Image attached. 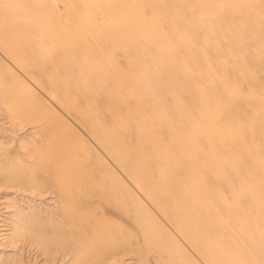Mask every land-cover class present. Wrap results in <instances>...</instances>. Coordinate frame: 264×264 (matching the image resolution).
Here are the masks:
<instances>
[{"label": "rangeland", "instance_id": "obj_1", "mask_svg": "<svg viewBox=\"0 0 264 264\" xmlns=\"http://www.w3.org/2000/svg\"><path fill=\"white\" fill-rule=\"evenodd\" d=\"M4 1V3L2 2L1 3V1H0V3L2 4V5H4V6H2L1 4H0V15L3 17V18H1V16H0V45H2V46H0V79H1V82H0V89H2V90H0V98L1 99H4V100H6V101H4V100H1L0 99V105L2 106L1 108H0V118H1V114L3 115L2 117H4L5 119H8L9 117H11V124H7V125H2L1 124V122H0V140L3 142L4 141V143H2L1 141H0V151H1V153H0V156H2L3 158L5 157V159H3V158H1L0 157V163L1 162H3L4 161V163H6V164H4V166L6 167H4V166H2V164H0V166L2 167H0V178H8L9 179V181L11 182V183H13V182H15V183H20V184H23V186H25L26 187V189H28V191L26 192V194H25V192H23V190H21L22 192H23V194H22V192L21 191H18L17 193H16V195L18 196V198H17V196H16V200L18 199L19 201L21 200L22 202H18V201H16V203H19V204H17L19 207H20V205H21V207H23V209L22 208H20L21 210H25V211H22V212H24L25 214H23L22 213V218H23V220L24 219H27L28 221L27 222H29V224H28V226H27V223L25 222L26 220H24L23 221V230H22V232L23 233H25L26 231H29V230H31V231H29V233L27 234V232H26V235L28 236H26L25 234V236H23V233L19 236L20 237V239H21V236H22V239H21V241L22 242H20V244H21V246H22V259H23V257H24V260L25 261H27L26 259L27 258H29L28 260H29V262L31 261V262H33V258L35 257V260H34V262L35 263H41L42 261H44L45 263H47V264H59V263H63V264H66V263H70V260L72 259V257L75 255V252H77L78 250H80V249H83L85 246V248H96V250L99 252V256H101V257H103L104 255H106L107 253H106V250H120L119 248H121L120 247V244L121 243H123V244H121V245H123L124 247H122L123 249H125V247L126 246H128V249H130V250H126L125 249V251L123 252V249L121 248V252L122 253H126L125 255H126V257H134V256H136V254L137 253H139V251L141 250L142 251V249L144 248V247H142L143 245L145 246V244L147 243V245L145 246V247H147V248H144L145 250H146V254H145V250L144 251H142V253L144 254V255H147V256H149V257H147L148 258V261L151 263V264H169L170 262H172L171 260L173 259V257H174V255H173V252L174 251H172V250H175V252H176V248L174 247L175 245H174V243H173V240L172 239H170V238H168V236L167 235H165V230H170V232L172 233V235H171V237L173 236V238H178L176 235L178 234V236H179V233H174L177 229L173 226V224H172V222L171 221H169V218H166L165 216H163V218L161 217L163 214H160V213H162L161 211H158V209H153V205H149V203L147 202V204H146V201L142 198V195H141V192L139 193V191H138V193H139V195H138V193H136L137 192V190L138 189H135V188H138L136 185V187L133 185V184H135V183H133V184H130V183H132L131 181H130V183H129V180L128 179H125V177H121V176H123L122 175V173H120V170L119 169H117L116 168V164H115V161H114V158H115V156H113L112 154H110V155H112L111 157L110 156H108V151L106 152V151H104L105 150V148H106V145L105 146H102V144L104 145L105 143H103L102 141H100V139L98 138V137H96L95 135L96 134H93V133H95V132H92V130L90 129V127L88 126H86V125H83L84 123H82L77 117H76V115H74L77 111H88V113H89V116L91 117V119H93V120H96L94 123L95 124H97V123H99L98 125H103L104 123V129H107V130H111L110 132L111 133H116V134H120V133H124L123 135H125V138H126V140L128 141V140H130L129 141V147H128V149H130L129 151L132 153V155L129 153V161H131V159H132V161L134 162L135 161V163H136V165H135V163H133L132 161L130 162V164L132 163L133 164V166H134V169L136 168V170H140V172L142 171L143 173L145 172L146 173V171H145V169H146V167H148L146 170L147 171H149V172H147V173H150V175L151 176H153L154 178H155V182L156 181H158V180H156L157 178H159V184H166V182H164L163 180L164 179H168L169 177H170V175H171V172L173 171L174 172V170H173V168L172 167H174L173 165H172V163L171 162H173V158L174 157H176V156H178L179 158L181 157V158H183V159H187L188 161V163L186 162V168H187V170L188 171H190L189 173H195V175L197 176V177H199V178H197L196 177V180H197V182H201L200 184L207 190V192H208V194L211 196H213V194H214V196H216V194H218L216 197L217 198H215L214 196L213 197H210V200H209V202L211 201V203L213 204H211L212 205V207L211 208H213V213H214V215H215V213H217V215H215L217 218H218V220H219V218H220V220H222L221 218L223 217V215H224V212L222 211V209L223 208H220L221 206H220V204H219V200L220 199H222L223 197V201L225 202V201H227V202H225L227 205H229V201H231L230 202V204H232V205H230L229 206V209L230 208H232L231 209V211H230V216H227V217H233V218H226L228 221L229 220H231V219H233V220H236V221H233V222H239V224L241 223V225H240V227L241 228H239V231H238V233H237V235H236V238L235 239H232V241H233V243H231L232 241H230L231 239H229V238H219V237H217L216 239H215V242L219 245V246H221L224 250H226V251H231V252H235L236 254H238L239 255V257H241L242 259H243V261H247L248 260V262H253L254 264H264V261H263V263H262V260H264V254L262 255L261 253H264V247H263V245H264V220L262 219V217H264V216H261V212H262V215H264V208H263V204H264V202H263V204H260L261 202H262V200L264 201V199H262V196H261V194L262 195H264V188H263V186H264V184L262 183L263 182V180H264V150H262V148H264V139H262V138H264V126H262V129H259V128H261V124L262 125H264V107H262V106H264L263 104H264V81H262L263 80V75H264V69H263V67H264V0H185L186 1V4H185V2L183 1V3H182V0H181V2H180V0L178 1V0H175V2H173V0H138L139 1V3H137L138 1L137 0H58L57 1V4H56V6H54V4L56 3V2H52V1H50V0H33V1H30V0H3ZM7 1V2H6ZM26 1V2H25ZM43 1V2H42ZM59 1H60V3H59ZM103 2V3H101V2ZM12 2V3H11ZM24 2V3H23ZM31 2H32V4H31ZM98 2H100V3H98ZM106 2V3H105ZM119 2V3H118ZM121 2V3H120ZM123 2V3H122ZM153 2V3H152ZM172 2H173V4H174V6L172 5ZM180 4H179V3ZM189 4H188V3ZM195 2V3H194ZM200 2V3H199ZM11 3V4H10ZM31 4V5H28V4ZM71 3V4H70ZM90 3H91V5L93 4V6H91L90 7ZM111 3V4H110ZM115 3V4H114ZM166 3H167V5H166ZM177 5H176V4ZM193 3V4H192ZM5 4H7V5H5ZM37 5V6H33V5ZM80 4H82V5H80ZM120 4H122V5H120ZM134 4H135V7H134ZM156 4H157V6H156ZM170 4V5H169ZM190 4H191V6H190ZM13 5V6H12ZM67 5H68V7H67ZM71 5V6H70ZM78 5H79V7H78ZM85 5V7H83ZM86 5H88V7L86 6ZM108 5V6H107ZM126 5V6H125ZM142 5H143V7H142ZM151 5V6H150ZM154 5H155V7H154ZM164 5V6H163ZM166 5V6H165ZM176 5V6H175ZM179 5H182V6H179ZM185 5V6H184ZM202 5V6H201ZM15 6V7H14ZM18 6H20V7H18ZM41 6V7H40ZM45 6H46V9H44L45 8ZM73 6V7H72ZM106 6H107V8H106ZM201 8V10H202V12L201 11H199V12H201V13H199V12H197L198 10H200V8ZM246 6V7H245ZM263 6V7H262ZM4 7V8H3ZM33 7V8H32ZM37 7L39 8V9H37ZM43 7V8H42ZM48 7V8H47ZM52 7H54V9L56 10V15H54V13H53V9H52ZM63 7V8H62ZM81 7V8H80ZM82 7H83V9H82ZM95 7H96V11H95ZM148 7V8H147ZM151 7V8H150ZM171 7V8H170ZM181 7V8H180ZM185 7V8H184ZM230 8V13H229V8ZM10 8V9H9ZM17 8L19 9V8H21L22 10H24L25 11V13H26V15H25V17H19V18H16L15 16H13V14H14V12H15V10H17ZM79 8V9H78ZM91 8V9H90ZM155 8V9H154ZM184 8V9H183ZM193 8V9H192ZM228 8V10L226 11V9ZM8 11H7V10ZM15 9V10H14ZM43 9V10H42ZM77 10V11H75V10ZM82 9V10H81ZM123 9H125V10H127V11H125V10H123ZM138 9V10H137ZM146 9H149V11H150V13H153V15L151 14L150 15V13H149V11L148 12H145V10ZM160 9V10H159ZM247 11H246V10ZM39 12H38V11ZM93 10V11H92ZM129 10H130V12H129ZM144 10V11H143ZM158 10V11H157ZM233 10V11H232ZM81 11H83V12H81ZM123 11V12H122ZM152 11V12H151ZM156 11V12H155ZM162 11V12H161ZM192 11V12H191ZM235 11V12H234ZM8 12V13H7ZM71 12V13H70ZM84 12H85V14H84ZM96 13L97 12V14H99V13H101L102 15H106V16H108L109 17V21H108V23H107V21H106V23H104V24H102V25H104V26H102L98 21L96 22V23H94L93 22V24H91L90 25V27H89V31H88V33L87 34H85V35H83V34H81L80 32H82V30L80 29V26H79V23H80V21H81V19L82 18H84V16L86 15V14H88V13ZM120 12V13H119ZM127 12V13H126ZM196 12H197V14H196ZM70 13V14H69ZM74 13V14H73ZM135 13V14H134ZM157 13V14H156ZM163 13V14H162ZM198 13L200 14L199 15V17H198ZM210 13V14H209ZM215 13H217V14H215ZM233 13H234V15H233ZM77 14V15H76ZM134 14V15H133ZM137 14V15H136ZM228 14H230V16H231V20H230V22H228L229 20H228V17H230V16H227V18H226V15H228ZM253 14V15H252ZM63 15L64 16V18H63V16L61 17V16ZM79 15V16H78ZM134 17H133V16ZM146 15H148V17L146 16ZM193 15V16H192ZM217 15V16H216ZM237 15H238V17H237ZM36 16H37V18H36ZM73 16V17H72ZM153 16V17H152ZM172 16V17H171ZM201 16V17H200ZM203 16V17H202ZM223 16V17H222ZM233 16V17H232ZM6 17V18H5ZM26 17H28V18H26ZM70 18L69 20H67L68 18ZM75 17V18H74ZM129 17H130V19H129ZM144 17H145V19H144ZM156 19H155V18ZM191 17V18H190ZM246 17H247V19H246ZM256 17H257V20H255L256 19ZM24 18V19H23ZM26 18V19H25ZM64 20H63V19ZM111 18V19H110ZM132 18H133V20H132ZM153 18V19H152ZM169 18H171V20L169 21L168 19ZM173 18V19H172ZM203 18H205L204 20H203ZM219 18V19H218ZM226 19L225 20V23H224V21L222 20V19ZM234 18V19H233ZM237 18V19H236ZM253 18H254V20H255V22L256 23H254V20H253ZM260 18V19H259ZM28 19V20H27ZM150 19V20H149ZM155 19V20H154ZM167 19V20H166ZM197 19V20H196ZM246 19V20H245ZM251 19V20H250ZM75 20V21H74ZM79 22H78V21ZM154 20V21H153ZM195 20L197 21V22H195ZM213 20V21H212ZM222 20V21H221ZM228 20V21H227ZM239 20V21H238ZM260 20V21H259ZM261 20H262V22L263 23H261ZM133 21V22H132ZM147 21H150L149 23L147 22ZM167 21V23H165ZM201 21V22H200ZM233 21V22H232ZM237 21H238V23H237ZM11 22V23H10ZM23 22V23H22ZM32 22H34V23H32ZM67 22V23H66ZM119 22H120V24H119ZM152 22V23H151ZM181 22H182V25H181ZM184 22H185V25H184ZM191 22V23H190ZM200 22V23H199ZM204 22V24H206L205 26H204V24H202ZM227 22H228V24H227ZM234 22H235V24H234ZM251 22V23H250ZM26 23V24H25ZM31 23V24H30ZM44 23H46V24H44ZM50 23V24H49ZM70 23H72V25L70 24ZM75 23V24H74ZM110 23V24H109ZM154 23V24H153ZM161 23H164L165 25H162ZM196 23H198L199 24V28H197V25L198 24H196ZM258 23V24H257ZM18 24H20V25H18ZM31 25V26H28V25ZM34 24H36V25H34ZM69 24V25H68ZM128 24V25H127ZM168 24H170L169 26H168ZM194 24H195V26H194ZM222 24H225L224 26L222 25ZM15 25V26H14ZM37 25H38V28H36L37 27ZM58 25H60V26H58ZM174 26V28L175 29H177V31H175V29L173 28V26ZM177 25V26H176ZM180 25V26H179ZM187 25V26H186ZM239 25V26H238ZM21 26V27H20ZM23 26V27H22ZM45 26V27H44ZM55 26V27H54ZM56 26H57V28H56ZM103 28H102V27ZM111 26V27H110ZM153 26V27H152ZM160 26V27H159ZM185 26H186V29H185ZM204 26V27H203ZM13 27V28H12ZM28 27V28H27ZM39 27H41V28H39ZM42 27H43V29H42ZM115 27V28H114ZM135 27V28H134ZM162 27H163V29H162ZM170 27H171V29H173L172 31H171V29H170ZM220 27V28H219ZM222 27H223V29H222ZM227 27V28H226ZM18 28H20V29H18ZM23 28V29H22ZM35 28V29H34ZM53 30H51V29ZM53 28H55V29H53ZM102 28V29H101ZM157 28V29H156ZM225 28H226V31H225ZM2 29H3V31H2ZM13 29V30H12ZM15 29V30H14ZM93 29V30H92ZM165 29H167V30H165ZM170 30V32H169V30ZM195 29V30H194ZM218 29V30H217ZM232 29V30H231ZM242 29H243V31H242ZM27 31V33H26V31ZM41 30V31H40ZM106 30V31H105ZM163 30V31H162ZM189 30V31H188ZM197 30V31H196ZM223 32H222V31ZM254 30V31H253ZM11 31V32H10ZM33 33H32V32ZM61 31V32H60ZM78 31V32H77ZM95 31V32H94ZM104 31V32H103ZM114 31V32H113ZM137 31V32H136ZM183 33H181V32ZM189 33H188V32ZM194 31V33H193V35H195V37H194V39L192 40V38H193V35H192V32ZM222 32V33H219V32ZM21 32V33H20ZM35 32H37V34L39 35V37L36 35V34H34ZM43 34H42V33ZM94 32V33H93ZM106 32H109L108 34L106 33ZM125 32V34H123ZM126 32H128V33H126ZM174 32V33H173ZM177 32V33H176ZM196 32V33H195ZM203 32V33H202ZM208 32V33H207ZM235 32V33H234ZM238 32V33H237ZM30 33V34H29ZM34 34V35H32V34ZM53 33V34H52ZM94 35H93V34ZM112 33V34H111ZM133 33H135L134 34V36H133ZM176 33V34H175ZM217 33H219V34H217ZM223 33H224V35H223ZM17 34V35H16ZM26 34V35H25ZM47 34V35H46ZM50 34V35H49ZM89 34V35H88ZM122 36H121V35ZM145 34V35H144ZM155 35V36H159L158 38L157 37H153L152 35ZM159 34V35H158ZM175 34V35H174ZM204 34H207L209 37L211 36V37H214V39L216 40L217 38L219 39V40H217L216 42H214L215 40L212 38H209L210 39V43H209V39L207 38V35H206V38H207V42H205V41H203V40H205L206 38H205V36H204ZM29 35V36H28ZM41 35V36H40ZM60 37H59V36ZM73 35V36H72ZM95 37H93V36ZM103 35H105V36H103ZM126 35V36H125ZM171 35V36H170ZM173 35V36H172ZM182 35V36H181ZM186 35H188V37L186 36ZM198 35H200L199 37H201V38H198ZM202 35V36H201ZM213 35V36H212ZM220 35V36H219ZM19 36V37H18ZM33 38H32V37ZM34 36H36V37H34ZM48 36V37H47ZM72 36V37H71ZM86 36H91L92 38H94V42H93V39L91 38H89V39H87L88 37H86ZM97 36V37H96ZM100 36H101V38H100ZM106 36L108 37L107 39H106ZM135 36L138 38V36H139V41H138V39L137 38H135ZM154 38H152V37ZM171 38H170V37ZM192 36V37H191ZM229 36V37H228ZM238 36V37H237ZM19 39H18V38ZM29 37V38H28ZM39 39H38V38ZM86 37V38H85ZM109 37H113L112 39H115V40H112L111 38V40L109 39ZM143 37H145V38H143ZM168 39H167V38ZM173 37H175L176 39V41H178L179 43H177L175 40H173L172 41V38ZM202 37L204 38L203 40H201L202 39ZM226 37V38H225ZM231 37V38H230ZM4 38H6V40L4 39ZM11 38V39H10ZM25 38V39H24ZM31 38V39H30ZM52 38V39H51ZM76 38H77V40H76ZM152 38V39H151ZM159 38H161L160 40H159ZM164 38V39H163ZM222 38V39H221ZM224 38V39H223ZM21 39V40H20ZM30 39V40H29ZM34 39V42L32 43V40ZM41 39H42V41H43V44L45 45L46 44V46H44L43 44H41L42 43V41H41ZM106 39V40H105ZM137 39V40H136ZM141 39V40H140ZM147 41H146V40ZM151 39V40H150ZM184 39V40H183ZM200 41V42H202V43H200L198 40ZM8 40H10V41H8ZM19 40V41H18ZM36 40V41H35ZM50 40V41H49ZM98 42V44H99V46L96 44V41ZM104 40V41H103ZM116 40H117V42H116ZM127 40V41H126ZM143 40H145L146 41V43L143 41ZM153 40V41H152ZM155 40V41H154ZM159 40V41H158ZM182 41V43H181V41ZM187 40V41H186ZM223 42H222V41ZM7 41V42H6ZM23 41V42H22ZM30 41V42H29ZM75 41V42H74ZM107 41H110V42H107ZM114 41V42H113ZM120 41V42H119ZM135 42V44L134 43H131V42ZM156 41H158V43L156 42ZM169 41V42H168ZM185 41V42H184ZM193 41H194V43H193ZM197 41V42H196ZM230 41V42H229ZM4 42H5V44H4ZM36 42H38V43H36ZM106 42V43H105ZM128 42V43H127ZM139 42H140V44H141V46H139L140 44H139ZM151 42V43H150ZM164 44H163V43ZM172 42V43H171ZM200 44H199V43ZM221 42V43H220ZM18 43H19V45H18ZM28 43V44H27ZM35 43V44H34ZM60 43V44H59ZM73 43V44H72ZM109 43H112V48H111V46H110V44ZM118 45H117V44ZM120 43V44H119ZM126 43V44H125ZM148 43V44H147ZM150 43V44H149ZM152 43H155L156 45L154 46V44H152ZM167 43V44H166ZM175 43V44H174ZM181 43V44H180ZM211 43H213L212 45H211ZM218 43V45H216ZM223 43H225V45L223 44ZM14 44H16V45H14ZM20 44H21V46H20ZM48 44L50 45V48H49V46H48ZM77 44V45H76ZM101 44V45H100ZM127 45L126 47L125 46H123V45ZM143 44H144V46H143ZM147 44V45H146ZM207 46H206V45ZM215 44V45H214ZM222 44V45H221ZM24 45H26V47H23ZM29 45V46H28ZM104 45V46H103ZM108 45V46H107ZM133 45H136V47L135 46H133ZM157 45H160L159 47L157 46ZM165 45V46H164ZM167 45H169L170 47H172V49H169L168 47L169 46H167ZM212 47H211V46ZM255 45V46H254ZM30 48V49H32V51L28 48V47ZM32 46V47H31ZM34 46H36L35 48H34ZM71 46V47H70ZM114 46H116V47H114ZM123 46V48H121ZM145 46H147V47H145ZM154 46V47H153ZM181 46V47H180ZM184 46V47H183ZM191 46H193V47H191ZM214 46L216 47V48H214ZM227 46V47H226ZM235 46H237V47H235ZM250 46H251V49H250ZM59 47V48H58ZM108 47H109V49L111 50L110 52H109V49H108ZM128 47V49H126ZM131 47H133V48H131ZM149 47H151V49L149 48ZM158 49H157V48ZM161 47V49H159ZM178 49H177V48ZM206 47V48H205ZM207 47H210V48H207ZM242 47V48H241ZM11 48V49H10ZM23 48H25L24 50H22ZM27 48V49H26ZM64 48H66V49H64ZM67 48L68 49H70L68 52L67 51H65V50H67ZM99 48H101L102 49V51H101V49H99ZM131 49V51H130V49ZM147 50V52H146V50ZM154 48V49H153ZM182 48H183V50L186 52H184V51H182ZM192 48V49H191ZM194 48V49H193ZM214 49L213 51H216L215 52V54H214V52L212 51V50H210L209 51V49ZM217 48H218V50H219V52H218V50H217ZM233 49V50H229V49ZM5 49H7V51L5 50ZM17 49V50H16ZM49 49V50H48ZM73 49V50H72ZM99 49V50H98ZM113 49V50H112ZM122 49H123V51H122ZM126 49V50H125ZM143 49V50H142ZM163 49L164 50H166V52L165 51H163ZM179 49H181V50H179ZM206 49H208V50H206ZM12 50V51H11ZM28 50V51H27ZM54 51V55H53V51ZM60 52H59V51ZM64 50V51H63ZM81 50H82V52H81ZM87 50V51H86ZM107 50H108V53H110V57H105V56H107V54L108 53H106L107 52ZM116 50V51H115ZM139 50V51H138ZM154 50V51H153ZM160 50H162V51H160ZM168 50V51H167ZM179 50V51H178ZM221 50V51H220ZM223 50V51H222ZM29 51L31 52L30 54H32L33 53V55H30L29 54ZM64 53H63V52ZM79 51V52H78ZM89 51H91V52H93V53H91V52H89ZM98 51V52H97ZM99 51H100V55L98 54L99 53ZM121 51V52H120ZM125 51H128L127 53L125 52ZM159 53H158V52ZM170 51V52H169ZM173 51V52H172ZM177 51V52H176ZM208 51V52H207ZM225 51V52H224ZM41 52H43V53H41ZM66 52L68 53V55H71V54H73V56L74 57H76L75 59H72L73 57L71 56H68L67 54H66ZM83 53V54H81V53ZM89 54H88V53ZM104 54H103V53ZM114 54H113V53ZM119 52L121 53V54H119ZM157 52V53H156ZM175 52V53H174ZM178 52H180V53H178ZM189 52V54H188V56H187V53ZM200 52V53H199ZM208 54H207V53ZM211 52V53H210ZM222 52V53H221ZM242 52V53H241ZM255 54V55H253V53ZM10 55H9V54ZM26 53V54H25ZM40 53V54H39ZM61 53V55H59ZM69 53H71V54H69ZM75 53H78V54H76V56H75ZM96 53V54H95ZM125 53V54H124ZM131 53V54H130ZM133 53V54H132ZM137 53V54H136ZM144 53V54H143ZM161 53H162V55L164 54L165 55V57H164V55L162 56L161 55ZM169 55H168V54ZM174 53V54H176L177 55V57L175 56V55H172V54ZM202 53H203V55H202ZM209 53L211 54V55H209ZM225 55H224V54ZM237 53V54H236ZM18 54V55H17ZM37 54V55H36ZM42 54V55H41ZM55 54H57L56 56H55ZM62 54H63V56H62ZM85 54H86V56H85ZM113 54V55H112ZM122 54H124L123 56L124 57H122ZM144 56H143V55ZM151 54H152V57H151ZM157 55L156 57H155V55ZM178 54H181L182 56H184L183 58L185 59L184 60V62L185 61H187V62H183V58H182V56H181V58H180V56L178 55ZM186 56H185V55ZM197 54V55H196ZM216 54L218 55V56H216ZM233 54V55H232ZM40 55V56H39ZM53 55V56H52ZM68 56L67 58H65V56ZM83 55L85 56L84 57V59H83ZM117 55V56H116ZM127 55V56H126ZM132 56V57H130V56ZM136 55V56H135ZM160 55V56H159ZM214 55V56H213ZM222 55V56H221ZM226 57V59L224 58V56ZM30 56V57H29ZM35 56V57H34ZM61 56H62V58H64V60H62V58H61ZM79 56H81V58L79 57ZM94 56H97V60H101V61H99V62H101V64H102V61H103V64L105 65H101L100 63H96L94 60H96V59H94V58H96V57H94ZM100 56H103V58L102 57H100ZM113 56H114V58H113ZM119 56V57H118ZM138 56V57H137ZM168 56V57H167ZM179 56V57H178ZM193 56V57H192ZM196 56V57H195ZM202 56V57H201ZM204 56V57H203ZM211 56V57H210ZM215 56H216V58H215ZM220 56H221V58H220ZM231 56V57H230ZM232 56H234V57H232ZM7 57V58H6ZM37 57H39L40 59H42V60H38V58ZM54 57V58H53ZM58 57H59V59H58ZM92 57V58H91ZM112 57V58H111ZM135 57V58H134ZM137 57V58H136ZM143 57V58H142ZM151 57V58H150ZM164 57V58H163ZM175 57V58H174ZM214 57V61H213V58ZM12 58V59H11ZM23 58V59H22ZM27 58V59H26ZM37 58V59H36ZM60 58H61V60H60ZM86 58V59H85ZM90 58V59H89ZM116 58V59H115ZM119 58V59H118ZM123 58V60H122V62H121V59ZM125 58H126V60H125ZM130 59V60H128V59ZM180 58V59H179ZM193 58H195V59H193ZM196 58H197V60H196ZM202 58V59H201ZM217 58H219V59H217ZM231 58V59H230ZM245 58V59H244ZM68 59V60H67ZM72 59V60H71ZM76 59H77V61H76ZM87 59H89L88 60V64H87ZM110 59V60H109ZM113 59V60H112ZM115 59V60H114ZM140 59V60H139ZM145 61H144V60ZM152 59V62L150 61ZM159 59V61H158V63L160 64H158L157 63V60ZM163 59V60H162ZM164 59H165V62H164ZM168 59H172V61H170L169 60V62H170V65H168L169 64V62L167 61ZM193 59V60H192ZM198 59L200 60L199 62H201L202 61V63H199L198 62ZM204 59V60H203ZM221 59H222V61H221ZM225 59V60H224ZM4 60H6V61H4ZM37 60V61H36ZM75 60V61H74ZM84 60V61H83ZM93 60V61H92ZM96 60V61H97ZM118 60V61H117ZM147 60H149L150 62H147ZM178 60V61H177ZM181 60V61H180ZM191 60V61H190ZM206 60V61H205ZM213 61V63H216V64H218L217 66H216V64H211V62ZM216 60V61H215ZM227 60V62H225ZM233 61V63H232V61ZM238 60H240L241 62H239ZM245 60V62H243ZM249 60V61H248ZM41 63H39V62ZM60 61H62V62H60ZM66 61V62H65ZM89 61L92 63H89ZM106 61V62H105ZM113 61V62H112ZM115 61H117V62H115ZM125 61V62H124ZM127 61V62H126ZM129 61H130V63H129ZM161 61H163V63L161 62ZM166 61H167V63H166ZM179 61H180V64L178 65V63H179ZM192 61H194L193 62V64L191 63ZM203 61H205L206 62V64H208V65H206L205 64V62L203 63ZM219 61H220V63H219ZM228 61H229V63H228ZM4 62V63H3ZM13 64H12V63ZM53 62H54V64H53ZM56 62H57V64H56ZM71 62H73L72 64H71ZM79 64H78V63ZM85 62H86V66H84V67H89L90 66V68H91V70H90V72L88 71L90 68H83V65H85ZM94 62H95V64H94ZM112 64H111V63ZM121 62V63H120ZM173 62V63H172ZM261 62V63H260ZM32 63V64H31ZM44 63V64H43ZM46 63H47V65H48V69L46 68L47 67V65H46ZM65 63H66V65L68 66V64H69V66H71V67H67V66H65ZM83 63V64H82ZM109 63V64H108ZM124 63V64H123ZM126 63V64H125ZM152 63V64H151ZM166 65H165V64ZM186 65V66H188V68L184 65V64ZM188 63H189V65H188ZM195 63V64H194ZM196 63H197V65H196ZM223 63V64H222ZM12 64V65H11ZM29 64V69H31V70H29L28 68H27V65ZM40 64V65H39ZM62 65V67H60L61 65ZM81 64H82V66H81ZM90 64V65H89ZM94 64V65H93ZM98 64V65H97ZM115 64V66H112V65H114ZM127 64L129 65L128 66V68L126 67L127 66ZM147 64V65H146ZM175 65V66H172V65ZM183 64V65H182ZM201 64V65H200ZM233 64H234V66H233ZM243 64V65H242ZM247 64V65H246ZM15 65V66H14ZM33 65V66H32ZM38 65V66H37ZM43 65V66H42ZM51 65V67L52 68H50V69H52L51 71H49L50 69H49V66ZM57 65V66H56ZM65 67H64V66ZM74 65H76V66H78V68H76V66H74ZM89 65V66H88ZM110 67H112V68H110V70H109V66ZM121 65H122V67H121ZM162 65H163V67H162ZM168 65V66H167ZM183 67H182V66ZM203 65V66H202ZM213 65H215L216 67H214ZM222 65V66H221ZM225 65V66H224ZM3 66V67H2ZM14 66V67H13ZM35 66H37V68L39 69V70H37V68L35 67ZM42 66V67H41ZM99 66H101V67H99ZM105 67V69H104V67ZM106 66H108V68L106 67ZM149 66H152L153 67V69H152V67H149ZM160 66H161V68H160ZM165 66V67H164ZM178 66V67H177ZM202 68H201V67ZM206 67V68H203V67ZM207 66H209V68L207 67ZM232 66V67H231ZM250 66H252V67H250ZM257 66V67H256ZM15 67H17L16 69H15ZM26 67V68H25ZM42 68V69H40V68ZM73 67V68H72ZM94 67H97V70H95V72H94ZM98 67H99V69H98ZM115 68V70H114V68ZM131 67H132V69H131ZM169 67H174L173 69L175 70H173L172 68L169 70ZM175 67L177 68V70L175 69ZM193 67H195V69H193ZM198 67V68H197ZM200 67V68H199ZM213 67L214 68H216V69H213ZM223 67V68H222ZM224 67H226V68H224ZM9 68V69H8ZM19 68V69H18ZM33 68H36L35 70H33ZM58 69V70H55V69ZM61 68V69H60ZM69 68V69H68ZM78 69V71L76 72H74V70H76V69ZM80 68H82V69H80ZM102 68H103V72H102ZM151 68V69H150ZM159 68V69H158ZM219 68H221V69H219ZM22 69H24V70H22ZM46 70L47 71V73H46V71H44V70ZM64 69V70H63ZM68 71H67V70ZM71 69H73V73H74V75H73V73L71 72L72 70ZM88 69V70H87ZM113 69V70H112ZM118 69V70H117ZM150 71H149V70ZM183 69V70H182ZM191 69V70H190ZM193 69V70H192ZM198 71H197V70ZM204 69V70H203ZM228 69H230L231 70V72H230V74H229V71H228ZM247 69V70H246ZM248 69H250V70H248ZM18 70V71H17ZM21 70V71H20ZM41 70V71H40ZM43 70V71H42ZM54 70H55V73H54ZM61 70H63L62 72H61ZM68 72H66V71ZM71 70V71H70ZM80 70V71H79ZM83 70H85V72H86V70H87V72L85 73ZM93 70V71H92ZM110 72H109V71ZM115 71V72H112V71ZM129 70H131V71H129ZM148 70V71H147ZM153 70V71H152ZM162 70L163 72H160V71ZM169 72H167V71ZM211 70V71H210ZM215 70H217V71H215ZM219 70H222V72L221 71H219ZM225 70H227V71H225ZM262 70V71H261ZM29 71V72H28ZM36 72V74H39V75H36L35 74V72ZM39 71H40V73H39ZM57 71H58V74H56L57 73ZM141 71H143L142 73H141ZM147 71V72H146ZM156 71H157V73H156ZM165 71L167 72V73H165ZM171 71H172V74H171ZM177 71V72H176ZM182 71H183V73H182ZM186 71V72H185ZM200 71V72H199ZM205 71H206V73H205ZM219 71V72H218ZM225 71V72H224ZM244 71H245V73H244ZM246 71H247V74H246ZM251 71H253V72H251ZM261 71V72H260ZM18 72V73H17ZM22 72H24L23 74H22ZM26 72V73H25ZM33 72H34V74H33ZM50 72V73H49ZM53 72V73H52ZM65 72H66V75H65ZM84 72V73H83ZM99 72H102V73H100L99 74ZM105 72V73H104ZM120 72H122V76L119 74ZM147 74H146V73ZM179 72V73H178ZM185 72V73H184ZM187 72H188V75L186 76V74H187ZM199 72V73H198ZM216 72H218V73H216ZM228 72V73H227ZM256 72H257V74H256ZM260 72V74H258ZM13 73V74H12ZM44 73V74H43ZM81 73V74H80ZM115 73V74H114ZM118 73V75H116ZM148 73H149V75H148ZM151 73H153V75H151ZM159 73V74H158ZM174 73H176V74H174ZM204 73V74H203ZM221 73V74H220ZM224 73V74H223ZM244 73V74H243ZM41 74H43L42 76H41ZM51 74V75H50ZM57 76H56V75ZM61 74V75H60ZM72 74V75H71ZM77 74H79V75H77ZM84 74H89V76H87V75H84ZM94 74H95V76H94ZM104 75V76H102V75ZM110 74H111V76H110ZM142 74V75H141ZM145 74V75H144ZM180 74H182V75H180V77H179V75ZM185 74V75H184ZM191 74V75H190ZM205 74H206V76H207V78H205V80H204V78H203V76L202 75H204V77H206L205 76ZM261 74H262V76H261ZM31 75V76H30ZM34 75H35V77H34ZM44 75H45V77H44ZM47 75H48V77H47ZM55 75V76H54ZM58 75H60V76H58ZM62 75H64L63 76V78H61V76ZM80 75H82V76H80ZM92 75V76H91ZM114 75H116V76H114ZM120 75V76H119ZM126 75V76H125ZM144 75V77H142ZM174 75H176V76H174ZM178 75V76H177ZM194 75V76H193ZM212 75H215L214 77L212 76ZM218 75L219 76H221V77H218ZM254 75H256V76H254ZM25 76H26V78H25ZM54 76V77H53ZM66 76V77H65ZM79 76V77H78ZM101 77V78H99V77ZM117 76H119L118 78H117ZM135 77V78H133V77ZM138 76V77H137ZM149 76V77H148ZM153 76V77H152ZM162 76V77H161ZM188 76H190V78L188 77ZM192 76V77H191ZM202 76V77H201ZM225 77V81H221V80H224V77ZM229 76V77H228ZM231 76L233 77V78H231ZM259 76H260V78H259ZM13 77H14V79H13ZM39 77H41L42 79H40ZM47 77V78H46ZM53 78V79H51V78ZM55 77H56V80H55ZM59 77V78H58ZM75 79H74V78ZM87 77H89L90 79H88ZM95 77V78H94ZM96 77H98L97 79H96ZM114 77H116V78H114ZM122 77H124L123 79H121ZM174 77H176V78H174ZM188 77V78H187ZM195 77V78H194ZM197 77V78H196ZM201 77V78H200ZM217 77V78H216ZM228 77V78H227ZM32 78V79H31ZM45 78V79H44ZM65 78L67 79L68 78V80L66 81L65 80ZM72 78V79H71ZM76 78H78V79H76ZM85 78V79H84ZM95 79V80H93V79ZM103 78H107L108 80H105V79H103ZM141 78V79H140ZM142 78H143V81H142ZM152 78H154L153 80H151ZM158 78V79H157ZM161 78V79H160ZM165 80H164V79ZM186 78V79H185ZM191 78H193V79H191ZM200 78V79H199ZM219 78V79H218ZM231 78V79H230ZM48 81H47V80ZM62 79V80H61ZM66 81V84H65V81ZM71 79V80H70ZM74 79V80H73ZM81 79V80H80ZM110 79V80H109ZM111 79H113V80H111ZM116 79V80H115ZM120 79V80H119ZM148 79V80H147ZM162 79H163V81H162ZM198 79H199V81H198ZM204 80V81H200V80ZM207 79H208V81H207ZM215 79H218V80H215ZM239 79V80H238ZM32 80H34V82H36L35 83V87L33 86L32 87V85L34 84V82L32 81ZM37 80V81H36ZM41 80V81H40ZM50 80V81H49ZM73 80V81H72ZM76 80H78V81H76ZM90 80V81H89ZM98 80V81H97ZM104 80V81H103ZM121 80H126V81H121ZM139 80V81H138ZM142 82H141V81ZM145 80V81H144ZM211 80V81H210ZM241 80V81H240ZM39 81V82H38ZM53 83H52V82ZM56 81V82H55ZM57 81H59V83L61 84V85H59L58 87H60V88H58L57 87V85L59 84ZM63 81V82H62ZM70 81V82H69ZM88 81V82H87ZM102 81V82H101ZM108 81H110V82H108ZM117 81V82H116ZM150 81H151V83H150ZM160 81V82H159ZM166 81V82H165ZM189 81V82H188ZM216 81L218 82L219 81V83H217L216 84ZM242 81H243V83H242ZM47 82V83H46ZM67 82L70 84V85H67ZM73 82H76L75 83V85H74V83ZM79 84H78V83ZM84 84H83V83ZM92 82V83H91ZM98 82H99V84H100V86H101V84H102V86H101V88H98V87H100V86H96V85H99L98 84ZM105 82V83H104ZM112 82V83H111ZM139 82L140 83H142L143 85H141V84H139ZM144 82V83H143ZM146 82V83H145ZM153 82V83H152ZM177 82V83H176ZM184 82V83H183ZM199 82V83H198ZM204 82V83H203ZM215 82V83H214ZM226 82V83H225ZM239 82V83H238ZM260 82V83H259ZM32 83V84H31ZM54 83H56V84H54ZM73 83V84H72ZM111 83V84H110ZM115 83V84H114ZM122 83V84H121ZM158 83L160 84V85H158ZM222 83H224V84H222ZM2 84V85H1ZM38 84V85H37ZM46 84V85H45ZM47 84H49V85H47ZM52 84V85H51ZM82 84H83V86L85 87H83L82 86ZM93 84H94V86H93ZM106 84V85H105ZM113 84V85H112ZM117 84V85H116ZM126 84V85H125ZM149 85V86H147V85ZM154 84V85H153ZM156 84V85H155ZM190 86H189V85ZM220 84H222V85H220ZM245 84V85H244ZM53 86V87H55V88H52L51 86ZM65 85H67V86H65ZM106 87H105V86ZM109 85H111L113 88H115V90L117 89V91L120 89L119 87H121V89L117 92V91H114V89L112 90V87L111 86H109ZM139 85H140V87L142 86V90H140L139 91V89H140V87H139ZM165 85V86H164ZM179 87H178V86ZM181 85H182V87H183V89H182V87H181ZM189 88H187L186 86ZM196 86V88H194L195 86ZM215 85H217V87L215 86ZM219 85H220V87L222 88V86L223 85H226V86H223L224 88H222L223 89V91L225 92V93H223V91L221 92L220 90L221 89H219L220 87H219ZM245 86V88H244V86ZM3 86V87H2ZM42 86H45V88L43 87L42 88ZM46 86H47V88H46ZM62 86H65V87H62ZM79 86V87H78ZM81 86L84 88V89H82L81 88ZM86 86H87V88H86ZM116 86V87H115ZM153 86H154V88H153ZM162 86V88H160V87ZM240 86V87H239ZM259 86V87H258ZM26 87V88H25ZM38 87V88H37ZM49 87V88H48ZM66 87H68L69 88V91H67L68 89H66ZM73 87V88H72ZM96 88V90H95V88ZM104 87V88H103ZM108 87H109V90H108ZM118 87V88H117ZM129 89H128V88ZM156 87L157 88H159V89H156ZM207 87V88H206ZM258 87V88H257ZM4 88V89H3ZM7 88V89H6ZM41 90H40V89ZM62 88H65V90L64 89H62ZM76 89L75 91H73V89ZM91 88H92V90H91ZM103 88V89H102ZM105 88L107 89V90H105ZM134 88V89H133ZM151 88H153V89H151ZM177 88V89H176ZM190 88H194V89H192V90H190ZM198 88V89H197ZM217 88V89H216ZM226 88H227V90H226ZM240 88V89H239ZM38 89H39V91H38ZM44 89V90H43ZM48 89L50 90L49 92H47L48 91ZM52 89V90H51ZM87 90V92H86V90ZM99 89H101V90H99ZM110 89L112 90V92L110 91ZM123 89V90H122ZM147 89V90H146ZM149 89H151L150 91H149ZM185 89V90H184ZM196 89H197V91H196ZM213 89H214V91H213ZM219 89V90H218ZM243 89H244V91H243ZM47 90V91H46ZM58 90L60 91V92H58ZM78 90H79V92H78ZM82 90H83V92H82ZM95 92H94V91ZM104 90V91H103ZM128 90H133L132 91V93H130L131 91H128ZM138 90V91H137ZM158 90H160V91H158ZM166 90V91H165ZM194 90V91H193ZM200 90V91H199ZM210 92H209V91ZM242 90V91H241ZM44 92L45 93V95L42 93V92ZM52 91V92H51ZM62 91H63V93H67L66 94V96H65V94H63L62 93ZM71 91H73L72 93H71ZM82 93H81V92ZM89 91H93L92 93L95 95V93H96V97L93 95V97H94V99H93V97L92 96H90L91 94V92H89ZM99 91H101V93H102V95L101 94H99ZM108 91V92H107ZM110 91V92H109ZM195 91H196V93H195ZM216 91V92H215ZM246 91V92H245ZM247 91L248 92H251V94L253 95H250V93L248 94L247 93ZM85 92V93H84ZM114 92H117L116 94L114 93ZM121 92V93H120ZM139 92H142V94L143 93H146V96H145V100L147 101H145L144 100V95L145 94H140ZM156 92H157V96L158 97H155L156 95ZM168 92V93H167ZM188 92H190V93H188ZM202 92V93H201ZM216 94L217 93V97H215V96H213V94L214 93ZM227 92H228V94H227ZM239 92V93H238ZM2 93L4 94V95H2ZM9 93V94H8ZM48 93H50L51 95L53 94V95H56V97L57 98H55V96H51L50 94H48ZM60 93V94H59ZM81 93V94H80ZM84 93V94H83ZM103 93H104V95H103ZM107 93H109L110 95L108 96V94ZM130 93V94H129ZM139 93V94H138ZM150 93V94H149ZM186 93V94H185ZM193 93V94H192ZM199 93L203 96V95H205L204 97L206 98H202V96L201 95H199ZM208 93H209V95L211 96H209L208 95ZM212 93V94H211ZM222 93V94H221ZM232 95H231V94ZM12 94V95H11ZM31 94V95H30ZM47 94V95H46ZM60 95V97H59V95ZM71 94V95H70ZM75 94V95H74ZM79 94H80V96L82 97H79ZM88 94H89V96H88ZM114 94V95H113ZM189 94H191V95H189ZM214 94V95H215ZM223 95V94H225V96H221V95ZM227 94V95H226ZM262 94V95H261ZM38 95V96H37ZM40 95V96H39ZM70 95V96H69ZM99 95V96H98ZM117 95V96H116ZM120 95H123V98H120V97H122V96H120ZM133 95V96H132ZM152 95V96H151ZM169 95V96H168ZM197 97H196V96ZM257 95H259V96H257ZM47 96H49V97H47ZM88 96V97H87ZM108 96V97H107ZM110 96H112V97H110ZM115 96H116V98H118V99H116L115 100V102L114 101H112V100H114L115 99ZM131 96V97H130ZM149 96V97H148ZM163 96V97H162ZM165 96V97H164ZM168 96V97H167ZM177 96V97H176ZM191 96V97H190ZM198 96H199V98H198ZM220 96H221V98H220ZM229 97V98H227V97ZM261 96H262V98H261ZM38 97V98H37ZM41 97V98H40ZM61 97H62V99H61ZM67 97H69L68 99H67ZM72 97V98H71ZM83 97H86L85 99L83 98ZM101 97V98H100ZM104 97H105V100L106 99H108V100H106V101H104ZM113 97H114V99H113ZM128 97H130L129 99H128ZM133 97H135V98H133ZM138 97H139V100L141 99L140 97H142V99L140 100V101H137L138 100ZM169 97H170V99H169ZM201 97V98H200ZM222 97L224 98V99H229L228 101L226 100H224V99H222ZM233 97V98H232ZM6 98V99H5ZM9 98V99H8ZM40 98V99H39ZM55 98V99H54ZM78 98H79V100H78ZM89 98V102L87 101V99ZM98 98V99H97ZM152 100H151V99ZM157 98H161L160 100L159 99H157ZM164 100H163V99ZM167 99V101H165L166 99ZM175 98H177V99H179V101L177 100H175ZM191 99V102H190V99ZM196 98V99H195ZM198 98V99H197ZM210 99L211 98V100H210V102H209V100L208 99ZM235 98H237V100L239 99L240 100V102H238V107H236L237 106V101H236V103H235ZM254 98H255V101H256V103H258V105L256 104V103H254L255 101H254ZM16 99V100H15ZM25 99V100H24ZM59 101H58V100ZM71 99V100H70ZM73 99V100H72ZM82 99H84V100H82ZM100 99V100H99ZM103 101H102V100ZM125 99V100H124ZM134 99H136V101L134 100ZM154 99H155V101H154ZM188 99V100H187ZM195 99V100H194ZM203 99H205V100H203ZM219 99H222L223 100V102H221L222 100H219ZM244 99V100H243ZM11 100V101H10ZM19 100V101H18ZM26 101V102H24V101ZM30 100L32 101V102H30ZM52 100H55V101H52ZM61 100H63V101H61ZM70 100V101H69ZM92 100V101H91ZM131 100H133V101H131ZM176 101V102H174V101ZM187 100V101H186ZM201 103V101L200 100H203V101H206L205 102V105H202V106H209V107H212V109H210V110H213V112L212 111H208V112H205V111H203L202 109H199L200 108V103L198 102V101ZM208 100V101H207ZM233 100V101H232ZM248 100V101H247ZM250 100V101H249ZM258 100V101H257ZM52 101V102H51ZM71 101H73L74 103L75 102H78V103H71ZM85 101V102H84ZM87 101V102H86ZM97 101V102H96ZM121 101V102H120ZM130 101L132 102V103H130ZM155 102V104L152 106V104ZM160 101H162V102H160ZM165 103H164V102ZM171 101H173V102H171ZM193 101H195L196 103H197V105L199 106V108L198 107H196L197 105H196V103L194 104L193 103ZM215 101V102H214ZM222 105L221 107L219 106L220 104L218 103V102ZM244 102L243 104L244 105H242V104H239V103H242V102ZM254 101V102H253ZM30 102V103H29ZM34 102L36 103V104H34ZM58 102V103H57ZM61 102L63 103L62 105H61ZM68 102V103H67ZM84 102V104H82V103ZM108 103V104H106L105 105V103ZM109 102H110V104H111V107H110V105H109ZM137 102L139 103V104H137ZM145 103V105H147L146 107H145V105H144V103ZM157 102H158V104H157ZM160 102V103H159ZM167 102H169V105L167 104ZM209 102V103H208ZM212 102H214V105H216L215 107H213L214 105H213V103ZM217 102V103H216ZM234 102V103H233ZM250 102V103H249ZM262 104H261V103ZM5 103V104H4ZM54 103V104H53ZM97 103H100V104H97ZM103 103V104H102ZM113 103V104H112ZM122 103V104H121ZM133 103H136V104H133ZM148 103H150L149 105H151V106H149L148 105ZM192 103V104H191ZM208 103V104H207ZM210 103H212V105L210 104ZM226 104L225 105V108H224V104ZM232 103V104H231ZM245 103H248V105H245ZM252 103H254V104H252ZM16 104V105H15ZM24 106H23V105ZM39 104V105H38ZM46 104V105H45ZM56 104V105H55ZM72 104H74L73 106H72ZM78 104V105H77ZM87 104V105H86ZM160 104H161V106H160ZM163 104V105H162ZM172 104V105H171ZM175 104H177L179 107H177V105H175ZM179 104H181V105H179ZM229 104V105H228ZM235 104V105H234ZM249 104H252V106H250ZM6 106V107H4V106ZM10 105V106H9ZM80 105H82L83 106V108L82 107H80ZM92 106V107H90V106ZM115 105V106H114ZM165 105V106H164ZM233 105V106H232ZM240 105V106H239ZM255 106V108H257V109H255L254 110V106ZM260 105V106H259ZM46 108H45V107ZM61 107V109L62 110H60L59 108ZM95 106H98L96 109L94 108ZM113 106V107H112ZM134 106V107H133ZM167 106V107H166ZM170 106V107H169ZM226 106H228V107H226ZM229 106H231V107H229ZM243 108H245V109H243ZM246 106V107H245ZM249 106V107H248ZM26 107V108H25ZM31 107V108H30ZM70 107V108H69ZM88 107H90V108H88ZM102 107H103V109H102ZM116 107V108H115ZM130 107H133V110H132V108L130 109ZM156 107V108H155ZM160 109H159V108ZM183 107V108H182ZM190 107L192 108V109H190ZM218 108V110H217V108ZM233 107V108H232ZM237 108V109H234V108ZM241 107V108H240ZM259 107H260V109H259ZM261 107L263 108V110L261 109ZM5 108V109H4ZM22 108V109H21ZM33 108V109H32ZM64 108H68V109H64ZM71 108L74 110H71ZM77 108V109H76ZM100 108V109H99ZM112 108H114V109H112ZM149 108H152V109H154V110H152V109H149ZM167 108H169L168 110H167ZM180 108V109H179ZM222 108H224V109H222ZM232 109V110H225V109ZM248 108V110H247V112H246V109ZM252 110H251V109ZM64 109V110H63ZM101 109L103 110V111H101ZM121 109V110H120ZM157 109V110H156ZM171 109V110H170ZM175 109V110H174ZM179 109V110H178ZM259 109V110H258ZM3 110V111H2ZM9 112H8V111ZM117 110V111H116ZM156 110V111H155ZM181 110H183V111H181ZM236 110V111H235ZM239 110V111H238ZM244 110H245V112H244ZM11 111H12V113H11ZM62 111H64V112H62ZM73 111V112H72ZM86 111V112H87ZM91 111V112H90ZM95 111V112H94ZM169 111V112H168ZM173 111V112H172ZM202 111V112H201ZM216 111V112H215ZM222 111V112H221ZM232 111V112H231ZM251 111H254L253 112V118H252V116H251V114H252V112ZM255 111H257V112H255ZM66 112V115L64 114ZM75 112V113H74ZM94 112V113H93ZM117 112V113H116ZM131 112V113H130ZM132 112H133V114H132ZM137 112V113H136ZM143 112H145V113H143ZM156 114H155V113ZM158 112V113H157ZM167 112V113H166ZM170 112H171V114H170ZM181 112H183V114L185 115V116H183V114H181ZM197 112V113H196ZM201 112V113H200ZM216 113V115H215V113ZM226 112H228V113H226ZM237 112V113H236ZM249 112V113H248ZM10 113V114H9ZM74 113V114H73ZM96 113V114H95ZM119 113V115H117ZM121 113V114H120ZM125 114V115H129L128 117H127V119L130 121H128L127 119H126V121H125V123L128 125H125V123H123L124 125H125V128L123 127V128H121V130H120V132H119V130H118V128H119V125H117V124H119V123H121L122 122V115L123 114ZM147 113V114H146ZM149 113V114H148ZM205 113V114H204ZM213 113H214V115H213ZM220 113V114H219ZM230 113H231V115H233V116H231L230 115ZM241 113V114H240ZM254 113H256V114H254ZM7 114V115H6ZM21 114V115H20ZM25 114H29V115H25ZM31 114V115H30ZM49 116H48V115ZM105 114H106V116H105ZM140 114H141V118H144V119H140ZM158 114V115H157ZM162 114V115H161ZM168 116H167V115ZM173 114V115H172ZM174 114H176L175 116H174ZM180 114V115H179ZM195 114V115H194ZM224 114L226 115V114H228V115H226L227 116V118H223L224 117ZM237 114H239V115H237ZM243 114H244V116H243ZM245 114H246V116H245ZM248 114H249V116H248ZM259 114H262V115H259ZM8 115H10L9 117H8ZM71 117H70V116ZM93 115V116H92ZM96 115H100V116H102L103 115V119L100 117V118H98V117H96ZM131 115V116H130ZM136 115V116H135ZM150 115H153V117L155 116H157V119H154V123H152V121H153V117L152 116H150ZM160 115V116H159ZM171 117H170V116ZM182 115V117H180ZM187 115V116H186ZM204 115H208V117L210 116L211 117V115H212V117L210 118H207V116L206 117H204ZM235 115V116H234ZM242 115V116H241ZM257 115V116H256ZM260 117H259V116ZM7 116V117H6ZM13 116V117H12ZM19 117L18 119H17V117ZM26 118H25V117ZM47 116V117H46ZM117 116L120 118V120L119 119H117ZM143 116V117H142ZM150 116V117H149ZM159 116V117H158ZM255 116V117H254ZM263 116V117H262ZM16 117V118H15ZM47 118V120L45 119V118ZM62 117V118H61ZM69 117V118H68ZM93 117H95V119L93 118ZM112 117V118H111ZM115 117V118H114ZM134 117V118H133ZM154 117V118H155ZM162 117V118H161ZM174 117V118H173ZM189 117H190V121H189ZM193 117V118H192ZM238 117H240L241 119V122H240V120H239V118ZM243 117V118H242ZM246 117H247V119H246ZM250 117V118H249ZM256 117H257V119H256ZM14 118V119H13ZM75 119V121L73 120V119ZM96 118H98V119H96ZM106 118V119H105ZM139 118V119H138ZM148 118V121L146 120ZM151 118V119H150ZM184 118V119H183ZM186 118V119H185ZM192 118V119H191ZM230 118V119H229ZM258 118H260V119H258ZM23 119H25V120H23ZM49 119V120H48ZM63 119L64 120H66V121H68V122H66L65 121V124H64V122H63ZM110 119V120H109ZM137 119V120H136ZM164 119V120H163ZM175 119V120H174ZM194 119V120H193ZM212 119V120H211ZM222 119L225 121V122H229V121H231L232 119H236L237 121L239 120V122H237V121H231V122H229L231 125L229 126V123H225L224 124V121L222 122ZM262 119V120H261ZM9 120V119H8ZM45 120V121H44ZM100 120H102V122L100 121ZM140 122H139V121ZM143 120V121H142ZM150 120V121H149ZM152 120V121H151ZM157 120H159V122L157 121ZM166 120V121H165ZM173 120V121H172ZM178 120V121H177ZM181 120H185V121H181ZM193 120V121H192ZM200 120V121H199ZM259 120V122H257ZM10 121V120H9ZM15 121V122H14ZM42 121H44V122H42ZM74 121V122H73ZM80 121V122H79ZM110 123H109V122ZM111 121H113V122H111ZM115 121H116V124H115ZM118 121H120V122H118ZM132 121V122H131ZM145 121H147V122H145ZM156 121H157V123H156ZM160 121H162L163 123H164V121H165V123L163 124L162 122V124H163V126H161V123H160ZM176 121V122H175ZM179 121L181 122V124L179 123ZM207 121H208V123H207ZM220 121V122H219ZM262 121H263V123H262ZM21 122H23L22 124H20ZM26 122V123H25ZM33 122V123H32ZM41 122V123H40ZM75 122H76V124H75ZM169 122H170V124H169ZM171 122H173V123H171ZM193 122V124H191ZM195 122V123H194ZM250 122V123H249ZM69 123V124H68ZM78 123H79V125H78ZM100 123H102V124H100ZM108 124V126H107V124ZM136 123V124H135ZM140 123H143L142 124V126H139L140 125ZM145 123H150V125L149 124H147V129H146V127L144 126V124ZM156 123V124H155ZM159 123V124H158ZM177 124V127H179L180 128V130L179 129H176L177 127L176 126H170V125H176ZM182 123H183V125H185L184 127H182L183 125H182ZM201 123V124H200ZM217 123H218V125H217ZM235 123H237V124H235ZM259 124V128H258V124ZM12 124H13V126H12ZM19 124V125H18ZM35 124H37V125H35ZM39 124V125H38ZM69 126H72V127H69ZM72 124V125H71ZM81 124V125H80ZM114 124V125H113ZM152 124V125H151ZM155 124V125H154ZM166 124H168V125H166ZM191 124V125H190ZM194 124H197L196 126H198V130L195 128V125ZM206 124V126H204V125ZM220 124H222V125H220ZM236 126H235V125ZM20 125H22V126H20ZM33 125V126H32ZM111 125L113 126V127H111ZM117 125V129H115L114 128V126H116ZM123 125V126H124ZM157 125V126H156ZM160 125V126H159ZM179 125V126H178ZM187 125H189V126H187ZM201 125V126H200ZM227 127H225V126ZM232 125H234L233 127H232ZM241 125V126H240ZM249 125V126H248ZM3 126V127H2ZM6 126V127H5ZM24 126V127H23ZM26 126H28V127H30V128H26ZM35 126V127H34ZM80 126V127H79ZM82 126H83V130H81L80 128H82ZM107 126V127H106ZM112 128H110V127ZM137 126V127H136ZM139 126V127H138ZM153 126V127H152ZM158 126H159V129H158ZM167 126V127H166ZM191 126V128L189 129V127ZM193 126V127H192ZM216 126V127H215ZM245 126V127H244ZM255 126H256V128H255ZM13 127V128H12ZM32 127H34V128H32ZM68 127L70 128V129H68ZM75 127V128H74ZM106 127V128H105ZM141 127V128H140ZM144 127H145V129H144ZM151 127H152V129H151ZM172 127H176V128H171ZM183 129H182V128ZM205 127V128H204ZM215 127V128H214ZM221 128V130H217V128ZM231 127H232V129H231ZM239 127V128H238ZM7 128V129H6ZM10 128V129H9ZM15 128V129H14ZM22 128V129H21ZM85 128V129H84ZM131 128H132V130L134 131L135 129H137V130H135L134 132L131 130ZM135 128V129H134ZM186 128H188L187 130H186ZM192 128L194 129L193 131H192ZM200 128H202V130L200 129ZM211 130H210V129ZM218 128V129H219ZM224 128H226V129H224ZM243 128H244V130H243ZM252 128V129H251ZM18 129V130H17ZM20 129V130H19ZM25 129V130H24ZM29 129V130H28ZM122 129H123V131H122ZM125 129V130H124ZM141 129H143V130H141ZM153 129H158L157 131H155V130H153ZM160 129H165V130H160ZM171 129V130H170ZM205 129H207V130H209V131H207V132H205L206 130ZM212 129H213V131H212ZM215 129V130H214ZM224 129V130H223ZM247 129V130H246ZM256 129V130H255ZM260 131V132H262V133H260V132H258V130ZM6 130H7V132H6ZM77 130V131H76ZM129 132H128V131ZM170 132H169V131ZM189 130H190V132H189ZM197 130V131H196ZM223 130V131H222ZM230 130V131H229ZM9 131V132H8ZM20 131V132H19ZM91 131V133L92 134H88L87 135V132L89 133ZM116 131V132H115ZM130 131H131V133H130ZM137 131H139V132H137ZM141 131H142V135H139L140 133H141ZM147 131L148 132H151L150 134L149 133H147ZM155 131V132H154ZM159 131V132H158ZM166 131V132H165ZM176 131V132H175ZM178 131H180L179 133H177ZM184 131H186V132H189V134L188 133H186V132H184ZM196 131V132H195ZM213 132V133H211V132ZM215 131V132H214ZM224 131H225V133H228V134H225L224 133ZM249 131V132H248ZM11 132V133H10ZM14 132V133H13ZM25 132V133H24ZM79 132V133H78ZM118 132V133H117ZM137 132V133H136ZM164 132V133H163ZM169 132V133H168ZM182 132V133H181ZM184 132V133H183ZM210 132V133H209ZM218 132H221V133H218ZM231 132V133H230ZM254 132V133H253ZM258 132V133H257ZM5 133V134H4ZM14 134V137L12 136L13 134ZM28 133V134H27ZM31 133V135L29 136V134ZM77 133H78V137H77ZM82 133V134H81ZM134 133H135V135H134ZM144 133V134H143ZM152 133H154V134H152ZM157 133H158V136L156 137L155 136V134L157 135ZM168 133V134H167ZM181 133V134H180ZM186 133V134H185ZM191 133H193V135L194 136H191L192 134ZM196 133H197V135H196ZM203 133H204V136H203ZM206 133V134H205ZM207 133H209V135L211 136V134L213 135V137H216V138H218L219 139V142H218V144L217 143H215L216 141H218V139H214L212 136V138L211 137H209V135L207 134ZM224 133V134H223ZM242 133V134H241ZM247 133V134H246ZM251 133H253V134H256V135H253L252 136V134ZM4 136H3V135ZM9 134H11V135H9ZM25 134V135H24ZM27 134V135H26ZM71 134V135H70ZM80 134H81V137H80ZM131 134V135H130ZM145 134H147L146 135V137L144 136V138L142 137L143 135H145ZM150 136H149V135ZM162 134V135H161ZM169 134L171 135V134H174V137L175 138H173L172 136H169ZM175 134H177V135H175ZM179 134V135H178ZM183 134V137L184 138H181L182 135ZM201 135V136H203V137H201V136H199V135ZM221 134V135H220ZM236 134H237V136L239 137H236ZM246 134V135H245ZM18 135V136H17ZM70 135V136H69ZM74 135V136H73ZM91 135H93L92 137H93V139H94V142H93V139L91 138ZM123 135H120V136H123ZM129 137H128V136ZM132 135H134V137L132 136ZM160 135V136H159ZM166 135V136H165ZM187 135H190V136H187ZM208 135V136H207ZM218 135H220L221 136V138H220V136H218ZM228 135H229V137H228ZM232 135V136H231ZM248 135V136H247ZM261 135H263V137L261 136ZM8 136V137H7ZM11 136V137H10ZM23 136V137H22ZM28 136V137H27ZM91 138V140H90V138ZM136 136V137H135ZM140 136H141V140L143 141L145 138L146 139H148L147 141H146V139L143 141V142H141V140H140ZM148 136L150 137V138H148ZM152 136V137H151ZM185 136H187V137H185ZM223 136V137H222ZM247 136V137H246ZM256 136H261L262 138H260V137H256ZM12 138V139H10V138ZM16 137V138H15ZM25 137V138H24ZM27 137V138H26ZM80 137V138H79ZM128 137V138H127ZM137 137H139V138H137ZM157 138V140L155 139V138ZM158 137H160V138H158ZM162 137V138H161ZM168 137H170V138H168ZM173 139H172V138ZM189 137V138H188ZM198 139H197V138ZM206 137H208V138H206ZM244 137V138H243ZM249 137V138H248ZM4 138H5V140L7 141V139L8 140H10V142L9 141H7V142H5V140H4ZM24 140H23V139ZM64 138V139H63ZM69 138H72V140L71 139H69ZM134 138H137L138 139V143H140V145H138L137 143L135 144L134 142H136L137 141V139H135L134 140ZM143 138V139H142ZM178 138H180L179 140H177ZM192 138V140L193 141H195V143H194V145H193V143H191V142H193L192 140H190ZM202 140H201V139ZM205 138H206V140H205ZM225 138V139H224ZM229 138V139H228ZM236 138V139H235ZM248 138V139H247ZM251 138V139H250ZM20 139V140H19ZM47 139V140H46ZM60 139V140H59ZM63 139V140H62ZM84 139V140H83ZM133 139V140H132ZM161 139V140H160ZM166 139V140H165ZM183 139H185L186 140V142H185V140H183ZM196 139L198 140V142H199V144H198V142L196 141ZM213 139V140H212ZM226 139H228V140H226ZM232 141H231V140ZM242 139V140H241ZM246 139L247 140H249V141H246ZM255 139H257V141H258V139H262L261 141H259V142H256L255 141ZM13 140V141H12ZM21 140H23V142L21 141ZM28 141L27 143H25L26 141ZM42 140V141H41ZM67 140V143L65 142ZM151 140V141H150ZM156 140V141H155ZM164 140V141H163ZM171 140V141H170ZM172 140H174V142L172 141ZM177 140V141H176ZM188 140V141H187ZM200 140H201V142H200ZM209 140V141H208ZM213 141V143H212V141ZM214 140H216V141H214ZM225 140V141H224ZM236 140H238V141H235ZM241 140V141H240ZM243 140H245V141H243ZM250 140H252L254 143H252V141H250ZM44 141V142H43ZM62 141V142H61ZM68 141H69V144H68ZM77 141L79 142V143H77ZM98 141V142H97ZM100 141V142H99ZM132 141V142H131ZM150 141V142H149ZM162 141V142H161ZM183 141V142H182ZM204 141V142H203ZM208 141V142H207ZM228 141V142H227ZM17 142V143H16ZM22 142V143H21ZM43 142V143H42ZM97 142V143H96ZM102 142V143H101ZM156 142V144H154ZM158 142V143H157ZM164 142V143H163ZM169 145H166V143ZM178 142H182L181 143V145L178 143ZM190 143V145L189 144H187V143ZM211 142V143H210ZM223 144H221V143ZM225 142V143H224ZM227 142V143H226ZM240 142V144H237V143H239ZM9 143V144H8ZM38 143H40V144H38ZM72 143V144H71ZM76 143H77V145H76ZM94 143H96V144H94ZM134 145L135 144V146H132V144ZM146 143H148V145H149V147H153V149H149V147H148V145L146 144ZM153 145H152V144ZM163 143V144H162ZM174 143H176V144H174ZM197 143V144H196ZM203 143V144H202ZM211 145H210V144ZM215 143V144H214ZM229 143H233L232 145L231 144H229ZM235 143L237 144L236 146H235ZM255 144V145H250V144ZM263 143V144H262ZM4 144V146L2 147V145ZM17 144H19V145H17ZM44 144V145H43ZM47 144H49V145H47ZM58 144V145H57ZM60 144H62V145H60ZM100 144V145H99ZM159 144V145H158ZM178 144V145H177ZM200 144H202V148H197L198 146L197 145H199L200 147H201V145ZM207 144V145H206ZM224 144L226 145V146H224ZM248 144V145H247ZM18 147H17V146ZM34 145V146H33ZM48 146V148H47V146ZM54 147H53V146ZM68 145H69V147H68ZM73 145H74V147H73ZM76 145V146H75ZM95 145V146H94ZM142 145H143V147H142ZM145 145V146H144ZM177 145V146H176ZM180 145V146H179ZM185 145V146H184ZM186 145H187V147H186ZM193 145V146H192ZM204 145H206V146H208V147H206L205 146V149H204ZM210 145V146H209ZM220 145H221V147H220ZM239 145V146H238ZM242 145V146H241ZM249 145H250V147L252 148L253 147V149H251L250 147H249ZM261 145H263V146H261ZM15 146H16V148H15ZM33 146V147H32ZM62 146V147H61ZM65 146V147H64ZM81 146V147H80ZM83 146V147H82ZM99 146V147H98ZM102 146V147H101ZM141 146V147H140ZM159 146H160V148H159ZM164 146V147H163ZM168 146L171 150H170V152H169V148L167 149L166 147ZM183 146V147H182ZM221 148H219V147ZM224 146V147H223ZM233 146H234V148L235 147H237V148H235L236 150H239V152H242V154L241 153H239L238 151H236L234 148H233ZM8 147V149H6ZM21 147V148H20ZM67 147V148H66ZM73 147V148H72ZM104 147V148H103ZM135 147H136V149H135ZM145 147V148H144ZM146 147H147V149H146ZM177 147H179L180 148V151H181V153H180V151H179V149L177 148ZM193 147V148H192ZM239 147H240V149H239ZM259 149H261V150H259ZM4 149V150H2V149ZM19 148H20V150L21 151H23L24 152V150H26L27 148L28 149H30L29 151H28V149L24 152V153H19ZM43 150H42V149ZM58 148V149H57ZM60 148V149H59ZM66 149V150H64V149ZM75 148V150L73 151V149ZM78 150H77V149ZM90 148H92V149H90ZM131 148H133V150L131 149ZM140 148V149H139ZM142 148V149H141ZM159 148V149H158ZM162 148V151H161V153H160V149ZM163 148L165 149H167V151L165 150V152H169V154L168 153H165L164 152V150H163ZM182 148H184V150L185 149H187V150H183ZM197 148V149H196ZM207 148H209V150L207 149ZM214 149V151L212 150V149ZM230 148V149H229ZM250 148V149H249ZM10 149H11V151L13 152V153H10ZM14 149H15V151H14ZM18 149V150H17ZM31 149H32V151H34L35 149V151H34V153H32L31 152ZM34 149V150H33ZM38 149V150H37ZM63 149V150H62ZM137 149H139L140 151H138ZM144 149V150H143ZM190 149V150H189ZM193 149H195L193 152H192V150ZM227 149H229L228 151H230V153L227 151ZM242 149V150H241ZM255 149H256V151H255ZM258 149V150H257ZM73 151L74 152V154L71 152V151ZM83 152H82V151ZM92 150H94L93 152H91ZM143 150V151H142ZM188 150L190 151V153H188ZM197 150H198V152H197ZM207 150V151H206ZM212 150V151H211ZM227 152H226V151ZM234 150V151H233ZM241 150V151H240ZM251 150V151H250ZM5 151V152H4ZM78 151V152H77ZM103 151V152H102ZM133 151V152H132ZM145 151H147L146 153H145ZM153 151H156L155 153L153 152ZM177 151H178V153H177ZM200 151V152H199ZM202 151H203V154L206 156H208V158H207V156H206V160H205V156L204 155H202ZM206 151V152H205ZM208 151H210V153L208 152ZM248 151V152H247ZM253 151V153H251ZM254 151H255V154L257 153V154H259V155H254ZM9 152V153H8ZM15 152V153H14ZM28 154H27V153ZM42 152V153H41ZM67 152H70V153H67ZM80 152H81V155H80ZM88 152V153H87ZM97 152V153H96ZM136 152H137V154H136ZM144 152V153H143ZM152 153V155H150L151 153ZM183 152H184V154H183ZM197 152V153H196ZM214 152V153H213ZM223 152H225L226 153V155H225V153H223ZM245 152H247L246 153V155H245ZM250 152V153H249ZM258 152H260V153H258ZM2 153H5V154H2ZM7 153V154H6ZM19 153V154H18ZM77 153H79V154H77ZM96 153V154H95ZM105 153V154H104ZM137 155V156H135V154ZM165 153V154H164ZM172 153V154H171ZM195 153V154H194ZM203 156H201L200 154ZM215 153H217V154H219V156L221 155V156H224V157H220L221 159L219 160V161H217V163H216V161H215V159H218L219 158V156L217 155V154H215ZM232 153V154H231ZM236 153V154H235ZM237 153H239V154H237ZM2 154V155H1ZM12 154V155H11ZM20 155V156H18V155ZM24 154V155H23ZM31 154V155H30ZM33 154H34V156H33ZM37 154V155H36ZM76 154H77V156L79 157V155L80 156H82V158H80V159H78L77 158V156H76ZM89 154V155H88ZM103 154L105 155V157L103 156ZM147 157V159H146V157L144 156V155ZM157 154V155H156ZM161 154V155H160ZM174 154H175V156H174ZM177 154V155H176ZM190 154V155H189ZM191 154L193 155V156H191ZM197 154H199L198 156H197ZM211 154H212V156H214L213 158H215L214 160H213V158H212V156H211ZM213 154H215V155H213ZM224 154V155H223ZM263 154V155H262ZM14 155V156H13ZM22 155H23V158H22ZM30 155V156H29ZM41 155V156H40ZM73 155V156H72ZM83 155H85L86 157H84ZM94 155H95V157H97L98 159L97 160H101V161H96V158H94ZM97 155V156H96ZM106 155H107V157H106ZM133 155L135 156V158L133 157ZM148 155L149 156H151L150 157V159L152 160H150L149 159V161H148ZM159 155V156H158ZM171 155H173V157H171ZM233 155V156H232ZM238 155V156H237ZM239 155H240V157H239ZM8 156V157H7ZM14 159H12L11 160V162H9L10 160L9 159H11V157ZM28 156V157H27ZM54 156H55V158H54ZM101 156H103V157H101ZM143 156V157H142ZM163 156V157H162ZM167 157V158H165V157ZM196 156V157H195ZM218 158H217V157ZM229 157V156H232V157H229V159L227 158V157ZM245 158L246 156V158L244 159V160H242L243 158ZM252 156H256V159L254 158V157H252ZM260 156V157H259ZM261 156H263V157H261ZM60 157H61V159H60ZM73 157V158H72ZM74 157H75V159H74ZM110 159H109V158ZM144 157H145V159H144ZM169 157H171V158H169ZM185 157V158H184ZM187 157V158H186ZM191 157L192 158H194V159H191ZM197 157H198V159H199V162H198V160H196L197 159ZM202 157V158H201ZM239 157V158H238ZM254 158L253 159V161H252V159L250 160L251 162H252V164H251V162L249 161V162H246V161H248L247 159H249V158ZM257 157L259 158V160H257ZM9 158V159H8ZM19 160H18V159ZM21 158V159H20ZM25 158V159H24ZM29 158H30V160L31 161H35L34 163L33 162H31L30 160H29ZM31 158H33V159H31ZM49 158H51L52 160H54L52 163H51V161L49 160ZM67 158V160L65 161V159ZM77 158V159H76ZM85 158V159H84ZM113 158V159H112ZM138 158V159H137ZM140 158V159H139ZM143 158V159H142ZM225 158H227V159H225ZM262 158V159H261ZM24 159V160H23ZM27 159V160H26ZM35 159V160H34ZM38 159H39V161H38ZM45 159H46V163L44 162L45 161ZM60 159V160H59ZM72 159H74V160H76V161H74L73 162V160ZM84 159V160H83ZM87 159V160H86ZM135 159H137L138 160V162H137V160H135ZM153 159H155V161L153 160ZM156 159L158 160V161H156ZM160 159H161V161H160ZM168 159H170V161L168 160ZM210 161H209V160ZM230 159H232V161L230 160ZM240 159V160H239ZM3 160V161H2ZM8 162H7V161ZM27 162H26V161ZM28 160L30 161V162H28ZM36 160L38 161V162H36ZM43 160V161H42ZM48 160L50 161V163L51 164H48L49 162H48ZM79 160V161H78ZM85 160H86V162H85ZM109 160H112V161H114L113 163H114V165L109 161ZM163 160V161H162ZM168 160V161H167ZM195 161L194 162V164L193 163H191L192 161ZM205 160V161H204ZM210 162V164L208 163V161ZM222 160V161H221ZM229 160V161H228ZM12 161H13V163H12ZM20 161V162H19ZM57 161V162H56ZM58 161H59V163H58ZM96 161V162H95ZM139 161H140V163H139ZM143 161V162H142ZM215 161V162H214ZM243 161V162H242ZM259 161V162H258ZM21 162H23L25 165L23 166V163H21ZM40 162H41V164H40ZM42 162H43V164H42ZM56 162V163H55ZM63 162V163H62ZM66 162V163H65ZM81 162H83L82 164H81ZM98 162V163H97ZM106 162V163H105ZM145 162V163H144ZM147 162V163H146ZM151 162V163H150ZM154 162V163H153ZM159 162H160V164H159ZM164 162V163H163ZM168 162V163H167ZM197 162V163H196ZM202 162V163H201ZM213 162V163H212ZM220 162H222V163H220ZM223 162H224V164L225 165H223ZM234 162V163H233ZM238 162H239V164H238ZM246 162V163H245ZM255 162V163H254ZM261 162H262V164H263V167L261 166L262 164H261ZM7 163H10V166H9V164H7ZM29 163H31V164H29ZM37 163V164H36ZM62 163V164H61ZM64 163H65V167H67V169L65 168L64 169ZM105 163V164H104ZM137 163H139V164H137ZM142 163V164H141ZM153 163V164H152ZM156 163H158V167H157V165H155ZM191 163V164H190ZM204 163V164H203ZM206 163V164H205ZM219 163V165H217ZM226 163H227V165H226ZM242 163V164H241ZM260 163V164H259ZM15 164V165H14ZM27 164V165H26ZM33 164H34V166H33ZM54 164H56L58 167L60 166V168H58L57 166H55ZM59 164V165H58ZM74 164V165H73ZM95 164H97V165H95ZM98 164H99V166H101V167H99L98 166ZM107 164V165H106ZM109 164V165H108ZM131 164V165H132ZM145 164V166H142V165H144ZM151 164V165H150ZM166 164H167V166L169 167H167L166 166ZM189 164L191 165V167L189 166ZM199 164L201 165V166H199ZM215 164V165H214ZM236 164V165H235ZM238 164V165H237ZM8 167H7V166ZM29 165V166H28ZM32 165V166H31ZM36 165V166H35ZM38 165H40V168H38L39 166ZM44 165H46L47 167H48V169H47V167L46 166H44ZM55 166V168L54 167H52V166ZM81 165H84V166H82L83 168H81L80 166ZM116 165V166H115ZM150 165V166H149ZM154 167H153V166ZM195 165H198V166H195ZM205 165V166H204ZM218 166V168L217 167H215V166ZM232 165V166H231ZM234 165H235V167H234ZM240 165V166H239ZM246 165L248 166V168L246 167ZM250 165H252V166H250ZM258 165H259V167H258ZM38 166V167H37ZM70 166V167H69ZM72 166V167H71ZM74 166H75V168H74ZM78 166H79V168H78ZM97 166V167H96ZM108 166H110V167H108ZM111 166H113V167H111ZM133 166H131V167H133ZM142 166V167H141ZM153 167V169H152V167ZM207 166V167H206ZM211 166V167H210ZM212 166H213V168H212ZM221 166V167H220ZM224 166H228V171H227V169H226V167H224ZM245 166V167H244ZM249 166H250V169H249ZM255 166V167H254ZM257 166V167H256ZM4 167V168H3ZM34 167V168H33ZM43 167V171H41L42 168ZM45 167V168H44ZM51 167V168H50ZM56 167H57V169H56ZM110 168L109 170L110 171H112V172H110L107 168ZM151 167V168H150ZM164 167H166V171H165V168ZM171 167V168H170ZM190 167V168H189ZM196 168V171H194V169L193 168ZM203 167H204V170H203ZM233 167V168H232ZM241 167V168H240ZM244 167V168H243ZM261 167V168H260ZM30 168H31V170H30ZM36 168V169H35ZM38 168V169H37ZM68 168H69V170H68ZM71 168H73V169H71ZM99 169V171H101V173L100 172H98V170L97 169ZM101 168H103V169H101ZM105 168V169H104ZM112 168H113V170H112ZM157 170H156V169ZM161 168H164V169H161ZM207 168V169H206ZM208 168H209V170L211 171V173L213 172H216L215 174H214V177L216 178H214L213 177V173L211 174V173H209V170H208ZM217 168L218 169V171L219 172H221L222 171V173L220 174L218 171H216L215 169ZM229 168H230V170H229ZM240 168V169H239ZM244 169V170H242L241 171V169ZM246 168V169H245ZM6 169V170H5ZM47 169V170H46ZM51 169L53 170V172H54V174H53V172L52 173H50L51 172ZM55 169V170H54ZM62 169H63V171H64V173H65V175L63 174V171H62ZM75 169V170H74ZM80 169H82L81 170V172H80ZM106 169H107V171H106ZM133 169V168H132ZM159 169V170H158ZM169 169V170H168ZM197 169H199V171H197ZM212 169H213V171H212ZM221 169V170H220ZM225 169V170H224ZM253 169V171H251ZM261 169V170H260ZM5 170V172H6V174L8 173L9 175H10V178L8 177V174L6 175L4 172H2L1 173V171H4ZM46 171V174H44V172ZM56 170H58V171H56ZM114 170H115V172H114ZM118 170V171H117ZM144 170V171H143ZM151 170V171H150ZM162 170V171H161ZM163 170L166 172H164V173H161V172H163ZM208 170V171H207ZM232 170H235L234 172H232V173H230ZM247 170H250L249 172H246ZM24 171V172H23ZM49 171V172H48ZM67 171V172H66ZM72 174H69V172ZM74 171V172H73ZM82 171H84V172H82ZM153 171H154V173H153ZM156 171V172H155ZM193 171V172H192ZM237 171V172H236ZM259 171H262L261 173L263 174H261V173H259ZM11 172V173H10ZM42 172V173H41ZM57 172H59V174L57 173ZM97 172H98V174H97ZM106 172V173H105ZM108 172V173H107ZM168 172V173H167ZM202 172H204V173H202ZM218 172V173H217ZM14 175H13V174ZM17 173H19L20 174V176L24 179V181H22L23 179H21V177L19 176V175H17ZM21 173H22V175H21ZM48 173H50V174H52V175H54L53 177H52V179H50L51 177L49 176L50 174H48ZM78 173H79V175H81L82 176V174H83V176L81 177V176H79L78 175ZM89 173V174H88ZM100 173V174H99ZM109 173H111L112 175H110ZM116 173V175L117 176H115V175H113V174H115ZM156 173V174H155ZM159 173V174H158ZM200 173V174H199ZM227 173V176L225 175ZM242 173V174H241ZM244 173H246V174H244ZM250 173H251V176H250ZM255 173V174H254ZM4 174H5V176H4ZM15 174L17 175V176H15ZM35 174V175H34ZM38 174H40V175H38ZM47 174H48V176H49V178L47 177ZM63 174V175H62ZM86 174V175H85ZM96 174V175H95ZM106 176V175H109L110 177H111V179H110V177H107L106 176V178L103 176ZM153 174H155V175H153ZM162 174H163V176H162ZM166 174V175H165ZM169 174V176H167ZM211 174V177L209 176L208 177V175H210ZM229 174V175H228ZM232 174V175H231ZM242 176H241V175ZM259 176H258V175ZM13 175V176H12ZM25 175V176H24ZM43 175V176H42ZM57 175H60V176H63V178H64V180L67 182H70L69 184H66V183H64L65 181H63V185H60V186H58L57 187V184L59 185V183L57 182V181H59V180H56L57 178L56 177H58ZM74 175V176H73ZM99 175H101V177H99ZM159 175H161V176H159ZM202 175H204L205 176V178L204 177H202ZM217 175V176H216ZM231 175V178L229 177ZM238 175V176H237ZM246 175V176H245ZM249 175V176H248ZM252 175H253V181H252ZM12 176V177H11ZM65 176V177H64ZM72 176H73V179L74 180H72ZM76 176V177H75ZM78 176V177H77ZM88 176H90V177H88ZM92 176H94V178L92 177ZM157 176V177H156ZM235 176L236 177H239V176H241V178H239V179H241V180H239L238 178H236L235 179ZM244 176V177H243ZM248 176V177H247ZM258 178H260L259 180L257 179V177ZM263 176V177H262ZM29 177V178H28ZM31 177H33V178H31ZM37 179H35V178ZM38 177V178H37ZM45 178V180L48 178V180H46L45 181V183H42V182H44V178ZM87 178L86 179V182H84V180H85V178ZM113 177H115V178H113ZM117 177H121V178H117ZM167 177V178H166ZM172 177H173V174H172ZM202 177V178H201ZM206 177H207V179H206ZM223 177V178H222ZM232 177H234V180L235 181H233V178ZM250 177V178H249ZM39 178H41L40 180H39ZM54 178V179H53ZM88 178H89V180H88ZM97 178H99V179H97ZM102 178V179H101ZM103 178H105V179H103ZM113 178V179H112ZM123 178V179H122ZM162 178H163V180H162ZM219 178V179H218ZM246 178V179H245ZM249 178V179H248ZM263 178V179H262ZM17 181H16V180ZM28 179V180H27ZM32 181H31V180ZM35 180V182H33L34 180ZM68 179V180H67ZM81 179H82V181H81ZM107 179V180H106ZM114 179H117L116 180V182L114 181H112V180H114ZM122 179V180H121ZM200 179H202V181H200ZM204 179V180H203ZM211 179V181H209ZM218 179V180H217ZM250 180V181H248V180ZM20 180H21V182H20ZM30 180V181H29ZM43 180V181H42ZM52 181L51 182V184H50V182L48 183L47 181ZM56 180V181H55ZM76 180V181H75ZM78 180V181H77ZM88 180V181H87ZM206 180H207V182H206ZM215 182H220V186H218L217 184H215L214 183V181ZM221 180H222V182H221ZM257 180V181H256ZM260 180H262L261 181V183L263 184H261L260 183ZM38 181V182H37ZM75 183H78V184H75ZM80 181V182H79ZM91 181H92V183H91ZM95 181V182H94ZM97 181V182H96ZM102 182V184L101 183H98V182ZM105 181V182H104ZM110 181H111V183L112 184H110ZM117 181H119L118 183L119 184H121L122 185V193L124 192V191H126V189H124V188H126L127 187V183L129 184L128 185V187H127V191L126 192H124L123 193V197H125L126 198V196H127V199H123V197H122V194H120L121 193V188H119V184H117ZM121 181H124L123 183L121 182ZM126 181V182H125ZM233 181V182H232ZM241 181V183H239ZM242 181H244L243 183H242ZM23 182H25V183H23ZM46 182L49 184L48 186H50V187H52L51 188V190H49V188L50 187H48L47 186V184H46ZM67 182V183H68ZM109 182V183H108ZM121 182V183H120ZM162 182V183H161ZM224 182V183H223ZM235 182V183H234ZM254 182H256V184H257V182L259 183L258 185H255L254 184V186H252L253 185V183ZM37 183V184H36ZM97 184V185H95V184ZM105 183V184H104ZM113 183L114 184H116V186H114L113 185ZM124 183H126V184H124ZM206 183V184H205ZM207 183H208V185H207ZM213 183V184H212ZM244 183H246L245 185H244ZM251 183V184H250ZM44 184H46L45 186H44ZM53 184V185H52ZM54 184H55V187H57V188H53L54 187ZM66 184V185H65ZM72 184V185H71ZM88 184V185H87ZM89 184H90V187H89ZM100 185V187H99V185ZM107 184H109V185H107ZM205 184V185H204ZM37 185V186H36ZM64 185L66 186V188H64ZM69 185V186H68ZM84 187H83V186ZM132 185V186H131ZM210 185V186H209ZM211 185H214V188H210V187H213V186H211ZM222 185H226V187H222ZM233 185L235 186V187H233ZM238 185H240V186H238ZM241 185L243 186L242 188H240L241 187ZM249 187H248V186ZM44 186V187H43ZM63 186V189L61 188ZM75 188V190L76 189H79V191L78 190H76V192H74L75 190H74V188ZM94 186V187H93ZM109 186H110V188L112 187V189L110 190L109 189ZM160 185H158V187H159ZM163 186H165V185H163ZM258 186V187H257ZM262 188H261V187ZM24 187V188H25ZM31 187V188H30ZM35 187H37V188H35ZM48 187V189H43V188H47ZM78 187V188H77ZM86 187L89 189V191H88V189H86ZM102 187H103V189H102ZM107 187V188H106ZM228 187H229V189H228ZM238 187L240 188V189H242V190H239L238 189ZM247 187V190L246 191H244L245 190V188ZM251 187H254V189L252 190L251 189ZM23 188V189H24ZM35 188V189H34ZM68 188H69V192H68ZM82 188V189H81ZM83 188H85V189H83ZM98 190H97V189ZM102 190H101V189ZM160 188V187H159ZM215 188H216V190H215ZM225 188H226V190H225ZM234 190H236L237 189V191L239 190L240 192H241V194L239 193V191L238 192H235V191H233V189ZM250 190H249V189ZM261 188V189H260ZM40 189V190H39ZM53 189H55L54 191H53ZM59 189H61V190H59ZM66 189V190H65ZM93 189V190H92ZM108 189L110 190L109 192H108V194H106L107 193V191H108ZM120 191H118V190ZM131 189H134V190H130ZM214 189V193H212L211 194V192H213L212 190ZM231 189V190H230ZM263 189V190H262ZM33 190V191H32ZM36 190V191H35ZM59 190V191H58ZM62 190H63V192H62ZM71 190H73V191H71ZM82 190H84L85 192H83ZM103 191V190H106V191H104L103 193H100L101 191ZM117 190L118 192H119V195H117L118 194V192L115 191ZM208 190H210V191H208ZM222 190H224V191H222ZM230 190V191H229ZM255 190H257V191H255ZM260 191V193H259V191ZM30 191V192H29ZM40 191V192H39ZM51 191V192H50ZM58 191V192H57ZM61 191V192H60ZM79 192V195H78V192ZM112 191H114L116 194L115 195H117V196H119V199L120 200H118V198L116 197V196H114L113 194V192ZM248 191V192H247ZM249 191H251V192H249ZM252 191H253V196L254 195H256L255 197H253L252 196ZM263 191V192H262ZM32 192V193H31ZM34 192V193H33ZM39 192V193H38ZM47 192V193H46ZM50 193V195H49V193ZM54 192H56V193H58V195L55 193L54 194ZM82 192V193H81ZM92 192V193H91ZM136 193V195H135V193ZM235 192V193H234ZM243 192V193H242ZM244 192H245V194H244ZM259 193V194H257V193ZM45 193V194H44ZM54 194V196H56V197H54V196H51V195H53ZM67 193V194H66ZM68 193H71V194H69L68 195ZM72 193H73V195L77 198V196H78V199H76V198H74V196L73 197H71L72 196ZM86 193V194H85ZM110 193V194H109ZM129 193H130V195H129ZM224 194V195H222L221 196V194ZM232 193V195H230ZM24 194L26 195V196H24ZM32 194H33V196H32ZM47 194V195H46ZM76 194V195H75ZM80 194H82V196L80 195ZM84 194V195H83ZM98 196H97V195ZM226 194H228L227 195V197H226ZM247 194H249V195H247ZM35 195V196H34ZM41 195H44V196H41ZM50 196V197H47V196ZM90 195V196H89ZM102 195V196H101ZM133 195V196H132ZM176 195V194H175ZM235 195H237V197L239 198V199H237V197L235 198L234 196ZM251 195V196H250ZM24 196V197H23ZM30 196V197H29ZM38 196H39V198H38ZM59 196V198H57ZM63 196V197H62ZM96 196H97V198H96ZM110 197V198H108V197ZM112 196H113V199H112ZM232 196V197H231ZM241 196V197H240ZM244 196V197H243ZM246 196H247V200L245 201V199H246ZM20 197V198H19ZM30 199H29V198ZM51 197H54V198H56L57 199V202L55 201L56 199H53V198H51ZM87 197H89V198H87ZM102 197L105 199V201H104V199H102ZM106 197L108 198V199H106ZM120 197H122V199L120 198ZM130 197H132V198H130ZM135 197H136V199H135ZM139 197L141 198V199H139ZM226 197V198H225ZM251 197H253V201L251 200ZM258 197H261V198H258ZM23 198V199H22ZM35 198V201L33 200ZM36 198H37V200H36ZM46 198V199H45ZM82 198H85V199H82ZM102 200H101V199ZM117 200H116V199ZM215 198V199H214ZM232 198H235V201H233L234 199H232ZM241 198V199H240ZM245 198V199H244ZM258 198V199H257ZM26 199V200H25ZM50 199V200H49ZM61 200V201H59V200ZM96 199V200H95ZM134 199V200H133ZM228 199V200H227ZM231 199V200H230ZM244 199V201H242ZM249 199V200H248ZM255 199V200H254ZM24 200V201H23ZM27 200H29L28 202H30V203H28L27 202ZM41 200V201H40ZM43 200V201H42ZM46 200V201H45ZM54 200V201H53ZM75 200V201H74ZM93 200H95L97 203H95V204H97V205H93V206H90V205H88V202H93ZM100 200V201H99ZM110 200V201H109ZM114 201V202H112V201ZM132 200V203L130 202ZM140 200H141V202H142V200H144V203H143V205H142V203L140 202ZM212 200L214 201V203L212 202ZM217 200V201H216ZM237 200H240V201H238L237 202ZM40 201V202H39ZM51 201H53V202H51ZM84 201V202H83ZM94 201V202H95ZM103 201L107 204H103ZM120 203L119 204V206H118V202ZM121 201V202H120ZM124 201L127 203L128 201H129V204L131 203V205L133 206L134 205V207H131L128 203H127V205H126V203L124 204ZM257 201V202H256ZM259 201H260V203H259ZM25 202L27 203V204H25ZM35 202V203H34ZM51 202V203H50ZM60 202H61V204H60ZM76 203V205H75V203ZM80 202V203H79ZM84 203V205H83V203ZM110 203L111 205H110V207H106V206H109V204L108 203ZM117 202V203H116ZM137 202V203H136ZM139 202V203H138ZM215 202H216V204H215ZM253 202V203H252ZM22 203V204H21ZM38 203V204H37ZM41 203V204H40ZM44 205H43V204ZM49 203V204H48ZM56 203V204H55ZM68 203V204H67ZM72 203V204H71ZM81 203H82V206L81 207H79L80 205H81ZM87 205H86V204ZM100 203V204H99ZM113 203H115V204H113ZM218 203V204H217ZM233 203H235V205L233 204ZM249 203V204H248ZM256 204V206H254L255 204ZM258 203H259V205H258ZM32 204V205H31ZM47 204V205H46ZM52 204H53V206H52ZM63 204V205H62ZM64 204H65V206H64ZM122 204V205H121ZM139 204V205H138ZM181 204V208H182V211L183 210H186V211H184V212H182V211H180V213H178L177 214V216H178V218L180 217L179 216V214H181L182 215V217H180L179 218V220H183V221H185V222H187V223H189L190 224V226L192 227V228H195V227H193V226H198V227H196L195 228V230L197 231V232H199V233H202V232H204L205 231V229L203 228V226H202V224H200V223H202V221H201V208L199 207V208H197L196 206H191V200L190 201H186V202H184L183 204L182 203H180ZM215 204V205H214ZM243 204V205H242ZM28 205V206H27ZM38 205V206H37ZM42 207H41V206ZM54 205H57V207L55 206L54 207ZM59 205V206H58ZM78 205V206H77ZM117 205V206H116ZM138 207H137V206ZM141 205V206H140ZM149 205V206H148ZM219 206V208H218V206ZM254 207H253V206ZM261 205V206H260ZM263 205V206H262ZM34 206V207H33ZM62 207V209H60V208H58V207ZM64 206V207H63ZM73 206V207H72ZM100 206V207H99ZM112 206V207H111ZM117 208V209H115V213H111V211L112 212H114V210H111V209H114L115 207ZM126 206V210H122L121 211V208L122 209H125L124 207ZM127 206L128 207H130L129 209L127 208ZM139 206L141 207V208H145V206H148L147 207V210H145L144 208V210L143 209H141V210H143L144 212V216H143V214L141 213L142 211L141 210H139L140 208H139ZM143 206V207H142ZM152 206V207H151ZM185 206V207H184ZM232 206V207H231ZM236 206V207H235ZM238 206V207H237ZM240 206H241V208H240ZM28 207V208H27ZM32 207H33V209H32ZM50 207V208H49ZM54 207V208H53ZM69 207V208H68ZM85 207H87V208H85ZM99 207V208H98ZM121 207V208H120ZM215 207V208H214ZM243 207V208H242ZM249 207V208H248ZM259 207V208H258ZM34 208H36V209H34ZM49 210H48V209ZM53 208V209H52ZM63 208H65V210L63 209ZM91 208V209H90ZM108 210H107V209ZM120 208V209H119ZM132 208H134L133 210H131ZM139 208V209H138ZM218 208V209H217ZM234 208V209H233ZM236 208H237V210L240 208V210L241 211H239L238 210V212L236 211ZM248 209L247 210V212H249V213H246V210H243V209ZM255 208V209H254ZM257 208V209H256ZM261 208V209H260ZM34 211L35 210V212H36V214L38 213V215L40 216H36V214L34 215V213H32V210ZM51 209V210H50ZM69 211H68V210ZM74 209V210H73ZM76 209H77V211H76ZM136 209H138L137 211L140 213L139 214V216H138V212L136 211ZM151 209V210H150ZM194 209H195V211H194ZM215 209H217L216 211H215ZM220 209V210H219ZM249 209H250V211H249ZM30 211V212H28V211ZM58 210V211H57ZM80 210V211H79ZM87 210V211H86ZM105 210H107L110 214H108V212L107 213H105ZM111 210V211H110ZM134 210H135V212H134ZM153 210V211H152ZM156 210V211H155ZM252 210H254V212L252 211ZM258 211L259 212V210H260V214H258V212H256V211ZM65 211V212H64ZM66 211H68V214L66 213ZM70 211H76L77 213L79 212L80 214H81V212H82V216L78 213V217L76 218V216H77V213L75 214L74 212H70ZM90 211V212H89ZM92 211V212H91ZM125 211V212H124ZM133 211V212H132ZM149 213H148V212ZM150 211H151V213H150ZM173 211H175V210H173ZM236 211V213H238V214H236L235 213V215H236V217L235 216H232V215H234V212ZM26 212H28V213H26ZM62 212H63V214H62ZM85 212H87V213H85ZM99 212V213H98ZM128 214H127V213ZM129 212L131 213V214H129ZM145 212H147L148 214H147V216H146V214H145ZM158 212H159V214H158ZM176 212H177V210H176ZM183 214H182V213ZM187 212V215L186 214H184V213H186ZM241 212V213H240ZM257 213V216H254V215H256V213ZM30 213V214H29ZM65 213V214H64ZM85 213V214H84ZM89 213V214H88ZM93 215H92V214ZM135 214V216H134V218H133V215ZM153 213H155V214H153ZM191 213H193V214H191ZM221 215H220V214ZM223 213V214H222ZM255 213V214H254ZM61 217V219H60V217H58V215ZM121 214H124L123 216L121 215ZM127 214V215H126ZM142 214V215H141ZM152 215V217H153V219L151 220V218H149L151 215ZM199 214H200V216H199ZM254 214V215H253ZM32 215H34V217L32 216ZM70 215V216H69ZM74 215V217L72 218V216ZM80 215V216H79ZM103 215H104V217H103ZM130 215V216H129ZM131 215H132V217H131ZM150 215V216H149ZM155 215V216H154ZM158 215H160V216H158ZM186 215V216H185ZM244 215H246V217L244 216ZM251 215V216H250ZM28 216V217H27ZM31 216V217H30ZM63 216H65L66 218H69V219H67L68 221H73V222H75V223H72V225H70L71 223H68L67 222V220L65 219V217H63ZM69 216V217H68ZM91 216V217H90ZM112 216V217H111ZM127 218H126V217ZM143 216V217H142ZM146 216V218H144ZM149 216V217H148ZM156 216H158L157 218H158V221L160 222V223H158V221H156L155 219L156 218H154V217H156ZM194 216L196 217H199L198 218V220L197 219H195L194 218ZM250 217V220H248L249 219V217ZM26 217V218H25ZM39 217V218H38ZM63 217V218H62ZM71 217V218H70ZM97 217H98V219H97ZM119 217V218H118ZM130 217V218H129ZM141 218V219H139V218ZM187 217V218H186ZM241 217L242 218H244L246 221H244V219H242L241 220ZM253 217H254V220H253ZM260 217V218H259ZM31 218H33V220L36 222L35 224H34V221H32V219ZM42 219V221H41V219ZM52 218V219H51ZM56 218V219H55ZM82 218L84 219V220H82ZM91 218H92V220H91ZM94 218V219H93ZM113 218V219H112ZM123 218H125V219H123ZM142 218H143V220H142ZM160 218V219H159ZM182 218V219H181ZM188 218H189V220H188ZM223 218H225V217H223ZM259 218V219H258ZM38 219H40L39 221L40 222H38ZM60 221H59V220ZM74 219V220H73ZM88 219H90V220H88ZM104 219V220H103ZM123 219V220H122ZM133 219V220H132ZM145 219H147V221H150V222H147ZM163 219H164V221H166L167 219V221L169 222V223H171L170 225H169V223L167 224V221H166V226L164 225L165 224V222L163 221ZM184 219H186V220H184ZM190 219H192V220H190ZM259 220V222L258 221H256V220ZM64 220V221H63ZM78 220V221H77ZM94 220V221H93ZM97 220L100 222L99 224H98V222H97ZM138 220V221H137ZM188 220V221H187ZM224 220V219H223ZM262 222H261V221ZM31 221L33 222V223H31ZM52 221H54V222H52ZM83 221V222H82ZM93 221V222H92ZM105 221H106V225L109 227H106L105 226ZM135 221H137V222H135ZM143 221H145V222H143ZM154 221V222H153ZM156 221V222H155ZM196 221V222H195ZM254 221V222H253ZM258 222V223H256V222ZM37 222H38V230H40V232L41 233H39V231L38 232H35V231H37L36 229V227H34V226H37ZM62 222V223H61ZM77 222V223H76ZM87 222H88V224H87ZM90 222H92L91 224H90ZM96 222H97V224H96ZM102 222V223H101ZM109 222V223H108ZM135 222V223H134ZM141 224V226L142 227H140V224ZM143 222V223H142ZM194 222V223H193ZM244 224H243V223ZM249 222V223H248ZM31 223V224H30ZM41 223H43V225H41V227L43 228V229H39V228H41V227H39L40 226V224ZM64 223V224H63ZM78 223H80V224H78ZM147 223V224H146ZM151 223V224H150ZM157 223V224H156ZM192 223V224H191ZM260 223H262V225L260 224ZM45 224V225H44ZM62 224V225H61ZM85 224V225H84ZM87 224V225H86ZM135 224H137L136 226H134ZM143 224V225H142ZM149 224H150V227H149ZM156 224V225H155ZM160 224H162V225H160ZM194 224V225H193ZM251 224V225H250ZM260 224V225H259ZM24 225H26L27 227H29V230H28V228L27 227H24ZM34 225V226H33ZM48 226V227H46V230H44L45 228V226ZM63 225H64V228H63ZM67 225H69V227H67ZM75 225H76V227H75ZM89 225V226H88ZM95 225V226H94ZM97 225V226H96ZM114 227H113V226ZM152 225V226H151ZM169 225V226H168ZM172 225V226H171ZM245 225V226H244ZM246 225H248V227H247V230H246ZM252 225H254V226H252ZM257 225H258V228H257ZM32 226V227H31ZM44 226V227H43ZM62 226V227H61ZM80 226V227H79ZM84 226H86L85 228H84ZM87 226H88V228H87ZM91 226V227H90ZM94 226V227H93ZM100 226V227H99ZM103 227V229H102V227ZM106 227V229H107V231H106V229H105V227ZM111 226V227H110ZM139 226V227H138ZM145 226V227H144ZM156 226V227H155ZM159 226V227H158ZM261 226V227H260ZM62 229H61V228ZM72 227H73V229H72ZM99 227V228H98ZM115 228V230H111V229H113V228ZM135 227H136V230H135ZM137 227L140 229L141 228V231L140 230H138L137 229ZM167 227V228H166ZM173 227H174V229H173ZM245 227V228H244ZM249 227H252L253 228V230H252V228H249ZM26 230H25V229ZM66 228V229H65ZM68 228V229H67ZM76 228V229H75ZM92 228H93V231H92ZM94 228H96V229H94ZM150 228V229H149ZM165 228V229H164ZM243 228V229H242ZM255 228H257V229H255ZM35 229V230H34ZM64 229V230H63ZM72 229V230H71ZM88 229V230H87ZM90 229V230H89ZM117 229V230H116ZM142 229H144L143 231H142ZM145 229H146V231H145ZM148 229V230H147ZM156 229V230H155ZM162 229V230H161ZM241 229V230H240ZM245 229V230H244ZM25 230V231H24ZM43 230V231H42ZM68 230V231H67ZM69 230L71 231V232H69ZM73 230H75V232H73ZM86 230L88 231V232H86ZM95 230H97V231H95ZM102 230H103V232H102ZM110 230H111V232H110ZM152 232V233H150V231ZM159 230H161V232L163 233L162 235H160L161 234V232L159 231ZM174 230V231H173ZM244 230V231H243ZM249 230H250V232H249ZM258 230V231H257ZM35 232L36 234H39V235H36L35 233H30V232ZM77 231H78V233H77ZM90 231V232H89ZM106 231V232H105ZM117 231H119V232H117ZM140 231V232H139ZM148 233L149 235H147L146 233ZM148 231V232H147ZM158 231V233H159V235H158V233L157 234H155L156 232ZM178 231V230H177ZM176 231V232H177ZM255 233H254V232ZM262 231H263V233H262ZM44 232V233H43ZM49 232V233H48ZM91 232H94V236L93 235H88V233H91ZM96 232H98L99 234H100V236L97 238H95V235H97L98 233H96ZM105 232V233H104ZM108 232H110V233H108ZM114 232L115 233H118L117 235H116V237H115V234H114ZM122 233L123 234V236H122V234H120L121 235V237H117L118 235H119V233ZM142 233V234H139V233ZM246 232H248V233H246ZM256 232H259V233H256ZM59 233V234H58ZM61 233V234H60ZM73 233V234H72ZM87 233V234H86ZM125 233V234H124ZM143 233L145 234V235H143ZM174 233V234H173ZM252 235H254V236H251V234ZM29 234H31L30 236H29ZM33 234V235H32ZM43 234H47V237H49V238H51V239H49V238H47L46 236H44ZM71 234V235H70ZM92 234V233H91ZM98 234V235H99ZM105 234V235H104ZM108 234V235H107ZM111 234V235H110ZM247 234V235H246ZM257 234V235H256ZM41 235H43L45 238H46V240H45V238L43 237V236H41ZM49 235V236H48ZM58 235V236H57ZM60 235V236H59ZM63 235V237H61ZM85 235V236H84ZM88 235V236H87ZM107 235V236H106ZM114 237H113V236ZM125 235H127V236H125ZM140 235H142L141 236V238H140ZM152 237H151V236ZM240 235V236H239ZM241 235H243V236H241ZM259 235H261V236H259ZM262 235H263V238L262 239H259L260 237H262ZM32 236V237H31ZM37 238V240H36V238ZM39 238H38V237ZM66 236V237H65ZM71 236H73V237H75L74 238V240L71 238ZM77 236V237H76ZM92 236V237H91ZM110 236H112L113 238H116V240L115 239H113L112 238V241H111V239L109 240V238H111ZM125 236V237H124ZM128 236H129V238H128ZM147 236L149 237V238H147ZM161 237V236H163V239H164V241L161 239H159V237ZM34 237V238H33ZM41 237V238H40ZM52 237H54V238H52ZM61 237V238H60ZM90 237V238H89ZM100 237H102V238H100ZM106 237H108L107 239H106ZM124 237V238H123ZM241 237H243V239L241 238ZM254 237V238H253ZM24 238V239H23ZM60 238V239H59ZM70 238H71V241H69L70 240ZM81 238V239H80ZM94 238V239H93ZM120 238H122V239H120ZM153 240H152V239ZM158 238V239H157ZM162 238V237H161ZM258 238V239H257ZM19 239V240H20ZM38 239H40V240H38ZM41 239H43L44 241L41 243ZM49 241H48V240ZM56 240V241H54V240ZM62 239V240H61ZM63 239H65V240H63ZM98 241H97V240ZM102 239V240H101ZM120 239V240H119ZM132 239H133V241H132ZM136 239V240H135ZM141 239V240H140ZM169 241H168V240ZM179 239V238H178ZM221 239H223V240H221ZM241 239V240H240ZM26 240V241H25ZM53 240V241H52ZM63 241V242H61V241ZM67 240V241H66ZM75 240H76V242L78 243V245L76 244V242H75ZM88 240H91L90 242H88ZM93 240V241H92ZM105 240V241H104ZM108 240V241H107ZM115 240V241H114ZM122 240V242H120ZM123 240H124V242H123ZM145 240V241H144ZM150 240V241H149ZM171 240V241H170ZM227 240H228V242H230V244L227 242ZM236 242H235V241ZM238 240H240V241H238ZM249 242H248V241ZM255 240V241H254ZM260 240H262V243H259L260 242ZM38 241V242H37ZM46 241V242H45ZM50 241H52V242H50ZM68 241H69V245H68ZM94 241H96V242H94ZM111 241V242H110ZM117 241V242H116ZM127 241V242H126ZM130 243H129V242ZM134 241H136L135 243H134ZM142 241H144L145 242V244H144V242H142ZM148 241V242H147ZM159 241V242H158ZM163 241V242H162ZM165 241L167 242L168 241V243L169 244H171V245H174V246H171V245H169V244H167V245H169V247H170V249H168L169 247L168 246H166V244H165ZM220 241V242H219ZM247 242V244H246V242ZM252 241H254V244H253V242ZM49 244H48V243ZM57 242V243H56ZM58 242H59V244H58ZM64 242H66L65 244H64ZM73 242H75V244L73 243ZM99 242H102L101 244L99 243ZM109 242V243H108ZM116 244H115V243ZM120 244H119V243ZM125 242H126V245H125ZM150 242H153V243H150ZM226 242H227V244H226ZM237 242L239 243V244H237ZM242 242V243H241ZM245 244H244V243ZM252 242V243H251ZM255 242H258V243H255ZM32 243H33V245H32ZM37 243V244H36ZM39 243V244H38ZM44 243H47V244H44ZM71 243V244H70ZM79 243H82V244H79ZM90 243H91V245H90ZM98 243V244H97ZM106 243L108 244V245H106ZM111 243H114V247H113V245L111 244ZM119 245H118V244ZM132 243V244H131ZM157 243V244H156ZM249 243L251 244V245H249ZM30 244H31V246H30ZM53 244H55L54 246L55 247H57V248H55L54 247V249H53ZM64 244V245H63ZM86 244H88V245H86ZM95 244H97V245H95ZM111 244V245H110ZM129 244H130V247H129ZM143 244V245H142ZM221 244V245H220ZM233 244H235L236 246L238 245V247H236L235 245H233ZM242 244H243V246H242ZM256 244H257V246H256ZM24 245V246H23ZM29 245V246H28ZM37 245V246H36ZM44 245H47V247H45ZM58 245H60V248H59V246ZM65 245H66V248H65ZM106 245V246H105ZM115 245H117V246H119V248L117 247H115ZM141 245V246H140ZM148 245H150V246H148ZM152 245V246H151ZM160 245V246H159ZM231 246V249H230V246ZM246 245V246H245ZM248 245V246H247ZM260 245H262V246H260ZM27 246H28V248H27ZM45 248H44V247ZM48 246L50 247L49 249H48ZM52 246V247H51ZM69 246V247H68ZM76 246V249L74 248ZM78 246V247H77ZM101 246V247H100ZM102 246H104V247H107V248H104V247H102ZM131 246H134V247H136L137 248V250H135L134 249V247H131ZM236 248H235V247ZM258 246L259 247H263L262 249L260 248V250H259V248H258ZM37 247H42L43 248V250L41 249V248H37ZM61 247H63V249L61 248ZM80 247V248H79ZM98 247V248H97ZM140 247V248H139ZM150 247V248H149ZM152 247H154V248H152ZM158 248V249H156V248ZM166 247H168L167 249L168 250H166ZM245 247H247L248 249H249V251H247L248 249L247 248H245ZM256 247L258 248V250L256 249ZM27 248V249H26ZM37 248V249H36ZM47 248V249H46ZM65 248V249H64ZM68 248H71L70 250L68 249ZM78 248V249H77ZM127 248V247H126ZM238 248V249H237ZM26 249V250H25ZM39 249V250H38ZM68 249V250H67ZM101 249V250H100ZM105 249V250H104ZM133 249H134V251H133ZM148 249V250H147ZM151 249V250H150ZM152 249H154V250H152ZM156 249V250H155ZM244 249V250H243ZM254 250L253 252H252V250ZM23 250H25V251H23ZM47 250V251H46ZM49 250V251H48ZM54 250V252H52ZM59 250V251H58ZM64 250V251H63ZM68 252H67V251ZM93 250H95V249H93ZM102 250H103V252H102ZM150 250V251H149ZM158 250L162 253L163 251H164V253H165V256H166V254L168 255V258H167V256L165 257L163 254H160V252H158ZM250 250H251V252H250ZM256 250V251H255ZM261 250H263V252L261 251ZM39 251V252H38ZM45 252V253H42V252ZM52 253H51V252ZM56 251V252H55ZM61 251V252H60ZM70 251V252H69ZM101 251V252H100ZM131 251V252H130ZM137 251V252H136ZM155 251H157V253L155 252ZM167 251V252H166ZM240 251V252H239ZM246 251V252H245ZM49 252V253H48ZM67 252V253H66ZM170 252H172L170 255H169V253ZM175 252H174V254H175ZM248 252V253H247ZM250 252V253H249ZM255 252L258 254V255H260V256H258L257 254H255ZM37 253V254H36ZM40 253H41V255H40ZM57 253V254H56ZM66 253V254H65ZM241 253V254H240ZM53 254V255H52ZM55 254V255H54ZM61 254H63V255H61ZM65 254V255H64ZM68 254V255H67ZM129 254V255H128ZM134 254V255H133ZM148 254H150V255H148ZM244 254V255H243ZM254 256H253V255ZM46 255H48L47 257H48V259H46L47 257H46ZM49 255H51V256H49ZM133 255V256H132ZM155 255V256H154ZM171 255H173V257L172 258H170V256ZM246 255V256H245ZM31 256V257H30ZM41 256V257H40ZM44 256V257H43ZM61 256V257H60ZM63 256V257H62ZM70 257V259H68L69 257ZM137 256H138V254H137ZM161 256V257H160ZM250 256V258H248L247 259V257H249ZM255 257V258H253V257ZM125 257V256H124ZM125 257V258H126ZM156 257H157V259H156ZM52 258V259H51ZM57 258V259H56ZM60 258H62V259H60ZM151 258V259H150ZM155 258V259H154ZM246 258V259H245ZM43 259H45V260H43ZM162 259V260H161ZM165 259V260H164ZM254 259H255V261H254ZM23 260V261H24ZM38 260V261H37ZM42 260V261H41ZM51 260H52V262H51ZM68 260V261H67ZM152 260V261H151ZM155 260V261H154ZM41 261V262H40ZM51 263H50V262ZM58 261V262H57ZM154 261V262H153ZM163 261H165V262H163ZM257 261V262H256ZM30 262V263H31ZM66 262V263H65ZM157 262V263H156Z\"/></svg>", "mask_w": 264, "mask_h": 264}, {"label": "bare ground", "instance_id": "obj_2", "mask_svg": "<svg viewBox=\"0 0 264 264\" xmlns=\"http://www.w3.org/2000/svg\"><path fill=\"white\" fill-rule=\"evenodd\" d=\"M0 1H1V3H2V2L4 3L3 0H0ZM21 1H22V0H21ZM23 1H24V0H23ZM30 1H33V0H30ZM50 1H52V2H56V3L54 4V6H56L58 0H50ZM64 1H65V0H64ZM86 1H87V0H86ZM88 1H89V0H88ZM88 1H87V2H88ZM102 1H103V0H102ZM118 1H119V0H118ZM127 1H128V0H127ZM137 1H138V0H137ZM139 1H140V0H139ZM139 1H138L137 3H139ZM146 1H147V0H146ZM150 1H151V0H150ZM155 1H156V0H155ZM164 1H165V0H164ZM178 1H179V0H178ZM183 1H184L185 4H186V1H185V0H182V3H183ZM187 1H188V0H187ZM190 1H191V0H190ZM199 1H200V0H199ZM204 1H205V0H204ZM218 1H219V0H218ZM6 2H7V1H6ZM25 2H26V1H25ZM33 2H34V1H33ZM42 2H43V1H42ZM100 2H101V1H100ZM100 2H98V3H100ZM173 2H175V0H173ZM173 2H172V5L174 6ZM180 2H181V0H180ZM200 2H201V1H200ZM200 2H199V3H200ZM1 3H0V4H1ZM11 3H12V2H11ZM11 3H10V4H11ZM23 3H24V2H23ZM34 3H35V2H34ZM59 3H60V1H59ZM88 3H89V2H88ZM101 3H103V2H101ZM105 3H106V2H105ZM118 3H119V2H118ZM120 3H121V2H120ZM122 3H123V2H122ZM152 3H153V2H152ZM178 3H179V2H178ZM178 3H177V4H178ZM187 3H188V2H187ZM194 3H195V2H194ZM31 4H32V2H31ZM31 4L29 3L28 5H31ZM70 4H71V3H70ZM110 4H111V3H110ZM114 4H115V3H114ZM175 4H176V3H175ZM177 4H176V5H177ZM179 4H180V3H179ZM188 4H189V3H188ZM192 4H193V3H192ZM1 5H2V4H1ZM5 5H7V4H5ZM80 5H82V4H80ZM120 5H122V4H120ZM166 5H167V3H166ZM166 5H165V6H166ZM169 5H170V4H169ZM176 5H175V6H176ZM2 6H4V5H2ZM12 6H13V5H12ZM31 6H32V5H31ZM33 6L35 7V6H37V5L35 4V5H33ZM70 6H71V5H70ZM86 6L88 7V5H86ZM91 6H93V4L91 5V3H90V7H91ZM107 6H108V5H107ZM107 6H106V8H107ZM125 6H126V5H125ZM150 6H151V5H150ZM156 6H157V4H156ZM163 6H164V5H163ZM179 6H182V5H179ZM184 6H185V5H184ZM190 6H191V4H190ZM201 6H202V5H201ZM14 7H15V6H14ZM18 7H20V6H18ZM40 7H41V6H40ZM67 7H68V5H67ZM72 7H73V6H72ZM78 7H79V5H78ZM83 7H85V5H84ZM83 7H82V9H83ZM134 7H135V4H134ZM142 7H143V5H142ZM154 7H155V5H154ZM198 7H199V6H198ZM245 7H246V6H245ZM262 7H263V6H262ZM3 8H4V7H3ZM32 8H33V7H32ZM42 8H43V7H42ZM47 8H48V7H47ZM62 8H63V7H62ZM80 8H81V7H80ZM147 8H148V7H147ZM150 8H151V7H150ZM155 8H156V7H155ZM155 8H154V9H155ZM170 8H171V7H170ZM180 8H181V7H180ZM184 8H185V7H184ZM184 8H183V9H184ZM199 8H200V7H199ZM228 8H229V7H228ZM228 8H227V9L225 8L226 11L228 10ZM9 9H10V8H9ZM37 9H39V8L37 7ZM44 9H46V6H45ZM52 9H53V13H54V15H56V10L54 9V7H52ZM78 9H79V8H78ZM82 9H81V10H82ZM90 9H91V8H90ZM192 9H193V8H192ZM6 10H7V9H6ZM14 10H15V9H14ZM42 10H43V9H42ZM74 10H75V9H74ZM123 10H125V9H123ZM137 10H138V9H137ZM147 10L149 11V9H146L145 12H148ZM159 10H160V9H159ZM245 10H246V9H245ZM7 11H8V10H7ZM37 11H38V10H37ZM39 11H40V10H39ZM39 11H38V12H39ZM75 11H77V10H75ZM92 11H93V10H92ZM95 11H96V7H95ZM125 11H127V10H125ZM143 11H144V10H143ZM157 11H158V10H157ZM199 11L202 12L201 8H200V10H198L197 12H199ZM228 11H229V13H230V8H229ZM232 11H233V10H232ZM246 11H247V10H246ZM81 12H83V11H81ZM122 12H123V11H122ZM129 12H130V10H129ZM151 12H152V11H151ZM155 12H156V11H155ZM161 12H162V11H161ZM191 12H192V11H191ZM197 12H196V14H197ZM201 12H199V13H201ZM234 12H235V11H234ZM7 13H8V12H7ZM70 13H71V12H70ZM70 13H69V14H70ZM119 13H120V12H119ZM126 13H127V12H126ZM149 13H150V11H149ZM199 13H198V17H199V15H200ZM202 13H203V12H202ZM0 14H1V13H0ZM73 14H74V13H73ZM84 14H85V12H84ZM134 14H135V13H134ZM134 14H133V15H134ZM151 14L153 15V13H150V15H151ZM156 14H157V13H156ZM162 14H163V13H162ZM209 14H210V13H209ZM215 14H217V13H215ZM25 15H26L25 11L22 10L21 8H19V9L17 8V10H15V12H14V14H13V16H15L16 18H19V17L22 18V17H25ZM76 15H77V14H76ZM133 15H132V16H133ZM136 15H137V14H136ZM233 15H234V13H233ZM252 15H253V14H252ZM0 16H1V15H0ZM60 16H61V15H60ZM62 16H63V15H62ZM62 16H61V17H62ZM78 16H79V15H78ZM146 16L148 17V15H146ZM192 16H193V15H192ZM216 16H217V15H216ZM227 16H230V14L226 15V18H227ZM72 17H73V16H72ZM133 17H134V16H133ZM152 17H153V16H152ZM171 17H172V16H171ZM200 17H201V16H200ZM202 17H203V16H202ZM222 17H223V16H222ZM232 17H233V16H232ZM237 17H238V15H237ZM1 18H3V17L1 16ZM5 18H6V17H5ZM26 18H28V17H26ZM26 18H25V19H26ZM36 18H37V16H36ZM63 18H64V16H63ZM63 18H62V19H63ZM67 18H68V17H67ZM74 18H75V17H74ZM154 18H155V17H154ZM190 18H191V17H190ZM230 18H231V16L228 17V20H229ZM238 18H239V17H238ZM23 19H24V18H23ZM69 19H70V18H68L67 20H69ZM110 19H111V18H110ZM129 19H130V17H129ZM144 19H145V17H144ZM152 19H153V18H152ZM155 19H156V18H155ZM155 19H154V20H155ZM172 19H173V18H172ZM204 19H205V18H203V20H204ZM218 19H219V18H218ZM221 19H222V18H221ZM233 19H234V18H233ZM236 19H237V18H236ZM246 19H247V17H246ZM246 19H245V20H246ZM259 19H260V18H259ZM27 20H28V19H27ZM63 20H64V19H63ZM70 20H71V19H70ZM130 20H131V19H130ZM132 20H133V18H132ZM149 20H150V19H149ZM154 20H153V21H154ZM166 20H167V19H166ZM168 20L170 21L171 18H169ZM196 20H197V19H196ZM196 20H195V22H197ZM205 20H206V19H205ZM222 20H223L224 23H225V20H226V19H225V20L222 19ZM222 20H221V21H222ZM228 20H227V21H228ZM230 20H231V19H230ZM230 20H229L228 22H230ZM250 20H251V19H250ZM253 20H254V18H253ZM255 20H257V17H256ZM255 20H254V23H256ZM74 21H75V20H74ZM77 21H78V20H77ZM94 21H95V22H94ZM97 21L102 25V24L106 23V21H107V23H108V21H109V17L106 16V15H102L101 13L97 14V12H96V13L93 12V13H91V14H90V13L86 14V15L84 16V18H82L81 21H80V23H79L80 29L82 30V32H80V33L83 34V35L87 34L88 31H89V27H90V25L93 24V22L96 23ZM212 21H213V20H212ZM238 21H239V20H238ZM238 21H237V23H238ZM259 21H260V20H259ZM78 22H79V21H78ZM132 22H133V21H132ZM147 22L149 23L150 21H147ZM200 22H201V21H200ZM200 22H199V23H200ZM228 22H227V24H228ZM232 22H233V21H232ZM10 23H11V22H10ZM22 23H23V22H22ZM32 23H34V22H32ZM66 23H67V22H66ZM151 23H152V22H151ZM165 23H167V21H166ZM190 23H191V22H190ZM250 23H251V22H250ZM261 23H263L262 20H261ZM25 24H26V23H25ZM30 24H31V23H30ZM30 24H29L28 26H31ZM44 24H46V23H44ZM49 24H50V23H49ZM70 24L72 25V23H70ZM74 24H75V23H74ZM109 24H110V23H109ZM119 24H120V22H119ZM153 24H154V23H153ZM161 24H162V25H165L164 23H161ZM196 24H198V23H196ZM202 24H204V22H203ZM234 24H235V22H234ZM257 24H258V23H257ZM18 25H20V24H18ZM34 25H36V24H34ZM68 25H69V24H68ZM127 25H128V24H127ZM166 25H167V24H166ZM166 25H165V26H166ZM169 25H170V24H168V26H169ZM181 25H182V22H181ZM184 25H185V22H184ZM205 25H206V24H204V26H205ZM222 25L224 26L225 24H222ZM14 26H15V25H14ZM58 26H60V25H58ZM102 26H104V25H102ZM102 26H101V27H102ZM172 26H173V25H172ZM176 26H177V25H176ZM179 26H180V25H179ZM186 26H187V25H186ZM186 26H185V29H186ZM194 26H195V24H194ZM204 26H203V27H204ZM238 26H239V25H238ZM20 27H21V26H20ZM22 27H23V26H22ZM31 27H32V26H31ZM44 27H45V26H44ZM54 27H55V26H54ZM110 27H111V26H110ZM152 27H153V26H152ZM159 27H160V26H159ZM12 28H13V27H12ZM27 28H28V27H27ZM36 28H38V25H37ZM39 28H41V27H39ZM56 28H57V26H56ZM102 28H103V27H102ZM102 28H101V29H102ZM114 28H115V27H114ZM134 28H135V27H134ZM173 28H174V26H173ZM175 28H176V27H175ZM175 28H174V29H175ZM197 28H199V24L197 25ZM219 28H220V27H219ZM226 28H227V27H226ZM226 28H225V31H226ZM18 29H20V28H18ZM22 29H23V28H22ZM34 29H35V28H34ZM42 29H43V27H42ZM50 29H51V28H50ZM53 29H55V28H53ZM156 29H157V28H156ZM162 29H163V27H162ZM170 29H171V27H170ZM222 29H223V27H222ZM12 30H13V29H12ZM14 30H15V29H14ZM51 30H52V29H51ZM92 30H93V29H92ZM163 30H164V29H163ZM163 30H162V31H163ZM165 30H167V29H165ZM168 30H169V29H168ZM172 30H173V29H171V31H172ZM194 30H195V29H194ZM217 30H218V29H217ZM231 30H232V29H231ZM2 31H3V29H2ZM25 31H26V30H25ZM27 31H28V30H27ZM27 31H26V33H27ZM40 31H41V30H40ZM52 31H53V30H52ZM105 31H106V30H105ZM175 31H177V29H175ZM188 31H189V30H188ZM188 31H187V32H188ZM196 31H197V30H196ZM221 31H222V30H221ZM221 31H220L219 33H222V32H223V31H222V32H221ZM242 31H243V29H242ZM253 31H254V30H253ZM10 32H11V31H10ZM31 32H32V31H31ZM33 32H34V31H33ZM33 32H32V33H33ZM60 32H61V31H60ZM77 32H78V31H77ZM94 32H95V31H94ZM94 32H93V33H94ZM103 32H104V31H103ZM113 32H114V31H113ZM136 32H137V31H136ZM169 32H170V30H169ZM180 32H181V31H180ZM20 33H21V32H20ZM32 33H31V34H32ZM41 33H42V32H41ZM93 33H92V34H93ZM106 33L108 34L109 32H106ZM126 33H128V32H126ZM170 33H171V32H170ZM173 33H174V32H173ZM176 33H177V32H176ZM176 33H175V34H176ZM181 33H182V32H181ZM188 33H189V32H188ZM193 33H194V31L192 32V35H193ZM195 33H196V32H195ZM202 33H203V32H202ZM207 33H208V32H207ZM219 33H217V34H219ZM234 33H235V32H234ZM237 33H238V32H237ZM27 34H28V33H27ZM29 34H30V33H29ZM34 34H36V35L39 37V35H38L39 33L37 34V32H35ZM34 34H32V35H34ZM42 34H43V33H42ZM52 34H53V33H52ZM111 34H112V33H111ZM123 34H125V32H124ZM134 34H135V33H133V36H134ZM175 34H174V35H175ZM182 34H183V33H182ZM16 35H17V34H16ZM25 35H26V34H25ZM46 35H47V34H46ZM49 35H50V34H49ZM88 35H89V34H88ZM93 35H94V34H93ZM93 35H92V36H93ZM108 35H109V34H108ZM120 35H121V34H120ZM144 35H145V34H144ZM158 35H159V34H158ZM206 35H207V34H204L205 38H206ZM223 35H224V33H223ZM28 36H29V35H28ZM40 36H41V35H40ZM58 36H59V35H58ZM72 36H73V35H72ZM72 36H71V37H72ZM103 36H105V35H103ZM121 36H122V35H121ZM125 36H126V35H125ZM152 36L154 37L155 35L153 34ZM152 36H151V37H152ZM170 36H171V35H170ZM170 36H169V37H170ZM172 36H173V35H172ZM181 36H182V35H181ZM186 36L188 37V35H186ZM199 36H200V35H198V38H201V37H199ZM201 36H202V35H201ZM212 36H213V35H212ZM219 36H220V35H219ZM18 37H19V36H18ZM18 37H17V38H18ZM31 37H32V36H31ZM34 37H36V36H34ZM38 37H37V38H38ZM47 37H48V36H47ZM59 37H60V36H59ZM86 37H88V36H86ZM86 37H85V38H86ZM90 37H91V36H89L87 39H89ZM93 37H94V36H93ZM96 37H97V36H96ZM153 37H152V38H153ZM155 37H157V36H155ZM155 37H154V38H155ZM158 37H159V36H158ZM158 37H157V38H158ZM191 37H192V36H191ZM194 37H195V35H193L192 40L194 39ZM208 37H209V36L207 35V38H208ZM228 37H229V36H228ZM237 37H238V36H237ZM28 38H29V37H28ZM32 38H33V37H32ZM91 38H92V37H91ZM91 38H90V39H91ZM94 38H95V37H94ZM94 38H92V39H93V42H94ZM100 38H101V36H100ZM107 38H108V37L106 36V39H107ZM110 38H111V37H109V39H110ZM112 38H113V37H112ZM112 38H111V39H112ZM135 38H137V37L135 36ZM143 38H145V37H143ZM152 38H151V39H152ZM154 38H153V39H154ZM166 38H167V37H166ZM170 38H171V37H170ZM207 38H206L205 40H203L204 38L202 37L201 40L207 42V41H206ZM209 38H211V39L213 38V39H214V37H211V36H210ZM209 38H208V39H209ZM225 38H226V37H225ZM230 38H231V37H230ZM4 39L6 40V38H4ZM10 39H11V38H10ZM18 39H19V38H18ZM24 39H25V38H24ZM30 39H31V38H30ZM30 39H29V40H30ZM38 39H39V38H38ZM51 39H52V38H51ZM106 39H105V40H106ZM111 39H110V40H111ZM137 39H138V41H139V36H138ZM137 39H136V40H137ZM151 39H150V40H151ZM155 39H156V38H155ZM160 39H161V38H159V40H160ZM163 39H164V38H163ZM167 39H168V38H167ZM175 39H176V38L173 37V38H172V41L175 40ZM221 39H222V38H221ZM223 39H224V38H223ZM20 40H21V39H20ZM76 40H77V38H76ZM112 40H115V39H112ZM140 40H141V39H140ZM145 40H146V39H145ZM145 40H143V41L146 43L147 40H146V41H145ZM156 40H157V39H156ZM159 40H158V41H159ZM183 40H184V39H183ZM197 40H198V39H197ZM201 40H200V41H201ZM214 40H215V39H214ZM217 40H219V39L217 38L214 42H216ZM8 41H10V40H8ZM18 41H19V40H18ZM35 41H36V40H35ZM41 41H42V39H41ZM49 41H50V40H49ZM95 41H96V40H95ZM103 41H104V40H103ZM126 41H127V40H126ZM152 41H153V40H152ZM154 41H155V40H154ZM158 41H156V42L158 43ZM175 41H176V40H175ZM180 41H181V40H180ZM186 41H187V40H186ZM198 41H199V40H198ZM200 41H199V42H200ZM208 41H209V43H210V39H209ZM221 41H222V40H221ZM6 42H7V41H6ZM22 42H23V41H22ZM29 42H30V41H29ZM33 42H34V39L32 40V43H33ZM74 42H75V41H74ZM98 42H99V41H98ZM98 42L96 41V44L99 46ZM107 42H110V41H107ZM113 42H114V41H113ZM116 42H117V40H116ZM119 42H120V41H119ZM168 42H169V41H168ZM173 42H174V41H173ZM176 42L179 43L178 41H176ZM184 42H185V41H184ZM196 42H197V41H196ZM199 42H198V43H199ZM217 42H218V41H217ZM222 42H223V41H222ZM229 42H230V41H229ZM0 43H1V42H0ZM36 43H38V42H36ZM105 43H106V42H105ZM127 43H128V42H127ZM131 43H134V44H135V42H133V41H132ZM150 43H151V42H150ZM150 43H149V44H150ZM162 43H163V42H162ZM171 43H172V42H171ZM181 43H182V41H181ZM181 43H180V44H181ZM193 43H194V41H193ZM200 43H202V42H200ZM200 43H199V44H200ZM220 43H221V42H220ZM4 44H5V42H4ZM27 44H28V43H27ZM34 44H35V43H34ZM41 44H43V41H42ZM59 44H60V43H59ZM72 44H73V43H72ZM109 44H110V46L112 45V43H109ZM116 44H117V43H116ZM119 44H120V43H119ZM125 44H126V43H125ZM125 44H124L123 46L126 47L127 45H125ZM139 44H140V42H139ZM147 44H148V43H147ZM147 44H146V45H147ZM152 44H154V46L156 45L155 43H152ZM163 44H164V43H163ZM166 44H167V43H166ZM174 44H175V43H174ZM202 44H203V43H202ZM212 44H213V43H211V45H212ZM223 44L225 45V43H223ZM14 45H16V44H14ZM18 45H19V43H18ZM43 45H44V44H43ZM76 45H77V44H76ZM100 45H101V44H100ZM117 45H118V44H117ZM205 45H206V44H205ZM211 45H210V46H211ZM214 45H215V44H214ZM216 45H218V43H217ZM221 45H222V44H221ZM0 46H2V45H0ZM20 46H21V44H20ZM28 46H29V45H28ZM28 46H27V47H28ZM44 46H46V44H45ZM48 46H49V48H50V45H49V44H48ZM103 46H104V45H103ZM107 46H108V45H107ZM123 46H122L121 48H123ZM133 46L136 47V45H133ZM139 46H141V44H140ZM143 46H144V44H143ZM154 46H153V47H154ZM157 46L159 47L160 45H157ZM164 46H165V45H164ZM167 46H169V45H167ZM206 46H207V45H206ZM254 46H255V45H254ZM23 47H26V45H24ZM31 47H32V46H31ZM35 47H36V46H34V48H35ZM46 47H47V46H46ZM70 47H71V46H70ZM99 47H100V46H99ZM114 47H116V46H114ZM145 47H147V46H145ZM172 47H173V46H172ZM172 47L169 46L168 48H169V49H172ZM180 47H181V46H180ZM183 47H184V46H183ZM191 47H193V46H191ZM211 47H212V46H211ZM216 47H217V46H216ZM216 47L214 46V48H216ZM226 47H227V46H226ZM235 47H237V46H235ZM28 48H29V47H28ZM58 48H59V47H58ZM111 48H112V46H111ZM131 48H133V47H131ZM147 48H148V47H147ZM149 48L151 49V47H149ZM156 48H157V47H156ZM176 48H177V47H176ZM205 48H206V47H205ZM207 48H210V47H207ZM241 48H242V47H241ZM10 49H11V48H10ZM24 49H25V48H23L22 50H24ZM26 49H27V48H26ZM29 49H30V48H29ZM64 49H66V48H64ZM99 49H101V48H99ZM99 49H98V50H99ZM108 49H109V47H108ZM126 49H128V47H127ZM126 49H125V50H126ZM129 49H130V48H129ZM144 49H145V48H144ZM153 49H154V48H153ZM157 49H158V48H157ZM159 49H161V47H160ZM177 49H178V48H177ZM191 49H192V48H191ZM193 49H194V48H193ZM228 49H229V48H228ZM250 49H251V46H250ZM5 50L7 51V49H5ZM16 50H17V49H16ZM30 50L32 51V49H30ZM48 50H49V49H48ZM69 50H70V49L67 48V50H65V51L68 52ZM72 50H73V49H72ZM112 50H113V49H112ZM142 50H143V49H142ZM145 50H146V49H145ZM151 50H152V49H151ZM179 50H181V49H179ZM179 50H178V51H179ZM206 50H208V49H206ZM210 50L213 51L214 49L212 48V49H209V51H210ZM217 50H218V48H217ZM229 50H233V49H229ZM11 51H12V50H11ZM27 51H28V50H27ZM33 51H34V50H33ZM33 51H32V52H33ZM52 51H53V50H52ZM54 51H55V50H54ZM54 51H53V55H54ZM58 51H59V50H58ZM63 51H64V50H63ZM63 51H62V52H63ZM70 51H71V50H70ZM86 51H87V50H86ZM101 51H102V49H101ZM110 51H111V50L109 49V52H110ZM115 51H116V50H115ZM122 51H123V49H122ZM130 51H131V49H130ZM138 51H139V50H138ZM153 51H154V50H153ZM160 51H162V50H160ZM160 51H159V52H160ZM163 51L166 52V50H164V49H163ZM163 51H162V52H163ZM167 51H168V50H167ZM182 51H184L183 48H182ZM220 51H221V50H220ZM222 51H223V50H222ZM55 52H56V51H55ZM59 52H60V51H59ZM67 52H66V54L68 55ZM78 52H79V51H78ZM81 52H82V50H81ZM81 52H80V53H81ZM89 52H91V51H89ZM97 52H98V51H97ZM120 52H121V51H120ZM120 52H119V54H121ZM125 52L127 53L128 51H125ZM146 52H147V50H146ZM157 52H158V51H157ZM157 52H156V53H157ZM159 52H158V53H159ZM169 52H170V51H169ZM172 52H173V51H172ZM176 52H177V51H176ZM184 52H185V51H184ZM207 52H208V51H207ZM207 52H206V53H207ZM213 52H214V54H215L216 51H213ZM218 52H219V50H218ZM224 52H225V51H224ZM0 53H1V52H0ZM30 53H31V52L29 51V54H30ZM41 53H43V52H41ZM63 53H64V52H63ZM87 53H88V52H87ZM91 53H93V52H91ZM102 53H103V52H102ZM106 53H108V50H107ZM110 53H111V52H110ZM110 53H108L107 56H105V57H106V58H107V57H110V56H111ZM112 53H113V52H112ZM174 53H175V52H174ZM174 53H173V54L171 53V54H172V55H175V56L177 57V55L174 54ZM178 53H180V52H178ZM185 53H186V52H185ZM199 53H200V52H199ZM210 53H211V52H210ZM210 53H209V55H211ZM216 53H217V52H216ZM219 53H220V52H219ZM221 53H222V52H221ZM241 53H242V52H241ZM252 53H253V52H252ZM8 54H9V53H8ZM25 54H26V53H25ZM39 54H40V53H39ZM69 54H71V53H69ZM73 54H74V53H73ZM73 54L68 55V56H70V57L72 56V57H73L72 59H75L76 57H74ZM76 54H78V53H75V56H76ZM81 54H83V53H81ZM88 54H89V53H88ZM95 54H96V53H95ZM98 54L100 55V51H99ZM103 54H104V53H103ZM113 54H114V53H113ZM113 54H112V55H113ZM124 54H125V53H124ZM124 54H122V57L125 56ZM130 54H131V53H130ZM132 54H133V53H132ZM136 54H137V53H136ZM143 54H144V53H143ZM143 54H142V55H143ZM167 54H168V53H167ZM188 54H189V52L187 53V56H188ZM207 54H208V53H207ZM223 54H224V53H223ZM236 54H237V53H236ZM255 54H256V53H255ZM255 54L253 53V55H255ZM9 55H10V54H9ZM17 55H18V54H17ZM30 55H33V53L30 54ZM36 55H37V54H36ZM41 55H42V54H41ZM53 55H52V56H53ZM56 55H57V54H55V56H56ZM59 55H61V53H60ZM78 55H79V54H78ZM109 55H110V56H109ZM123 55H124V56H123ZM154 55H155V54H154ZM161 55H162V53H161ZM163 55H164V54H163ZM163 55H162V56H163ZM168 55H169V54H168ZM178 55L180 56L181 54H178ZM184 55H185V54H184ZM189 55H190V54H189ZM196 55H197V54H196ZM202 55H203V53H202ZM224 55H225V54H224ZM224 55H223V56H224ZM232 55H233V54H232ZM39 56H40V55H39ZM62 56H63V54H62ZM62 56H61V58H62ZM64 56H65V55H64ZM68 56H65V58H67ZM85 56H86V54H85ZM85 56L83 55V59H84ZM116 56H117V55H116ZM126 56H127V55H126ZM129 56H130V55H129ZM135 56H136V55H135ZM143 56H144V55H143ZM156 56H157V55H155V57H156ZM159 56H160V55H159ZM179 56H178V57H179ZM181 56H182V55H181ZM181 56H180V58H181ZM185 56H186V55H185ZM213 56H214V55H213ZM216 56H218V55L216 54ZM216 56H215V58H216ZM221 56H222V55H221ZM221 56H220V58H221ZM29 57H30V56H29ZM34 57H35V56H34ZM79 57L81 58V56H79ZM94 57H96V58H94V59H96V60L98 59L97 56H94ZM100 57L103 58V56H100ZM118 57H119V56H118ZM130 57H132V56H130ZM137 57H138V56H137ZM137 57H136V58H137ZM151 57H152V54H151ZM151 57H150V58H151ZM157 57H158V56H157ZM164 57H165V55H164ZM164 57H163V58H164ZM167 57H168V56H167ZM183 57H184V56H182V58H183ZM188 57H189V56H188ZM192 57H193V56H192ZM195 57H196V56H195ZM201 57H202V56H201ZM203 57H204V56H203ZM210 57H211V56H210ZM230 57H231V56H230ZM232 57H234V56H232ZM6 58H7V57H6ZM37 58H38V60L40 59L39 57H37ZM37 58H36V59H37ZM53 58H54V57H53ZM61 58H60V60H61ZM68 58H69V57H68ZM91 58H92V57H91ZM111 58H112V57H111ZM113 58H114V56H113ZM134 58H135V57H134ZM142 58H143V57H142ZM165 58H166V57H165ZM174 58H175V57H174ZM180 58H179V59H180ZM224 58L226 59L225 56H224ZM263 58H264V57H263ZM11 59H12V58H11ZM22 59H23V58H22ZM26 59H27V58H26ZM58 59H59V57H58ZM69 59H70V58H69ZM72 59H71V60H72ZM85 59H86V58H85ZM89 59H90V58H89ZM89 59H87V64H88V60H89ZM115 59H116V58H115ZM115 59H114V60H115ZM118 59H119V58H118ZM120 59H121V58H120ZM127 59H128V58H127ZM193 59H195V58H193ZM193 59H192V60H193ZM201 59H202V58H201ZM201 59H200V60H201ZM212 59H213V61H214V57H213ZM217 59H219V58H217ZM225 59H224V60H225ZM230 59H231V58H230ZM244 59H245V58H244ZM40 60H42V59H40ZM62 60H64V58H62ZM67 60H68V59H67ZM96 60H94L96 63L98 62V63L101 64V62H99V61H101V60H97V61H96ZM109 60H110V59H109ZM112 60H113V59H112ZM122 60H123V58L121 59V62H122ZM125 60H126V58H125ZM128 60H130V59H128ZM139 60H140V59H139ZM143 60H144V59H143ZM162 60H163V59H162ZM166 60H167V59H166ZM169 60H170V59H168L167 61L169 62ZM184 60H185V59L183 58V62H184ZM196 60H197V58H196ZM200 60L198 59V62H199ZM203 60H204V59H203ZM4 61H6V60H4ZM36 61H37V60H36ZM74 61H75V60H74ZM76 61H77V59H76ZM83 61H84V60H83ZM92 61H93V60H92ZM117 61H118V60H117ZM117 61H115V62H117ZM144 61H145V60H144ZM150 61L152 62V59H151ZM150 61L147 60V62H150ZM158 61H159V59L157 60V63H158ZM167 61H166V63H167ZM170 61H172V59H171ZM177 61H178V60H177ZM180 61H181V60H180ZM180 61H179L178 65L180 64ZM190 61H191V60H190ZM205 61H206V60H205ZM205 61H203V63H204ZM211 61H212V60H211ZM213 61L211 62V64L213 63ZM215 61H216V60H215ZM221 61H222V59H221ZM231 61H232V60H231ZM238 61L241 62L240 60H238ZM248 61H249V60H248ZM263 61H264V60H263ZM38 62H39V61H38ZM40 62H41V61H40ZM40 62H39V63H40ZM60 62H62V61H60ZM65 62H66V61H65ZM95 62H94V64H95ZM105 62H106V61H105ZM112 62H113V61H112ZM121 62H120V63H121ZM124 62H125V61H124ZM126 62H127V61H126ZM159 62H160V61H159ZM161 62L163 63V61H161ZM164 62H165V59H164ZM185 62H187V61H185ZM185 62H184V63H185ZM193 62H194V61H192L191 63L193 64ZM225 62H227V60H226ZM243 62H245V60H244ZM3 63H4V62H3ZM11 63H12V62H11ZM62 63H63V62H62ZM72 63H73V62H71V64H72ZM77 63H78V62H77ZM89 63H91V62L89 61ZM110 63H111V62H110ZM129 63H130V61H129ZM172 63H173V62H172ZM184 63H183V64H184ZM199 63H202V61L199 62ZM219 63H220V61H219ZM228 63H229V61H228ZM232 63H233V61H232ZM260 63H261V62H260ZM12 64H13V63H12ZM12 64H11V65H12ZM31 64H32V63H31ZM40 64H41V63H40ZM40 64H39V65H40ZM43 64H44V63H43ZM53 64H54V62H53ZM56 64H57V62H56ZM78 64H79V63H78ZM82 64H83V63H82ZM82 64H81V66H82ZM91 64H92V63H91ZM94 64H93V65H94ZM102 64H103V61H102ZM102 64H101V65H102ZM108 64H109V63H108ZM111 64H112V63H111ZM123 64H124V63H123ZM125 64H126V63H125ZM151 64H152V63H151ZM158 64H159V63H158ZM164 64H165V63H164ZM183 64H182V65H183ZM194 64H195V63H194ZM205 64H206V62H205ZM213 64H216V63H213ZM220 64H221V63H220ZM222 64H223V63H222ZM46 65H47V63H46ZM57 65H58V64H57ZM57 65H56V66H57ZM60 65H61V64H60ZM89 65H90V64H89ZM89 65H88V66H89ZM97 65H98V64H97ZM103 65H104V64H103ZM146 65H147V64H146ZM159 65H160V64H159ZM165 65H166V64H165ZM168 65H170V62H169ZM168 65H167V66H168ZM182 65H181V66H182ZM184 65H185V64H184ZM188 65H189V63H188ZM196 65H197V63H196ZM200 65H201V64H200ZM206 65H208V64H206ZM217 65H218V64H216V66H217ZM242 65H243V64H242ZM246 65H247V64H246ZM14 66H15V65H14ZM14 66H13V67H14ZM28 66H29V64L27 65V68L29 69ZM32 66H33V65H32ZM37 66H38V65H37ZM37 66H35V67L37 68ZM42 66H43V65H42ZM42 66H41V67H42ZM63 66H64V65H63ZM65 66H67L66 63H65ZM65 66H64V67H65ZM68 66H69V64H68ZM68 66H67V67H68ZM71 66H72V65H71ZM71 66H69V67H71ZM74 66H76V65H74ZM84 66H86V62H85V65H83V68H85V69H86V68H90V66H89V67H84ZM104 66H105V65H104ZM104 66H103V67H104ZM108 66H109V65H108ZM108 66H106V67L108 68ZM112 66H115V64L112 65ZM128 66H129V65L127 64L126 67L128 68ZM172 66H175V65L173 64ZM185 66H186V65H185ZM197 66H198V65H197ZM202 66H203V65H202ZM213 66L216 67L215 65H213ZM218 66H219V65H218ZM221 66H222V65H221ZM224 66H225V65H224ZM233 66H234V64H233ZM2 67H3V66H2ZM60 67H62V65H61ZM99 67H101V66H99ZM99 67H98V69H99ZM121 67H122V65H121ZM149 67H152V66H149ZM162 67H163V65H162ZM164 67H165V66H164ZM177 67H178V66H177ZM182 67H183V66H182ZM186 67L188 68V66H186ZM200 67H201V66H200ZM200 67H199V68H200ZM207 67L209 68V66H207ZM214 67H213V69H216V68H214ZM231 67H232V66H231ZM250 67H252V66H250ZM256 67H257V66H256ZM16 68H17V67H15V69H16ZM25 68H26V67H25ZM36 68H33V70H35ZM39 68H40V67H39ZM46 68L48 69V65H47ZM50 68H52L51 65L49 66V69H50ZM72 68H73V67H72ZM76 68H78V66H76ZM76 68H75V69H76ZM91 68H92V67H91ZM91 68H90L89 70H88V69H87V70L90 72ZM110 68H112V67L109 66V70H110ZM113 68H114V67H113ZM160 68H161V66H160ZM171 68L173 69L174 67H169V70H170ZM197 68H198V67H197ZM201 68H202V67H201ZM203 68H206V67L204 66ZM222 68H223V67H222ZM224 68H226V67H224ZM252 68H253V67H252ZM8 69H9V68H8ZM18 69H19V68H18ZM40 69H42V68H40ZM54 69H55V68H54ZM60 69H61V68H60ZM68 69H69V68H68ZM78 69H79V68H78ZM78 69L74 70V72H75V71L77 72ZM80 69H82V68H80ZM92 69H93V68H92ZM104 69H105V67H104ZM128 69H129V68H128ZM131 69H132V67H131ZM150 69H151V68H150ZM152 69H153V67H152ZM158 69H159V68H158ZM175 69L177 70L176 67H175ZM193 69H195V67H193ZM193 69H192V70H193ZM209 69H210V68H209ZM219 69H221V68H219ZM263 69H264V67H263ZM22 70H24V69H22ZM29 70H31V69H29ZM37 70H39V69L37 68ZM43 70H44V69H43ZM43 70H42V71H43ZM51 70H52V69H50L49 71H51ZM55 70H58V69H55ZM55 70H54V73H55ZM63 70H64V69H63ZM63 70H61V72H62ZM66 70H67V69H66ZM66 70H65V71H66ZM71 70H72V71H71ZM71 70H70V71L73 73V69H71ZM87 70H86V72H87ZM95 70H97V67H94V72H95ZM99 70H100V69H99ZM109 70H108V71H109ZM112 70H113V69H112ZM112 70H111V71H112ZM114 70H115V68H114ZM117 70H118V69H117ZM148 70H149V69H148ZM148 70H147V71H148ZM173 70H174V69H173ZM182 70H183V69H182ZM190 70H191V69H190ZM196 70H197V69H196ZM203 70H204V69H203ZM229 70H230V69H228V71H229ZM246 70H247V69H246ZM248 70H250V69H248ZM17 71H18V70H17ZM20 71H21V70H20ZM31 71H32V70H31ZM40 71H41V70H40ZM40 71H39V73H40ZM44 71H46V70H44ZM67 71H68V70H67ZM67 71H66V72H67ZM79 71H80V70H79ZM83 71L85 72V70H83ZM92 71H93V70H92ZM129 71H131V70H129ZM147 71H146V72H147ZM149 71H150V70H149ZM152 71H153V70H152ZM159 71H160V70H159ZM166 71H167V70H166ZM166 71H165V73L168 72V71H167V72H166ZM174 71H175V70H174ZM197 71H198V70H197ZM210 71H211V70H210ZM215 71H217V70H215ZM219 71L222 72V70H219ZM219 71H218V72H219ZM225 71H227V70H225ZM225 71H224V72H225ZM261 71H262V70H261ZM261 71H260V72H261ZM28 72H29V71H28ZM34 72H35V71H34ZM34 72H33V74H34ZM63 72H64V71H63ZM66 72H65V75H66ZM84 72H83V73H84ZM86 72H85V73H86ZM102 72H103V68H102ZM102 72H99V74L102 73ZM109 72H110V71H109ZM112 72H115V71H112ZM142 72H143V71H141V73H142ZM146 72H145V73H146ZM160 72H163V71L161 70ZM176 72H177V71H176ZM185 72H186V71H185ZM185 72H184V73H185ZM199 72H200V71H199ZM199 72H198V73H199ZM218 72H216V73H218ZM230 72H231V70L229 71V74H230ZM251 72H253V71H251ZM260 72H259L258 74H260ZM17 73H18V72H17ZM23 73H24V72H22V74H23ZM25 73H26V72H25ZM46 73H47V71H46ZM49 73H50V72H49ZM52 73H53V72H52ZM67 73H68V72H67ZM104 73H105V72H104ZM156 73H157V71H156ZM168 73H169V72H168ZM178 73H179V72H178ZM182 73H183V71H182ZM205 73H206V71H205ZM227 73H228V72H227ZM244 73H245V71H244ZM244 73H243V74H244ZM253 73H254V72H253ZM263 73H264V72H263ZM12 74H13V73H12ZM35 74H36V72H35ZM43 74H44V73H43ZM43 74H41V76H42ZM56 74H58V71H57ZM56 74H55V75H56ZM80 74H81V73H80ZM114 74H115V73H114ZM119 74L121 75L122 72H120ZM146 74H147V73H146ZM158 74H159V73H158ZM171 74H172V71H171ZM174 74H176V73H174ZM203 74H204V73H203ZM218 74H219V73H218ZM220 74H221V73H220ZM223 74H224V73H223ZM246 74H247V71H246ZM256 74H257V72H256ZM36 75H39V74H36ZM50 75H51V74H50ZM55 75H54V76H55ZM60 75H61V74H60ZM60 75H58V76H60ZM71 75H72V74H71ZM73 75H74V73H73ZM77 75H79V74H77ZM84 75L89 76V74H84ZM101 75H102V74H101ZM116 75H118V73H117ZM116 75H114V76H116ZM120 75H119V76H120ZM141 75H142V74H141ZM144 75H145V74H144ZM144 75H143L142 77H144ZM148 75H149V73H148ZM151 75H153V73H151ZM178 75H179V74H178ZM178 75H177V76H178ZM180 75H182V74H180ZM180 75H179V77H180ZM184 75H185V74H184ZM187 75H188V72H187L186 76H187ZM190 75H191V74H190ZM30 76H31V75H30ZM39 76H40V75H39ZM54 76H53V77H54ZM56 76H57V75H56ZM63 76H64V75H62L61 78H63ZM80 76H82V75H80ZM91 76H92V75H91ZM94 76H95V74H94ZM102 76H104V75H102ZM110 76H111V74H110ZM119 76H117V78H118ZM121 76H122V75H121ZM125 76H126V75H125ZM174 76H176V75H174ZM193 76H194V75H193ZM202 76H203L204 80H205V78H207L206 74H205L206 77H204V75H202ZM202 76H201V77H202ZM212 76L214 77L215 75H212ZM254 76H256V75H254ZM261 76H262V74H261ZM34 77H35V75H34ZM44 77H45V75H44ZM47 77H48V75H47ZM47 77H46V78H47ZM65 77H66V76H65ZM78 77H79V76H78ZM98 77H99V76H98ZM98 77H96V79H97ZM111 77H112V76H111ZM132 77H133V76H132ZM137 77H138V76H137ZM148 77H149V76H148ZM152 77H153V76H152ZM161 77H162V76H161ZM188 77L190 78V76H188ZM188 77H187V78H188ZM191 77H192V76H191ZM201 77H200V78H201ZM218 77H221V76L218 75ZM223 77H224V76H223ZM228 77H229V76H228ZM228 77H227V78H228ZM262 77H263V80H262V81H264V75H263ZM25 78H26V76H25ZM39 78L42 79L41 77H39ZM48 78H49V77H48ZM50 78H51V77H50ZM58 78H59V77H58ZM73 78H74V77H73ZM87 78L90 79L89 77H87ZM94 78H95V77H94ZM99 78H101V77H99ZM114 78H116V77H114ZM123 78H124V77H122L121 79H123ZM133 78H135V77H133ZM174 78H176V77H174ZM194 78H195V77H194ZM196 78H197V77H196ZM200 78H199V79H200ZM216 78H217V77H216ZM231 78H233V77L231 76ZM231 78H230V79H231ZM259 78H260V76H259ZM13 79H14V77H13ZM31 79H32V78H31ZM44 79H45V78H44ZM51 79H53V78H51ZM71 79H72V78H71ZM71 79H70V80H71ZM74 79H75V78H74ZM74 79H73V80H74ZM76 79H78V78H76ZM84 79H85V78H84ZM92 79H93V78H92ZM101 79H102V78H101ZM103 79L108 80L107 78H103ZM140 79H141V78H140ZM153 79H154V78H152L151 80H153ZM157 79H158V78H157ZM160 79H161V78H160ZM163 79H164V78H163ZM163 79H162V81H163ZM185 79H186V78H185ZM191 79H193V78H191ZM199 79H198V81H199ZM218 79H219V78H218ZM218 79H215V80H218ZM42 80H43V79H42ZM46 80H47V79H46ZM55 80H56V77H55ZM61 80H62V79H61ZM63 80H64V79H63ZM65 80L67 81L68 78H67V79L65 78ZM65 80H64V81H65ZM73 80H72V81H73ZM78 80H79V79H78ZM78 80H76V81H78ZM80 80H81V79H80ZM93 80H95V79H93ZM109 80H110V79H109ZM111 80H113V79H111ZM115 80H116V79H115ZM119 80H120V79H119ZM147 80H148V79H147ZM164 80H165V79H164ZM204 80L201 79L200 81H204ZM238 80H239V79H238ZM32 81L34 82V80H32ZM36 81H37V80H36ZM40 81H41V80H40ZM47 81H48V80H47ZM49 81H50V80H49ZM66 81H65V84H66ZM89 81H90V80H89ZM95 81H96V80H95ZM97 81H98V80H97ZM103 81H104V80H103ZM121 81H126V80H121ZM138 81H139V80H138ZM140 81H141V80H140ZM142 81H143V78H142ZM142 81H141V82H142ZM144 81H145V80H144ZM207 81H208V79H207ZM210 81H211V80H210ZM221 81H225V77H224V80H221ZM240 81H241V80H240ZM0 82H1V79H0ZM38 82H39V81H38ZM51 82H52V81H51ZM55 82H56V81H55ZM57 82L59 83V81H57ZM62 82H63V81H62ZM69 82H70V81H69ZM87 82H88V81H87ZM101 82H102V81H101ZM108 82H110V81H108ZM116 82H117V81H116ZM126 82H127V81H126ZM159 82H160V81H159ZM165 82H166V81H165ZM188 82H189V81H188ZM35 83H36V82H34V84L32 85V87L35 85ZM46 83H47V82H46ZM52 83H53V82H52ZM73 83H74V85H75L76 82H73ZM73 83H72V84H73ZM77 83H78V82H77ZM79 83H80V82H79ZM79 83H78V84H79ZM82 83H83V82H82ZM91 83H92V82H91ZM104 83H105V82H104ZM111 83H112V82H111ZM111 83H110V84H111ZM143 83H144V82H143ZM145 83H146V82H145ZM150 83H151V81H150ZM152 83H153V82H152ZM176 83H177V82H176ZM183 83H184V82H183ZM198 83H199V82H198ZM203 83H204V82H203ZM214 83H215V82H214ZM217 83H219V81H218V82L216 81V84H217ZM225 83H226V82H225ZM238 83H239V82H238ZM242 83H243V81H242ZM259 83H260V82H259ZM31 84H32V83H31ZM54 84H56V83H54ZM61 84H62V83H61ZM61 84L59 83V84L57 85V87H58L59 85H61ZM83 84H84V83H83ZM83 84H82V86H83ZM98 84H99V82H98ZM114 84H115V83H114ZM121 84H122V83H121ZM139 84L143 85V84L140 83V82H139ZM160 84H161V83H160ZM160 84L158 83V85H160ZM222 84H224V83H222ZM222 84H220V85H222ZM1 85H2V84H1ZM37 85H38V84H37ZM45 85H46V84H45ZM47 85H49V84H47ZM51 85H52V84H51ZM51 85H50V86H51ZM67 85H70V84L67 82ZM67 85H65V86H67ZM105 85H106V84H105ZM105 85H104V86H105ZM112 85H113V84H112ZM116 85H117V84H116ZM125 85H126V84H125ZM146 85H147V84H146ZM153 85H154V84H153ZM155 85H156V84H155ZM188 85H189V84H188ZM188 85H187V86H188ZM217 85H218V84H217ZM217 85H215V86L217 87ZM220 85H219V87H220ZM244 85H245V84H244ZM244 85H243V86H244ZM35 86H36V85H35ZM35 86H34V87H35ZM65 86H62V87H65ZM75 86H76V85H75ZM82 86H81V88L84 89L85 87L83 86V87H84V88H83ZM93 86H94V84H93ZM96 86H100V84H99V85H96ZM101 86H102V84H101ZM101 86L98 87V88H101ZM109 86H111V85H109ZM147 86H149V85H147ZM164 86H165V85H164ZM177 86H178V85H177ZM185 86H186V85H185ZM187 86H186V87H187ZM189 86H190V85H189ZM194 86H195V85H194ZM223 86H226V85H223ZM223 86H222V88H224ZM2 87H3V86H2ZM43 87L45 88V86H42V88H43ZM51 87H52V88H55V87H53V86H51ZM78 87H79V86H78ZM105 87H106V86H105ZM111 87H112V86H111ZM115 87H116V86H115ZM139 87H140V85H139ZM159 87H160V86H159ZM178 87H179V86H178ZM181 87H182V85H181ZM239 87H240V86H239ZM258 87H259V86H258ZM258 87H257V88H258ZM25 88H26V87H25ZM37 88H38V87H37ZM46 88H47V86H46ZM48 88H49V87H48ZM58 88H60V87H58ZM72 88H73V87H72ZM86 88H87V86H86ZM94 88H95V87H94ZM96 88H97V87H96ZM96 88H95V90H96ZM98 88H97V89H98ZM103 88H104V87H103ZM103 88H102V89H103ZM117 88H118V87H117ZM119 88L121 89V87H119ZM127 88H128V87H127ZM141 88H142V86L140 87L139 91L143 89V88H142V89H141ZM153 88H154V86H153ZM153 88H151V89H153ZM160 88H162V86H161ZM187 88H188V87H187ZM194 88H196V86H195ZM194 88H190V90H192V89H194ZM206 88H207V87H206ZM222 88H221V87L219 88V89H221V90H220L221 92L223 91ZM244 88H245V86H244ZM3 89H4V88H3ZM6 89H7V88H6ZM39 89H40V88H39ZM39 89H38V91H39ZM62 89L65 90V88H62ZM66 89H68L67 91H69V88H68V87H66ZM113 89H114V91H117V89L115 90V88L112 87V90H113ZM120 89H119V90H120ZM128 89H129V88H128ZM133 89H134V88H133ZM151 89H149V91H150ZM154 89H155V88H154ZM156 89H159V88L156 87ZM176 89H177V88H176ZM182 89H183V87H182ZM188 89H189V88H188ZM197 89H198V88H197ZM197 89H196V91H197ZM216 89H217V88H216ZM219 89H218V90H219ZM239 89H240V88H239ZM0 90H2V89H0ZM40 90H41V89H40ZM43 90H44V89H43ZM51 90H52V89H51ZM75 90H76V89L74 88L73 91H75ZM85 90H86V89H85ZM91 90H92V88H91ZM99 90H101V89H99ZM105 90H107V89L105 88ZM108 90H109V87H108ZM112 90L110 89L111 92H112ZM119 90H118V91H119ZM122 90H123V89H122ZM146 90H147V89H146ZM184 90H185V89H184ZM226 90H227V88H226ZM46 91H47V90H46ZM49 91H50V90L48 89L47 92H49ZM73 91H71V93H72ZM93 91H94V90H93ZM93 91H89V92H91V93H90V94H91L90 96H92V97H93V95H94V94L92 93ZM96 91H97V90H96ZM103 91H104V90H103ZM110 91H109V92H110ZM118 91H117V92H118ZM128 91H131V90H128ZM132 91H133V90H132ZM132 91H131L130 93H132ZM137 91H138V90H137ZM158 91H160V90H158ZM165 91H166V90H165ZM193 91H194V90H193ZM196 91H195V93H196ZM199 91H200V90H199ZM208 91H209V90H208ZM210 91H211V90H210ZM210 91H209V92H210ZM213 91H214V89H213ZM241 91H242V90H241ZM243 91H244V89H243ZM41 92H42V91H41ZM51 92H52V91H51ZM58 92H60V91L58 90ZM78 92H79V90H78ZM80 92H81V91H80ZM82 92H83V90H82ZM82 92H81V93H82ZM86 92H87V90H86ZM94 92H95V91H94ZM107 92H108V91H107ZM117 92H114V93L116 94ZM215 92H216V91H215ZM245 92H246V91H245ZM42 93L45 95L44 92H42ZM62 93H63V91H62ZM81 93H80V94H81ZM84 93H85V92H84ZM84 93H83V94H84ZM112 93H113V92H112ZM120 93H121V92H120ZM130 93H129V94H130ZM139 93L142 94V92H139ZM139 93H138V94H139ZM167 93H168V92H167ZM188 93H190V92H188ZM201 93H202V92H201ZM213 93H214V92H213ZM223 93H225V92L223 91ZM238 93H239V92H238ZM247 93H248V94L250 93V95H252L251 92H248V91H247ZM8 94H9V93H8ZM48 94H50V93H48ZM53 94H54V93H53ZM53 94H52V95L50 94V95H51L52 97L55 96V98H57L56 95H53ZM59 94H60V93H59ZM59 94H58V95H59ZM63 94H65V93H63ZM66 94H67V93H66ZM66 94H65V96H66ZM80 94H79V97H81ZM92 94H93V95H92ZM99 94L102 95L101 91H99ZM107 94H108V96L110 95L109 93H107ZM117 94H118V93H117ZM143 94H145V95H144V100H145L146 93H143ZM143 94H142V95H143ZM149 94H150V93H149ZM185 94H186V93H185ZM192 94H193V93H192ZM211 94H212V93H211ZM214 94H215V93H214ZM214 94H213V96L217 97V96H216L217 93H216L215 95H214ZM221 94H222V93H221ZM221 94H220V95H221ZM227 94H228V92H227ZM227 94H226V95H227ZM230 94H231V93H230ZM2 95H4V94L2 93ZM11 95H12V94H11ZM30 95H31V94H30ZM46 95H47V94H46ZM70 95H71V94H70ZM70 95H69V96H70ZM74 95H75V94H74ZM95 95H96V93H95ZM95 95H94V96H95ZM103 95H104V93H103ZM113 95H114V94H113ZM155 95H156L155 97H158V96H157V92H156ZM189 95H191V94H189ZM199 95H201V94L199 93ZM208 95H209V93H208ZM231 95H232V94H231ZM261 95H262V94H261ZM37 96H38V95H37ZM39 96H40V95H39ZM88 96H89V94H88ZM88 96H87V97H88ZM90 96H89V97H90ZM98 96H99V95H98ZM108 96H107V97H108ZM116 96H117V95H116ZM116 96H115V99H114V97H113L114 100H112V101L115 102V100L118 99V98H116ZM120 96H122V97H120V98H123V95H120ZM132 96H133V95H132ZM151 96H152V95H151ZM168 96H169V95H168ZM168 96H167V97H168ZM191 96H192V95H191ZM191 96H190V97H191ZM195 96H196V95H195ZM201 96H202V95H201ZM204 96H205V95H203L202 98H203ZM209 96H210V95H209ZM211 96H212V95H211ZM211 96H210V97H211ZM213 96H212V97H213ZM221 96H225V94H223V95H221ZM221 96H220V98H221ZM252 96H253V95H252ZM257 96H259V95H257ZM47 97H49V96H47ZM59 97H60V95H59ZM95 97H96V96H95ZM110 97H112V96H110ZM130 97H131V96H130ZM130 97H128V99H129ZM148 97H149V96H148ZM162 97H163V96H162ZM164 97H165V96H164ZM176 97H177V96H176ZM196 97H197V96H196ZM226 97H227V96H226ZM229 97H230V96H229ZM229 97H227V98H229ZM259 97H260V96H259ZM37 98H38V97H37ZM40 98H41V97H40ZM40 98H39V99H40ZM49 98H50V97H49ZM55 98H54V99H55ZM68 98H69V97H67V99H68ZM71 98H72V97H71ZM81 98H82V97H81ZM83 98L85 99L86 97H83ZM100 98H101V97H100ZM133 98H135V97H133ZM140 98L142 99V97H140ZM198 98H199V96H198ZM198 98H197V99H198ZM200 98H201V97H200ZM204 98H205V97H204ZM213 98H214V97H213ZM217 98H218V97H217ZM232 98H233V97H232ZM261 98H262V96H261ZM0 99H1V98H0ZM5 99H6V98H5ZM8 99H9V98H8ZM61 99H62V97H61ZM84 99H82V100H84ZM93 99H94V97H93ZM97 99H98V98H97ZM141 99H140V100H141ZM150 99H151V98H150ZM157 99H159V98H157ZM160 99H161V98H160ZM160 99H159V100H160ZM162 99H163V98H162ZM165 99H166V98H165ZM169 99H170V97H169ZM189 99H190V98H189ZM195 99H196V98H195ZM195 99H194V100H195ZM205 99H206V98H205ZM205 99H203V100H205ZM207 99H208V98H207ZM222 99H224V98L222 97ZM222 99H219V100H222ZM229 99H230V98H229ZM229 99H224V100H225V101H226V100L228 101ZM1 100H4V99H1ZM15 100H16V99H15ZM24 100H25V99H24ZM24 100H23V101H24ZM57 100H58V99H57ZM59 100H60V99H59ZM59 100H58V101H59ZM70 100H71V99H70ZM70 100H69V101H70ZM72 100H73V99H72ZM78 100H79V98H78ZM88 100H89V98L87 99V101H88ZM99 100H100V99H99ZM101 100H102V99H101ZM106 100H108V99H106ZM106 100H105V97H104V101H106ZM124 100H125V99H124ZM134 100L136 101V99H134ZM140 100H139V97H138V100H137V101H140ZM146 100H147V99H146ZM146 100H145V101H146ZM151 100H152V99H151ZM163 100H164V99H163ZM170 100H171V99H170ZM175 100H176V101H177V100L179 101V99H177V98H175ZM187 100H188V99H187ZM187 100H186V101H187ZM203 100H200L201 103L197 100V101L200 103V104H199V105H200V108H199V106L197 105V103H196L195 101H193V103L195 102L196 105H197L196 107H198L199 109H202V110L205 111V112H208V111H209V112H210V111L213 112V110H210V109H212V107H209V106H207V105H206V106H202V105H205V102H206V101H203ZM208 100H209V102H210L211 98L208 99ZM208 100H207V101H208ZM243 100H244V99H243ZM4 101H6V100H4ZM10 101H11V100H10ZM18 101H19V100H18ZM32 101H33V100H32ZM32 101L30 100V102H32ZM52 101H55V100H52ZM52 101H51V102H52ZM61 101H63V100H61ZM87 101H86V102H87ZM91 101H92V100H91ZM102 101H103V100H102ZM131 101H133V100H131ZM131 101H130V103H132ZM154 101H155V99H154ZM154 101H153V102H154ZM165 101H167V99H166ZM173 101H174V100H173ZM173 101H171V102H173ZM176 101H174V102H176ZM232 101H233V100H232ZM236 101H237V106H236V107H238V102H240V100H239V99L237 100V98H235V103H236ZM247 101H248V100H247ZM249 101H250V100H249ZM254 101H255V98H254ZM254 101H253V102H254ZM257 101H258V100H257ZM24 102H26V101H24ZM30 102H29V103H30ZM84 102H85V101H84ZM84 102H83V103L81 102V103L84 104ZM88 102H89V101H88ZM96 102H97V101H96ZM120 102H121V101H120ZM146 102H147V101H146ZM146 102H145V103H146ZM160 102H162V101H160ZM160 102H159V103H160ZM163 102H164V101H163ZM190 102H191V99H190ZM209 102H208V103H209ZM214 102H215V101H214ZM214 102H212L213 105H214ZM217 102H218V101H217ZM217 102H216V103H217ZM221 102H223V100H222ZM228 102H229V101H228ZM241 102H242V101H241ZM0 103H1V102H0ZM57 103H58V102H57ZM67 103H68V102H67ZM71 103H74V102L71 101ZM75 103H78V102H75ZM75 103H74V104H75ZM104 103H105V102H104ZM115 103H116V102H115ZM143 103H144V102H143ZM145 103H144V105H145ZM164 103H165V102H164ZM176 103H177V102H176ZM195 103H194V104H195ZM208 103H207V104H208ZM212 103H210V104L212 105ZM218 103H219V102H218ZM233 103H234V102H233ZM243 103H244V102L239 103V104L244 105ZM249 103H250V102H249ZM254 103H256V101H255ZM254 103H252V104H254ZM260 103H261V102H260ZM4 104H5V103H4ZM34 104H36V103L34 102ZM53 104H54V103H53ZM62 104H63V103L61 102V105H62ZM74 104H72V106H73ZM97 104H100V103H97ZM102 104H103V103H102ZM106 104H108V103H105V105H106ZM112 104H113V103H112ZM121 104H122V103H121ZM133 104H136V103H133ZM137 104H139V103L137 102ZM149 104H150V103H148V105H149ZM154 104H155V102L152 104V106H153ZM157 104H158V102H157ZM167 104L169 105V102H167ZM191 104H192V103H191ZM219 104H220V103H219ZM223 104H224V103H223ZM231 104H232V103H231ZM252 104H249V105L252 106ZM256 104L258 105V103H256ZM261 104H262V103H261ZM15 105H16V104H15ZM22 105H23V104H22ZM38 105H39V104H38ZM45 105H46V104H45ZM55 105H56V104H55ZM77 105H78V104H77ZM86 105H87V104H86ZM109 105H110V107H111L110 102H109ZM162 105H163V104H162ZM171 105H172V104H171ZM175 105H177V104H175ZM179 105H181V104H179ZM213 105H212V106H213ZM225 105H226V104L223 105L224 108H225ZM228 105H229V104H228ZM234 105H235V104H234ZM245 105H248V103H245ZM263 105H264V104H263ZM3 106H4V105H3ZM9 106H10V105H9ZM23 106H24V105H23ZM89 106H90V105H89ZM114 106H115V105H114ZM146 106H147V105H145V107H146ZM149 106H151V105H149ZM160 106H161V104H160ZM164 106H165V105H164ZM215 106H216V105H214L213 107H215ZM219 106L221 107L222 105L220 104ZM232 106H233V105H232ZM239 106H240V105H239ZM253 106H254V105H253ZM259 106H260V105H259ZM1 107H2V106L0 105V108H1ZM4 107H6V106H4ZM44 107H45V106H44ZM59 107H60V106H59ZM80 107L83 108L82 105H80ZM90 107H92V106H90ZM90 107H88V108H90ZM97 107H98V106H95L94 108L96 109ZM112 107H113V106H112ZM133 107H134V106H133ZM133 107H130V109L132 108V110H133ZM166 107H167V106H166ZM169 107H170V106H169ZM177 107H179V106L177 105ZM226 107H228V106H226ZM229 107H231V106H229ZM236 107H235L234 109H237ZM241 107H242V106H241ZM241 107H240V108H241ZM243 107H244V106H243ZM243 107H242V108H243ZM245 107H246V106H245ZM248 107H249V106H248ZM262 107H264V106H262ZM262 107H261V109L263 110ZM25 108H26V107H25ZM30 108H31V107H30ZM45 108H46V107H45ZM69 108H70V107H69ZM92 108H93V107H92ZM115 108H116V107H115ZM155 108H156V107H155ZM158 108H159V107H158ZM182 108H183V107H182ZM216 108H217V107H216ZM218 108H219V107H218ZM218 108H217V110H218ZM224 108H222V109H224ZM232 108H233V107H232ZM253 108H254V110L257 109V108H255V106H254ZM4 109H5V108H4ZM21 109H22V108H21ZM32 109H33V108H32ZM59 109L62 110L61 107H60ZM64 109L66 110V109H68V108H64ZM64 109H63V110H64ZM76 109H77V108H76ZM99 109H100V108H99ZM102 109H103V107H102ZM102 109H101V111H103ZM112 109H114V108H112ZM149 109H152V108H149ZM159 109H160V108H159ZM168 109H169V108H167V110H168ZM179 109H180V108H179ZM179 109H178V110H179ZM190 109H192V108L190 107ZM219 109H220V108H219ZM243 109H245V108H243ZM250 109H251V108H250ZM259 109H260V107H259ZM259 109H258V110H259ZM68 110H69V109H68ZM71 110H73V109L71 108ZM96 110H97V109H96ZM120 110H121V109H120ZM152 110H154V109H152ZM156 110H157V109H156ZM156 110H155V111H156ZM170 110H171V109H170ZM174 110H175V109H174ZM225 110L228 111V110H232V109H227V108H226ZM247 110H248V108L246 109V112H247ZM251 110H252V109H251ZM2 111H3V110H2ZM7 111H8V110H7ZM66 111H67V110H66ZM73 111H74V110H73ZM73 111H72V112H73ZM86 111H87V110H86ZM86 111H85V110H84V111H80V110H79V111H77L76 113L74 112L75 114H74V113H73V114L76 115V117H77L82 123H84L83 125H86L87 127L89 126L90 129L92 130V132H95V133H93V134H96L95 136L98 137V138L100 139V141H102L103 143H105L104 145L102 144V146H105V145H106V148H105L104 151H106V152L108 151V153H109L108 156H110V157H111L112 155L115 156L114 161H115V164L117 165V166H116V165H115V166H116L117 169L120 170V173H122L123 176H121V177H125V179H128V180H129V183H130V181H131L132 183H130V184L135 183V184H133V185H134V186L136 185V186L138 187V188H135V189H138L136 193H138V191H139V193L141 192L142 198L146 201V204H147V202H148L149 205H153V206H154L153 209L156 208V209H158V211H161L162 213H160V214H163L161 217L163 218V216H165L166 218H169V221H171L172 224H173V226L178 230V231L176 230L177 232L175 231L174 233H179V236H178V234L176 235L179 239H178V238H173V236L171 237L172 233L170 232V230H165V235H167L168 238H170V239L173 240V243H174L175 246L169 244V243H168V241H169L168 239H167V240H168L167 242L165 241V244L167 243V244H169V245H171V246H174V247L176 248V252H175V250H172V251L175 252V254H174V252H173L174 257H173V255L170 256V258L173 257V259L171 260L172 262H170L169 264H254L253 262H248V260H247V261H243V259H242L241 257H239L238 254H236L235 252H231V251H226V250H224L221 246H219V245L215 242V239H216L217 237H219V238H229V239H231L230 241H232V239H235V238H236V235H237V233H238V231H239V228H241V227H240L241 223L239 224L240 221H239V222H233V221H236V220L231 219V220L228 221V220L226 219V218H229V219H230V218H233V217H227V216H230V215L232 214V213L230 214V211H231L232 208L229 209V206L232 205V204H230V202L232 201L231 199H230L231 201H229V205H227V204L225 203V202H227V201H225V202L223 201V198H224V197H223L222 195H224V194H223V193L221 194V196H222L223 198L219 200V204H220V206H221L220 208H223V209H222V211L224 212L223 217H225V218L222 217V218H221L222 220H220V218H219V220H218V218H217L215 215H217V213H218L216 210L219 208V206L217 205L218 208L215 209V211H216L217 213H215V215H214V213H213V211H212L213 208H211L213 204L211 203V201L209 202L210 197H213L214 194H215L216 192H215L214 189H213V190H212L213 192H211V194L214 193V192H215V193L213 194V196H212V195L210 196V195L208 194L207 190H206V189L200 184L201 182H197V180H196V177H197V176L195 175V173H189L190 171L187 170V168H186V166H187V165H186V162H187L188 160H187V159H183V158H181V157L179 158L178 156L174 157V158H173V162H171L172 165L174 166V167H172L173 170H174V172H173V171L171 172V175H170V177H169L168 179H164V180H163V178H162V180H163L164 182H166V184H165V183H164V184H159V178H157L156 180H158V181L155 182V178H154L153 176H151L150 173H147V172H149V171L146 170L148 167H146V169H145L146 173H145V172L143 173L142 171L140 172V170H136V168H137L136 166H137V165H136L135 161H134V162L132 161V159H131V161H132L133 163H135L136 166H135V165H134V166H135L136 168L134 169L133 164H132V163H131L132 165L130 164L131 161H129V153H130L131 155H132V153L130 152L131 150L128 149V147H129V141H130V140H128V141L126 140V138H125V135H126V134L123 135V134H124L123 132L120 133V134H116V133L114 134V133H111V132H110L111 130H107V129H104V128H103V127H104L103 125H104L105 123H104L102 126H101V125H98L99 123L95 124L94 122H95L96 120L91 119V117L89 116L88 111H87V112H86ZM116 111H117V110H116ZM181 111H183V110H181ZM218 111H219V110H218ZM235 111H236V110H235ZM238 111H239V110H238ZM8 112H9V111H8ZM62 112H64V111H62ZM90 112H91V111H90ZM94 112H95V111H94ZM94 112H93V113H94ZM168 112H169V111H168ZM172 112H173V111H172ZM201 112H202V111H201ZM201 112H200V113H201ZM209 112H208V113H209ZM215 112H216V111H215ZM215 112H214V113H215ZM221 112H222V111H221ZM231 112H232V111H231ZM244 112H245V110H244ZM251 112H252V114H251V116H252L254 111H251ZM255 112H257V111H255ZM11 113H12V111H11ZM116 113H117V112H116ZM130 113H131V112H130ZM136 113H137V112H136ZM143 113H145V112H143ZM154 113H155V112H154ZM157 113H158V112H157ZM166 113H167V112H166ZM196 113H197V112H196ZM214 113H213V115H214ZM226 113H228V112H226ZM236 113H237V112H236ZM248 113H249V112H248ZM9 114H10V113H9ZM64 114L66 115V112H65ZM95 114H96V113H95ZM120 114H121V113H120ZM122 114H123V113H122ZM132 114H133V112H132ZM146 114H147V113H146ZM148 114H149V113H148ZM155 114H156V113H155ZM170 114H171V112H170ZM181 114H183V112H181ZM204 114H205V113H204ZM219 114H220V113H219ZM240 114H241V113H240ZM254 114H256V113H254ZM6 115H7V114H6ZM20 115H21V114H20ZM25 115H29V114H25ZM30 115H31V114H30ZM47 115H48V114H47ZM117 115H119V113H118ZM157 115H158V114H157ZM161 115H162V114H161ZM166 115H167V114H166ZM172 115H173V114H172ZM175 115H176V114H174V116H175ZM179 115H180V114H179ZM194 115H195V114H194ZM215 115H216V113H215ZM215 115H214V116H215ZM226 115H228V114H226ZM226 115L224 114V117H223V118H227ZM230 115H231V113H230ZM237 115H239V114H237ZM259 115H262V114H259ZM259 115H258V116H259ZM2 116H3V115L1 114V118H0V120H1L2 122H1V121H0V122H1L2 125H4V124L7 125L8 123L11 124V123L13 122V121L11 122L12 119H11V117H9L10 115H8V117H9L8 119H9L10 121H9L8 119H5V118L2 117ZM48 116H49V115H48ZM69 116H70V115H69ZM92 116H93V115H92ZM105 116H106V114H105ZM105 116H104V117H105ZM128 116H129V115H125V114H123V115H122V119H123V120L121 119L122 122L119 123V124H117V125H119V128L117 127V125L114 126V128H115V127H116L115 129L118 128L119 132H120L121 128H123V127L125 128V125H127V124L125 123V121H126V119H127ZM130 116H131V115H130ZM135 116H136V115H135ZM150 116L153 117V115H150ZM150 116H149V117H150ZM159 116H160V115H159ZM159 116H158V117H159ZM167 116H168V115H167ZM169 116H170V115H169ZM176 116H177V115H176ZM183 116H185V115L183 114ZM186 116H187V115H186ZM206 116H207V118L210 117V116L208 117V115H204V117H206ZM231 116H233V115H231ZM234 116H235V115H234ZM241 116H242V115H241ZM243 116H244V114H243ZM245 116H246V114H245ZM248 116H249V114H248ZM256 116H257V115H256ZM6 117H7V116H6ZM12 117H13V116H12ZM16 117H17V116H16ZM16 117H15V118H16ZM24 117H25V116H24ZM46 117H47V116H46ZM70 117H71V116H70ZM96 117H98V118L101 117V118H102L103 115H102V116H100V115H96ZM104 117H103V118H104ZM106 117H107V116H106ZM142 117H143V116H142ZM154 117H155V116H154ZM154 117H153V121L151 120L152 123L155 122L154 119H157V116H156L155 118H154ZM170 117H171V116H170ZM180 117H182V115H181ZM211 117H212V115H211ZM211 117H210V118H211ZM254 117H255V116H254ZM259 117H260V116H259ZM262 117H263V116H262ZM18 118H19V117H17V119H18ZM25 118H26V117H25ZM44 118H45V117H44ZM61 118H62V117H61ZM68 118H69V117H68ZM93 118L95 119V117H93ZM98 118H96V119H98ZM103 118H102V119H103ZM111 118H112V117H111ZM114 118H115V117H114ZM120 118H121V117H120ZM120 118L117 116V119L120 120ZM133 118H134V117H133ZM161 118H162V117H161ZM173 118H174V117H173ZM192 118H193V117H192ZM192 118H191V119H192ZM238 118H239V120L241 119L240 117H238ZM242 118H243V117H242ZM249 118H250V117H249ZM252 118H253V116H252ZM13 119H14V118H13ZM45 119L47 120V118H45ZM72 119H73V118H72ZM75 119H76V118H75ZM75 119H73V120L75 121ZM105 119H106V118H105ZM138 119H139V118H138ZM140 119H144V118H141V114H140ZM150 119H151V118H150ZM183 119H184V118H183ZM185 119H186V118H185ZM227 119H228V118H227ZM229 119H230V118H229ZM246 119H247V117H246ZM256 119H257V117H256ZM258 119H260V118H258ZM263 119H264V118H263ZM23 120H25V119H23ZM48 120H49V119H48ZM109 120H110V119H109ZM121 120H120V121H121ZM127 120H128V119H127ZM136 120H137V119H136ZM144 120H145V119H144ZM146 120L148 121V118H147ZM163 120H164V119H163ZM174 120H175V119H174ZM193 120H194V119H193ZM193 120H192V121H193ZM211 120H212V119H211ZM224 120H225V119H224ZM224 120L222 119V122H223ZM233 120H234V121H237L236 119H232L231 121H233ZM239 120H238L237 122H239ZM261 120H262V119H261ZM44 121H45V120H44ZM44 121H42V122H44ZM65 121H66V120L63 119L64 124H65ZM74 121H73V122H74ZM80 121H79V122H80ZM100 121L102 122V120H100ZM120 121H118V122H120ZM128 121H129V120H128ZM138 121H139V120H138ZM142 121H143V120H142ZM147 121H145V122H147ZM149 121H150V120H149ZM157 121L159 122V120H157ZM157 121H156V123H157ZM165 121H166V120H165ZM165 121H164V123H165ZM172 121H173V120H172ZM177 121H178V120H177ZM181 121H185V120H181ZM189 121H190V117H189ZM199 121H200V120H199ZM231 121H229V122H231ZM14 122H15V121H14ZM66 122H68V121H66ZM108 122H109V121H108ZM111 122H113V121H111ZM129 122H130V121H129ZM131 122H132V121H131ZM139 122H140V121H139ZM161 122H162V121H160V123H161ZM175 122H176V121H175ZM185 122H186V121H185ZM219 122H220V121H219ZM229 122H225V121H224V124H225V123H229ZM240 122H241V120H240ZM257 122H259V120H258ZM22 123H23V122H21L20 124H22ZM25 123H26V122H25ZM32 123H33V122H32ZM40 123H41V122H40ZM102 123H103V122H102ZM102 123H100V124H102ZM109 123H110V122H109ZM113 123H114V122H113ZM123 123H125V125H124ZM156 123H155V124H156ZM162 123H163V122H162ZM162 123H161V126H163V124H164V123H163V124H162ZM171 123H173V122H171ZM179 123L181 124L180 121H179ZM194 123H195V122H194ZM207 123H208V121H207ZM231 123H232V122H231ZM249 123H250V122H249ZM262 123H263V121H262ZM9 124H8V125H9ZM68 124H69V123H68ZM68 124H67V125H68ZM75 124H76V122H75ZM106 124H107V123H106ZM115 124H116V121H115ZM135 124H136V123H135ZM142 124H143V123H140L139 126H142ZM147 124L150 125V123H145L144 126H145V125L147 126ZM155 124H154V125H155ZM158 124H159V123H158ZM169 124H170V122H169ZM175 124H176V123H175ZM191 124H193V122H192ZM191 124H190V125H191ZM200 124H201V123H200ZM232 124H233V123H232ZM235 124H237V123H235ZM235 124H234V125H235ZM257 124H258V123H257ZM259 124H260V123H259ZM259 124H258V128H259ZM18 125H19V124H18ZM35 125H37V124H35ZM38 125H39V124H38ZM71 125H72V124H71ZM78 125H79V123H78ZM80 125H81V124H80ZM113 125H114V124H113ZM123 125H124V126H123ZM151 125H152V124H151ZM166 125H168V124H166ZM182 125H183V123H182ZM194 125H195V128H196V127L198 128V126H196L197 124H194ZM203 125H204V124H203ZM217 125H218V123H217ZM220 125H222V124H220ZM225 125H226V124H225ZM225 125H224V126H225ZM230 125H231V124L229 123V126H230ZM234 125H232V127H233ZM12 126H13V124H12ZM20 126H22V125H20ZM32 126H33V125H32ZM68 126H69V125H68ZM107 126H108V124H107ZM107 126H106V127H107ZM127 126H128V125H127ZM139 126H138V127H139ZM146 126H145V127H146ZM156 126H157V125H156ZM159 126H160V125H159ZM159 126H158V129H159ZM170 126H176V127H177V124H176V125H170ZM178 126H179V125H178ZM184 126H185V125H183L182 127H184ZM187 126H189V125H187ZM200 126H201V125H200ZM204 126H206V124H205ZM222 126H223V125H222ZM235 126H236V125H235ZM240 126H241V125H240ZM248 126H249V125H248ZM262 126H264V125L261 124V128H259V129H262ZM2 127H3V126H2ZM5 127H6V126H5ZM23 127H24V126H23ZM27 127H28V126H26V128H27ZM34 127H35V126H34ZM34 127H32V128H34ZM69 127H72V126H69ZM69 127H68V129H70ZM79 127H80V126H79ZM106 127H105V128H106ZM109 127H110V126H109ZM111 127H113V126L111 125ZM111 127H110V128H111ZM136 127H137V126H136ZM145 127H144V129H145ZM152 127H153V126H152ZM152 127H151V129H152ZM163 127H164V126H163ZM166 127H167V126H166ZM176 127H172V128H176ZM179 127H180V126H179ZM179 127H177L176 129H179V130H180ZM182 127H181V128H182ZM192 127H193V126H192ZM215 127H216V126H215ZM215 127H214V128H215ZM225 127H226V126H225ZM232 127H231V129H232ZM244 127H245V126H244ZM12 128H13V127H12ZM28 128H30V127H28ZM74 128H75V127H74ZM140 128H141V127H140ZM170 128H171V127H170ZM172 128H171V129H172ZM190 128H191V126L189 127V129H190ZM197 128H196V129H197ZM204 128H205V127H204ZM218 128H219V127H218ZM218 128H217L218 131L221 130V128H219V129H218ZM226 128H227V127H226ZM226 128H224V129H226ZM238 128H239V127H238ZM255 128H256V126H255ZM263 128H264V127H263ZM6 129H7V128H6ZM9 129H10V128H9ZM14 129H15V128H14ZM21 129H22V128H21ZM80 129L83 130V126H82V128H80ZM84 129H85V128H84ZM111 129H112V128H111ZM134 129H135V128H134ZM146 129H147V127H146ZM158 129H156V130L153 129V130L157 131ZM171 129H170V130H171ZM182 129H183V128H182ZM187 129H188V128H186V130H187ZM200 129L202 130V128H200ZM209 129H210V128H209ZM224 129H223V130H224ZM251 129H252V128H251ZM17 130H18V129H17ZM19 130H20V129H19ZM24 130H25V129H24ZM28 130H29V129H28ZM124 130H125V129H124ZM131 130H132V128H131ZM135 130H137V129H135ZM135 130H134V131H135ZM141 130H143V129H141ZM160 130H165V129H160ZM193 130H194V129L192 128V131H193ZM197 130H198V129H197ZM197 130H196V131H197ZM205 130H206L205 132L209 131V130H207V129H205ZM210 130H211V129H210ZM214 130H215V129H214ZM223 130H222V131H223ZM243 130H244V128H243ZM246 130H247V129H246ZM255 130H256V129H255ZM257 130H258V129H257ZM76 131H77V130H76ZM122 131H123V129H122ZM127 131H128V130H127ZM132 131H133V130H132ZM134 131H133V132H134ZM155 131H154V132H155ZM168 131H169V130H168ZM180 131H181V130H180ZM180 131H178L177 133H179ZM196 131H195V132H196ZM212 131H213V129H212ZM229 131H230V130H229ZM6 132H7V130H6ZM8 132H9V131H8ZM19 132H20V131H19ZM115 132H116V131H115ZM128 132H129V131H128ZM137 132H139V131H137ZM137 132H136V133H137ZM158 132H159V131H158ZM165 132H166V131H165ZM169 132H170V131H169ZM169 132H168V133H169ZM175 132H176V131H175ZM184 132H186V131H184ZM184 132H183V133H184ZM189 132H190V130H189ZM189 132H186V133L189 134ZM210 132H211V131H210ZM210 132H209V133H210ZM214 132H215V131H214ZM248 132H249V131H248ZM258 132H260V131L258 130ZM258 132H257V133H258ZM10 133H11V132H10ZM13 133H14V132H13ZM13 133H12V134H13ZM24 133H25V132H24ZM78 133H79V132H78ZM78 133H77V137H78ZM117 133H118V132H117ZM130 133H131V131H130ZM147 133L150 134L151 132H148V131H147ZM163 133H164V132H163ZM168 133H167V134H168ZM181 133H182V132H181ZM181 133H180V134H181ZM186 133H185V134H186ZM209 133H207V134L209 135ZM211 133H213V132H211ZM218 133H221V132H218ZM224 133H225V131H224ZM224 133H223V134H224ZM230 133H231V132H230ZM253 133H254V132H253ZM253 133H251L252 136H253V135H256V134H253ZM260 133H262V132H260ZM4 134H5V133H4ZM27 134H28V133H27ZM27 134H26V135H27ZM81 134H82V133H81ZM81 134H80V137H81ZM88 134H89V135L92 134L91 131H90L89 133L87 132V135H88ZM143 134H144V133H143ZM149 134H148V135H149ZM152 134H154V133H152ZM191 134H192L191 136H194L193 133H191ZM205 134H206V133H205ZM225 134H228V133H225ZM241 134H242V133H241ZM246 134H247V133H246ZM246 134H245V135H246ZM2 135H3V134H2ZM9 135H11V134H9ZM24 135H25V134H24ZM30 135H31V133L29 134V136H30ZM70 135H71V134H70ZM70 135H69V136H70ZM120 135H123V136H120ZM130 135H131V134H130ZM134 135H135V133H134ZM134 135H132V136L134 137ZM139 135H142V131H141V133H140ZM146 135H147V134L143 135L142 137L144 138V136L146 137ZM161 135H162V134H161ZM175 135H177V134H175ZM178 135H179V134H178ZM196 135H197V133H196ZM198 135H199V134H198ZM208 135H207V136H208ZM220 135H221V134H220ZM220 135H218V136H220ZM3 136H4V135H3ZM12 136L14 137V134H13ZM17 136H18V135H17ZM73 136H74V135H73ZM92 136H93V135H91V138L93 139L94 136H93V137H92ZM127 136H128V135H127ZM149 136H150V135H149ZM149 136H148V138H150ZM155 136L157 137V136H158V133H157V135L155 134ZM159 136H160V135H159ZM165 136H166V135H165ZM169 136H172L173 138H175V137H174V134H171V135L169 134ZM181 136H182L181 138H184V137H183V134H182ZM187 136H190V135H187ZM187 136H185V137H187ZM199 136H201V135H199ZM203 136H204V133H203ZM203 136H201V137H203ZM211 136L213 137L212 134H211ZM211 136L209 135V137H211ZM231 136H232V135H231ZM247 136H248V135H247ZM247 136H246V137H247ZM261 136L263 137V135H261ZM261 136H256V137H257V138H258V137L262 138ZM7 137H8V136H7ZM10 137H11V136H10ZM10 137H9V138H10ZM22 137H23V136H22ZM27 137H28V136H27ZM27 137H26V138H27ZM80 137H79V138H80ZM88 137H89V136H88ZM96 137H95V138H96ZM128 137H129V136H128ZM128 137H127V138H128ZM135 137H136V136H135ZM151 137H152V136H151ZM172 137H171V138H172ZM204 137H205V136H204ZM204 137H203V138H204ZM212 137H211V138H212ZM216 137H217V136H216ZM216 137H213V138L215 139ZM222 137H223V136H222ZM228 137H229V135H228ZM236 137H238L237 134H236ZM15 138H16V137H15ZM24 138H25V137H24ZM81 138H82V137H81ZM89 138H90V137H89ZM91 138H90V140H91ZM95 138H94V139H95ZM137 138H139V137H137ZM137 138H134V140L137 139ZM143 138H142V139H143ZM154 138H155V137H154ZM158 138H160V137H158ZM161 138H162V137H161ZM168 138H170V137H168ZM173 138H172V139H173ZM188 138H189V137H188ZM196 138H197V137H196ZM203 138H202V139H203ZM206 138H208V137H206ZM206 138H205V140H206ZM220 138H221V136H220ZM238 138H239V137H238ZM243 138H244V137H243ZM248 138H249V137H248ZM248 138H247V139H248ZM0 139H1V138H0ZM10 139H12V138H10ZM22 139H23V138H22ZM63 139H64V138H63ZM63 139H62V140H63ZM69 139L72 140V138H69ZM94 139H93V142H94ZM96 139H97V138H96ZM145 139H146V138H145ZM145 139H144V140H145ZM155 139L157 140V138H155ZM179 139H180V138H178L177 140H179ZM197 139H198V138H197ZM197 139H196V141L198 142ZM200 139H201V138H200ZM202 139H201V140H202ZM216 139H218V138H216ZM224 139H225V138H224ZM228 139H229V138H228ZM228 139H226V140H228ZM235 139H236V138H235ZM247 139H246V141H249V140H247ZM250 139H251V138H250ZM262 139H264V138H262ZM262 139H261V140H262ZM4 140H5V138H4ZM19 140H20V139H19ZM23 140H24V139H23ZM23 140H21V141L23 142ZM46 140H47V139H46ZM59 140H60V139H59ZM83 140H84V139H83ZM132 140H133V139H132ZM140 140H141V136H140ZM144 140H143V141H144ZM147 140H148V139H146V141H147ZM156 140H155V141H156ZM160 140H161V139H160ZM165 140H166V139H165ZM177 140H176V141H177ZM183 140H185V139H183ZM190 140H192V138H191ZM201 140H200V142H201ZM212 140H213V139H212ZM212 140H211V141H212ZM230 140H231V139H230ZM241 140H242V139H241ZM241 140H240V141H241ZM261 140L258 139V141H257V139H255L256 142H259V141H261ZM0 141H1V140H0ZM7 141L10 142V140H8V139H7ZM7 141L5 140V142H7ZM12 141H13V140H12ZM25 141H26V140H25ZM41 141H42V140H41ZM100 141H99V142H100ZM143 141L141 140V142H143ZM150 141H151V140H150ZM150 141H149V142H150ZM163 141H164V140H163ZM170 141H171V140H170ZM172 141L174 142V140H172ZM187 141H188V140H187ZM192 141H193V140H192ZM208 141H209V140H208ZM208 141H207V142H208ZM214 141H216V140H214ZM224 141H225V140H224ZM231 141H232V140H231ZM234 141H235V140H234ZM236 141H238V140H236ZM236 141H235V142H236ZM243 141H245V140H243ZM250 141H252V140H250ZM1 142H2V141H1ZM22 142H21V143H22ZM27 142H28V141H26L25 143H27ZM43 142H44V141H43ZM43 142H42V143H43ZM61 142H62V141H61ZM65 142L67 143V140H66ZM97 142H98V141H97ZM97 142H96V143H97ZM102 142H101V143H102ZM131 142H132V141H131ZM147 142H148V141H147ZM161 142H162V141H161ZM182 142H183V141H182ZM182 142H181V143H182ZM185 142H186V140H185ZM203 142H204V141H203ZM218 142H219V139H218V141H216L215 143L218 144ZM227 142H228V141H227ZM227 142H226V143H227ZM2 143H4V141H3ZM16 143H17V142H16ZM77 143H79V142L77 141ZM77 143H76V145H77ZM96 143H94V144H96ZM134 143H135V144L137 143L138 145H140V143H138V139H137V141L134 142ZM143 143H144V142H143ZM157 143H158V142H157ZM163 143H164V142H163ZM163 143H162V144H163ZM165 143H166V142H165ZM178 143L181 145L180 142H178ZM191 143H193V145H194L195 141H193V142H191ZM210 143H211V142H210ZM210 143H209V144H210ZM212 143H213V141H212ZM215 143H214V144H215ZM220 143H221V142H220ZM224 143H225V142H224ZM252 143H254V142L252 141ZM252 143H251L250 145H255V144H256V143H255V144H252ZM8 144H9V143H8ZM38 144H40V143H38ZM68 144H69V141H68ZM71 144H72V143H71ZM131 144H132V143H131ZM135 144H134V145L132 144V146H135ZM146 144L148 145V143H146ZM151 144H152V143H151ZM154 144H156V142H155ZM168 144H169V143H168ZM168 144L166 143V145H168ZM174 144H176V143H174ZM187 144L190 145L189 142H188ZM196 144H197V143H196ZM198 144H199V142H198ZM202 144H203V143H202ZM202 144H200L201 147H200L199 145H197V146H198L197 148H198V149H199V148H202V147H203ZM221 144H222V143H221ZM229 144L232 145L233 143H229ZM237 144H240V142L237 143ZM237 144L235 143V146H236ZM262 144H263V143H262ZM17 145H19V144H17ZM17 145H16V146H17ZM40 145H41V144H40ZM43 145H44V144H43ZM47 145H49V144H47ZM47 145H46V146H47ZM57 145H58V144H57ZM60 145H62V144H60ZM76 145H75V146H76ZM96 145H97V144H96ZM99 145H100V144H99ZM152 145H153V144H152ZM158 145H159V144H158ZM177 145H178V144H177ZM177 145H176V146H177ZM180 145H179V146H180ZM193 145H192V146H193ZM206 145H207V144H206ZM206 145H204V149H205V146H206ZM210 145H211V144H210ZM210 145H209V146H210ZM218 145H219V144H218ZM222 145H223V144H222ZM233 145H234V144H233ZM247 145H248V144H247ZM250 145H249V147H250ZM3 146H4V144L2 145V147H3ZM16 146H15V148H16ZM33 146H34V145H33ZM33 146H32V147H33ZM41 146H42V145H41ZM52 146H53V145H52ZM94 146H95V145H94ZM102 146H101V147H102ZM144 146H145V145H144ZM168 146H169V145H168ZM168 146H167V147L165 146V147L168 149V148H169ZM184 146H185V145H184ZM224 146H226V145L224 144ZM224 146H223V147H224ZM238 146H239V145H238ZM238 146H237V147H238ZM241 146H242V145H241ZM261 146H263V145H261ZM17 147H18V146H17ZM53 147H54V146H53ZM61 147H62V146H61ZM64 147H65V146H64ZM68 147H69V145H68ZM73 147H74V145H73ZM73 147H72V148H73ZM80 147H81V146H80ZM82 147H83V146H82ZM98 147H99V146H98ZM140 147H141V146H140ZM142 147H143V145H142ZM148 147H149V145H148ZM163 147H164V146H163ZM182 147H183V146H182ZM186 147H187V145H186ZM206 147H208V146H206ZM218 147H219V146H218ZM220 147H221V145H220ZM220 147H219V148H220ZM237 147H235V148H237ZM20 148H21V147H20ZM20 148H19V150H20ZM47 148H48V146H47ZM66 148H67V147H66ZM103 148H104V147H103ZM144 148H145V147H144ZM150 148L153 149V147H149V149H150ZM159 148H160V146H159ZM159 148H158V149H159ZM166 148H165V149L163 148L164 152H165V150L167 151ZM177 148H178L179 151H180V148H179V147H177ZM187 148H188V147H187ZM192 148H193V147H192ZM197 148H196V149H197ZM233 148H234V146H233ZM235 148H234V149H235ZM250 148H251V147H250ZM250 148H249V149H250ZM257 148H258V147H257ZM1 149H2V148H1ZM6 149H8V147H7ZM27 149H28V148H27ZM27 149H26V150H27ZM41 149H42V148H41ZM57 149H58V148H57ZM59 149H60V148H59ZM63 149H64V148H63ZM63 149H62V150H63ZM76 149H77V148H76ZM78 149H79V148H78ZM78 149H77V150H78ZM90 149H92V148H90ZM131 149L133 150V148H131ZM135 149H136V147H135ZM139 149H140V148H139ZM139 149H137V150L140 151ZM141 149H142V148H141ZM146 149H147V147H146ZM182 149L184 150V148H182ZM202 149H203V148H202ZM207 149L209 150V148H207ZM211 149H212V148H211ZM220 149H221V148H220ZM229 149H230V148H229ZM229 149H227V151H228ZM239 149H240V147H239ZM251 149H253V147H252ZM258 149H259V148H258ZM258 149H257V150H258ZM2 150H4V149H2ZM17 150H18V149H17ZM26 150H24V152H25ZM29 150H30V149H28V151H29ZM33 150H34V149H33ZM35 150H36V149H35ZM35 150H34V151H35ZM37 150H38V149H37ZM42 150H43V149H42ZM64 150H66V149H64ZM74 150H75V148L73 149V151H74ZM129 150H130V151H129ZM143 150H144V149H143ZM143 150H142V151H143ZM153 150H154V149H153ZM168 150H169V152H170L171 149L169 148ZM172 150H173V149H172ZM172 150H171V151H172ZM185 150H187V149H185ZM185 150H184V151H185ZM189 150H190V149H189ZM189 150H188V153H190ZM194 150H195V149H193L192 152H193ZM212 150L214 151V149H212ZM212 150H211V151H212ZM235 150H236V149H235ZM241 150H242V149H241ZM241 150H240V151H241ZM253 150H254V149H253ZM259 150H261V149H259ZM262 150H264V148H262ZM14 151H15V149H14ZM34 151H32V149H31V152H32V153H34ZM66 151H67V150H66ZM70 151H71V150H70ZM73 151H71V152L74 154ZM81 151H82V150H81ZM83 151H84V150H83ZM83 151H82V152H83ZM93 151H94V150H92L91 152H93ZM161 151H162V148L160 149V153H161ZM173 151H174V150H173ZM206 151H207V150H206ZM206 151H205V152H206ZM225 151H226V150H225ZM227 151H226V152H227ZM233 151H234V150H233ZM236 151L239 152V150H236ZM250 151H251V150H250ZM255 151H256V149H255ZM255 151H254V155L257 154V153L255 154ZM4 152H5V151H4ZM24 152L21 151V150L19 151V153H24ZM77 152H78V151H77ZM102 152H103V151H102ZM132 152H133V151H132ZM146 152H147V151H145V153H146ZM153 152L155 153L156 151H153ZM162 152H163V151H162ZM169 152H165V153H168V154H169ZM174 152H175V151H174ZM197 152H198V150H197ZM197 152H196V153H197ZM199 152H200V151H199ZM208 152L210 153V151H208ZM228 152L230 153V151H228ZM247 152H248V151H247ZM247 152H245V155H246ZM0 153H1V151H0ZM8 153H9V152H8ZM10 153H13V152L11 151V149H10ZM14 153H15V152H14ZM19 153H18V154H19ZM26 153H27V152H26ZM28 153H29V152H28ZM28 153H27V154H28ZM41 153H42V152H41ZM67 153H70V152H67ZM87 153H88V152H87ZM96 153H97V152H96ZM96 153H95V154H96ZM143 153H144V152H143ZM150 153H151V152H150ZM165 153H164V154H165ZM177 153H178V151H177ZM180 153H181V151H180ZM213 153H214V152H213ZM223 153H225V152H223ZM239 153L242 154V152H239ZM239 153H237V154H239ZM249 153H250V152H249ZM251 153H253V151H252ZM258 153H260V152H258ZM2 154H5V153H2ZM2 154H1V155H2ZM6 154H7V153H6ZM18 154H17V155H18ZM34 154H35V153H34ZM34 154H33V156H34ZM77 154H79V153H77ZM77 154H76V156H77ZM104 154H105V153H104ZM104 154H103V156L105 157ZM110 154H112V155H110ZM134 154H135V153H134ZM136 154H137V152H136ZM136 154H135V156H137ZM161 154H162V153H161ZM161 154H160V155H161ZM171 154H172V153H171ZM183 154H184V152H183ZM194 154H195V153H194ZM199 154H200V153H199ZM199 154H197V156H198ZM215 154H217V153H215ZM215 154H213V155H215ZM231 154H232V153H231ZM235 154H236V153H235ZM11 155H12V154H11ZM23 155H24V154H23ZM23 155H22V158H23ZM30 155H31V154H30ZM30 155H29V156H30ZM36 155H37V154H36ZM80 155H81V152H80ZM80 155H79V157L77 156L78 159L82 158V156H80ZM88 155H89V154H88ZM143 155H144V154H143ZM150 155H152V153H151ZM153 155H154V154H153ZM153 155H152V156H153ZM156 155H157V154H156ZM169 155H170V154H169ZM176 155H177V154H176ZM184 155H185V154H184ZM189 155H190V154H189ZM200 155H201V154H200ZM202 155H204V154H203V151H202ZM202 155H201V156H202ZM217 155L219 156V154H217ZM221 155H222V154H221ZM221 155L219 156V158L216 156L218 159H215V158H213L214 156H212V154H211L213 160L215 159L216 163H217V161H219L222 157H224V156H221ZM223 155H224V154H223ZM225 155H226V153H225ZM242 155H243V154H242ZM257 155H259V154H257ZM262 155H263V154H262ZM13 156H14V155H13ZM13 156H12V157H13ZM18 156H20V155H18ZM40 156H41V155H40ZM72 156H73V155H72ZM83 156L86 157L85 155H83ZM96 156H97V155H96ZM103 156H101V157H103ZM135 156L133 155L134 158H135ZM144 156H145V155H144ZM154 156H155V155H154ZM158 156H159V155H158ZM174 156H175V154H174ZM191 156H193V155L191 154ZM204 156H205V155H204ZM206 156H207V155H206ZM206 156L204 157L205 160H206ZM232 156H233V155H232ZM232 156H229V157H232ZM237 156H238V155H237ZM263 156H264V155H263ZM263 156H261V157H263ZM0 157L3 158L2 156H0ZM5 157H6V156H5ZM5 157H4L3 159H5ZM7 157H8V156H7ZM10 157H11V156H10ZM12 157H11V159L8 158V159L10 160V161L8 160L9 162H11V160L13 159ZM20 157H21V156H20ZM27 157H28V156H27ZM106 157H107V155H106ZM142 157H143V156H142ZM145 157H146V156H145ZM145 157H144V159H145ZM148 157H149V158H148V161H149V159H150L151 156L148 155ZM162 157H163V156H162ZM164 157H165V156H164ZM171 157H173V155H171ZM171 157H169V158H171ZM195 157H196V156H195ZM202 157H203V156H202ZM202 157H201V158H202ZM220 157H221V158H220ZM226 157H227V156H226ZM229 157H227V158L229 159ZM239 157H240V155H239ZM239 157H238V158H239ZM241 157H242V156H241ZM243 157H244V156H243ZM243 157H242V158H243ZM246 157H247V156H246ZM246 157H245V158H246ZM252 157H254V156H252ZM259 157H260V156H259ZM54 158H55V156H54ZM72 158H73V157H72ZM77 158H76V159H77ZM94 158H96V161H101V160H102V159H101V160H97L98 158L95 157V155H94ZM108 158H109V157H108ZM165 158H167V157H165ZM184 158H185V157H184ZM186 158H187V157H186ZM207 158H208V156H207ZM227 158H225V159H227ZM245 158H243L242 160H244ZM254 158L256 159V156H255ZM254 158H251V157H250L249 159H247L248 161H246V162H249L251 159H252V161H253ZM14 159H15V158H14ZM14 159H13V160H14ZM17 159H18V158H17ZM20 159H21V158H20ZM24 159H25V158H24ZM24 159H23V160H24ZM31 159H33V158H31ZM50 159H51V158H49V160H50ZM60 159H61V157H60ZM60 159H59V160H60ZM74 159H75V157H74ZM74 159H72L73 162L76 161V160H74ZM84 159H85V158H84ZM84 159H83V160H84ZM109 159H110V158H109ZM112 159H113V158H112ZM137 159H138V158H137ZM137 159H135V160H137ZM139 159H140V158H139ZM142 159H143V158H142ZM146 159H147V157H146ZM191 159H194V158L191 157ZM199 159H200V158H199ZM199 159H198V157H197L196 160H198V162H199ZM261 159H262V158H261ZM263 159H264V158H263ZM0 160H1V159H0ZM18 160H19V159H18ZM26 160H27V159H26ZM26 160H25V161H26ZM29 160H30V158H29ZM29 160H28V162L31 161V160H30V161H29ZM34 160H35V159H34ZM49 160H48V162H49L48 164H51L55 159H54V160L51 159V160H52V161L50 160L51 163H50ZM66 160H67V158L65 159V161H66ZM86 160H87V159H86ZM86 160H85V162H86ZM150 160H151V159H150ZM153 160L155 161V159H153ZM168 160L170 161V159H168ZM168 160H167V161H168ZM205 160H204V161H205ZM208 160H209V159H208ZM208 160H207V161H208ZM230 160L232 161V159H230ZM239 160H240V159H239ZM257 160H259L258 157H257ZM2 161H3V160H2ZM6 161H7V160H6ZM8 161H7V162H8ZM38 161H39V159H38ZM38 161L36 160V162H38ZM42 161H43V160H42ZM78 161H79V160H78ZM96 161H95V162H96ZM102 161H103V160H102ZM102 161H101V162H102ZM109 161L111 162L112 160H109ZM114 161L111 162L113 165H114V163H113ZM151 161H152V160H151ZM156 161H158V160L156 159ZM160 161H161V159H160ZM162 161H163V160H162ZM191 161H192V160H191ZM209 161H210V160H209ZM209 161H208V163L210 164ZM215 161H214V162H215ZM221 161H222V160H221ZM228 161H229V160H228ZM259 161H260V160H259ZM259 161H258V162H259ZM19 162H20V161H19ZM26 162H27V161H26ZM31 162H33V161H31ZM34 162H35V161H34ZM34 162H33V163H34ZM44 162L46 163V159H45ZM56 162H57V161H56ZM56 162H55V163H56ZM103 162H104V161H103ZM137 162H138V160H137ZM142 162H143V161H142ZM194 162H195V161H192L191 163L194 164ZM242 162H243V161H242ZM246 162H245V163H246ZM250 162H251V161H250ZM2 163H3V164H2ZM12 163H13V161H12ZM21 163H23V162H21ZM58 163H59V161H58ZM62 163H63V162H62ZM62 163H61V164H62ZM65 163H66V162H65ZM65 163H64V166H63V167H64V169H65V168L67 169V167H65ZM82 163H83V162H81V164H82ZM97 163H98V162H97ZM105 163H106V162H105ZM105 163H104V164H105ZM139 163H140V161H139ZM139 163H137V164H139ZM144 163H145V162H144ZM146 163H147V162H146ZM150 163H151V162H150ZM153 163H154V162H153ZM153 163H152V164H153ZM163 163H164V162H163ZM167 163H168V162H167ZM187 163H188V162H187ZM191 163H190V164H191ZM196 163H197V162H196ZM201 163H202V162H201ZM212 163H213V162H212ZM220 163H222V162H220ZM233 163H234V162H233ZM254 163H255V162H254ZM0 164H2V166H4V164H6V163H4V161H3V162H1ZM7 164H9V166H10V163H7ZM29 164H31V163H29ZM36 164H37V163H36ZM40 164H41V162H40ZM42 164H43V162H42ZM52 164H53V163H52ZM59 164H60V163H59ZM59 164H58V165H59ZM141 164H142V163H141ZM159 164H160V162H159ZM190 164H189V166L191 167ZM203 164H204V163H203ZM205 164H206V163H205ZM238 164H239V162H238ZM238 164H237V165H238ZM241 164H242V163H241ZM251 164H252V162H251ZM259 164H260V163H259ZM261 164H262V162H261ZM14 165H15V164H14ZM24 165H25V164L23 163V166H24ZM26 165H27V164H26ZM54 165L57 166L56 164H54ZM54 165H53L52 167L55 168ZM73 165H74V164H73ZM95 165H97V164H95ZM106 165H107V164H106ZM108 165H109V164H108ZM150 165H151V164H150ZM150 165H149V166H150ZM155 165H157V167H158V163H156ZM210 165H211V164H210ZM214 165H215V164H214ZM217 165H219V163H218ZM217 165H216L215 167L218 168ZM223 165H225L224 162H223ZM226 165H227V163H226ZM235 165H236V164H235ZM235 165H234V167H235ZM6 166H7V165H6ZM28 166H29V165H28ZM31 166H32V165H31ZM33 166H34V164H33ZM35 166H36V165H35ZM38 166H39V167H38ZM38 166H37V167L40 168V165H38ZM44 166H46V165H44ZM60 166H61V165H60ZM60 166H59V167L57 166V167L60 168ZM79 166H80V165H79ZM79 166H78V168H79ZM82 166H84V165H81L80 167L83 168ZM98 166H99V164H98ZM131 166H133V167H131ZM142 166H145V164L142 165ZM142 166H141V167H142ZM152 166H153V165H152ZM152 166H151V167H152ZM166 166H167V164H166ZM195 166H198V165H195ZM199 166H201V165L199 164ZM199 166H198V167H199ZM204 166H205V165H204ZM231 166H232V165H231ZM239 166H240V165H239ZM250 166H252V165H250ZM250 166H249V169H250ZM261 166L263 167V164H262ZM0 167H1V166H0ZM4 167H5V166H4ZM4 167H3V168H4ZM7 167H8V166H7ZM46 167H47V166H46ZM48 167H49V166H48ZM48 167H47V169H48ZM57 167H56V169H57ZM69 167H70V166H69ZM71 167H72V166H71ZM96 167H97V166H96ZM99 167H101V166H99ZM108 167H110V166H108ZM111 167H113V166H111ZM151 167H150V168H151ZM153 167H154V166H153ZM153 167H152V169H153ZM167 167H168V166H167ZM190 167H189V168H190ZM206 167H207V166H206ZM210 167H211V166H210ZM220 167H221V166H220ZM224 167H226V169H227V171H228V166H224ZM244 167H245V166H244ZM244 167H243V168H244ZM246 167L248 168L247 165H246ZM254 167H255V166H254ZM256 167H257V166H256ZM258 167H259V165H258ZM1 168H2V167H1ZM5 168H6V167H5ZM33 168H34V167H33ZM38 168H37V169H38ZM44 168H45V167H44ZM50 168H51V167H50ZM74 168H75V166H74ZM106 168H107V167H106ZM132 168H133V169H132ZM164 168H165V171H166V167H164ZM164 168H161V169H164ZM168 168H169V167H168ZM170 168H171V167H170ZM192 168H193V167H192ZM212 168H213V166H212ZM217 168H216V169L214 168V169H215L216 171H218ZM232 168H233V167H232ZM240 168H241V167H240ZM240 168H239V169H240ZM243 168L241 169V171L244 170ZM260 168H261V167H260ZM35 169H36V168H35ZM41 169H42L41 171H43V167H42ZM47 169H46V170H47ZM71 169H73V168H71ZM96 169H97V168H96ZM99 169H100V168H99ZM99 169H97V170H98V172L101 173V171H99ZM101 169H103V168H101ZM104 169H105V168H104ZM107 169L109 170L110 168H107ZM107 169H106V171H107ZM155 169H156V168H155ZM193 169H194V171H196V168H193ZM206 169H207V168H206ZM245 169H246V168H245ZM5 170H6V169H5ZM5 170H4V171H1V173L4 172V173L6 174ZM30 170H31V168H30ZM48 170H49V169H48ZM54 170H55V169H54ZM68 170H69V168H68ZM74 170H75V169H74ZM81 170H82V169H80V172H81ZM112 170H113V168H112ZM156 170H157V169H156ZM158 170H159V169H158ZM168 170H169V169H168ZM203 170H204V167H203ZM208 170H209V168H208ZM208 170H207V171H208ZM220 170H221V169H220ZM224 170H225V169H224ZM229 170H230V168H229ZM260 170H261V169H260ZM44 171H45V170H44ZM56 171H58V170H56ZM62 171H63V169H62ZM64 171H65V170H64ZM64 171H63V174L65 175ZM109 171H110V170H109ZM117 171H118V170H117ZM143 171H144V170H143ZM150 171H151V170H150ZM161 171H162V170H161ZM165 171L163 170V172H161V173H164ZM197 171H199V169H197ZM212 171H213V169H212ZM234 171H235V170H232L230 173H232V172H234ZM245 171H246V170H245ZM249 171H250V170H247L246 172H249ZM251 171H253V169H252ZM23 172H24V171H23ZM48 172H49V171H48ZM52 172H53V170L51 169V172H50V173H52ZM54 172H55V171H54ZM54 172H53V174H54ZM66 172H67V171H66ZM68 172H69V171H68ZM73 172H74V171H73ZM82 172H84V171H82ZM98 172H97V174H98ZM110 172H112V171H110ZM114 172H115V170H114ZM155 172H156V171H155ZM192 172H193V171H192ZM218 172H219V171H218ZM218 172H217V173H218ZM236 172H237V171H236ZM261 172H262V171H259V173H261ZM10 173H11V172H10ZM41 173H42V172H41ZM50 173H48V174H50ZM55 173H56V172H55ZM57 173L59 174V172H57ZM100 173H99V174H100ZM105 173H106V172H105ZM107 173H108V172H107ZM153 173H154V171H153ZM165 173H166V172H165ZM167 173H168V172H167ZM202 173H204V172H202ZM209 173H211L210 170H209ZM212 173H213V172H212ZM212 173H211V174H212ZM215 173H216V172L213 173V177H214V174H215ZM219 173L221 174L222 171L219 172ZM223 173H224V172H223ZM223 173H222V174H223ZM262 173H263V172H262ZM262 173H261V174H262ZM5 174H4V176H5ZM7 174H8V173H7ZM7 174H6V175H7ZM12 174H13V173H12ZM44 174H46V171L44 172ZM48 174H47V177L49 178V176H50V177H51L50 179H52V177H53L54 175L50 174V175L48 176ZM63 174H62V175H63ZM69 174H71V173L69 172ZM72 174H73V173H72ZM72 174H71V175H72ZM88 174H89V173H88ZM109 174L112 175L111 173H109ZM155 174H156V173H155ZM155 174H153V175H155ZM158 174H159V173H158ZM172 174H173V177H172ZM199 174H200V173H199ZM211 174L208 175V177H209V176L211 177ZM232 174H233V173H232ZM232 174H231V175H232ZM241 174H242V173H241ZM241 174H240V175H241ZM244 174H246V173H244ZM254 174H255V173H254ZM0 175H1V174H0ZM13 175H14V174H13ZM13 175H12V176H13ZM17 175L20 176L19 173H17ZM17 175L15 174V176H17ZM21 175H22V173H21ZM34 175H35V174H34ZM38 175H40V174H38ZM78 175H79V173H78ZM85 175H86V174H85ZM95 175H96V174H95ZM102 175H103V174H102ZM113 175L117 176L116 173L113 174ZM165 175H166V174H165ZM225 175L227 176V173H226ZM228 175H229V174H228ZM231 175L229 176L230 178H231ZM233 175H234V174H233ZM257 175H258V174H257ZM262 175H263V174H262ZM12 176H11V177H12ZM24 176H25V175H24ZM42 176H43V175H42ZM57 176H58V177H56V178H57L56 180H59V181H57V182L59 183V185L57 184V187H58V186H60V185H63L62 183H63V181H65V180H64L63 176H60V175H57ZM73 176H74V175H73ZM73 176H72V180H74V179H73ZM79 176H81V175H79ZM82 176H83V174H82ZM82 176H81V177H82ZM103 176H104V175H103ZM106 176H107V177H110L109 175H106ZM106 176H104V177L106 178ZM159 176H161V175H159ZM162 176H163V174H162ZM167 176H169V174H168ZM216 176H217V175H216ZM237 176H238V175H237ZM241 176H242V175H241ZM241 176H239V177H236V176H235V179H236V178L239 179V178H241ZM245 176H246V175H245ZM248 176H249V175H248ZM248 176H247V177H248ZM250 176H251V173H250ZM258 176H259V175H258ZM8 177L10 178V175H9V174H8ZM20 177H21V176H20ZM64 177H65V176H64ZM75 177H76V176H75ZM77 177H78V176H77ZM88 177H90V176H88ZM92 177L94 178V176H92ZM99 177H101V175H99ZM111 177H112V176H111ZM111 177H110V179H111ZM121 177H117V178L119 179V178H121ZM156 177H157V176H156ZM163 177H164V176H163ZM202 177L205 178L204 175H202ZM202 177H201V178H202ZM243 177H244V176H243ZM256 177H257V176H256ZM262 177H263V176H262ZM28 178H29V177H28ZM31 178H33V177H31ZM34 178H35V177H34ZM37 178H38V177H37ZM43 178H44V177H43ZM48 178H47L46 180H48ZM84 178H85V177H84ZM105 178H103V179H105ZM113 178H115V177H113ZM113 178H112V179H113ZM166 178H167V177H166ZM197 178H199V177H197ZM214 178H215V177H214ZM222 178H223V177H222ZM232 178H233V181H235V180H234V177H232ZM249 178H250V177H249ZM249 178H248V179H249ZM260 178H261V177H260ZM260 178L257 177L258 180H259ZM10 179H11V178H10ZM21 179H23V178L21 177ZM24 179H25V178H24ZM24 179H23L22 181H24ZM35 179H36V178H35ZM40 179H41V178H39V180H40ZM53 179H54V178H53ZM86 179H87V178H85L84 182H86ZM97 179H99V178H97ZM101 179H102V178H101ZM122 179H123V178H122ZM122 179H121V180H122ZM206 179H207V177H206ZM215 179H216V178H215ZM218 179H219V178H218ZM218 179H217V180H218ZM245 179H246V178H245ZM248 179H247V180H248ZM262 179H263V178H262ZM15 180H16V179H15ZM27 180H28V179H27ZM30 180H31V179H30ZM30 180H29V181H30ZM33 180H34V179H33ZM36 180H37V179H36ZM46 180H45V178H44V182H42V183H45ZM56 180H55V181H56ZM67 180H68V179H67ZM88 180H89V178H88ZM88 180H87V181H88ZM106 180H107V179H106ZM116 180H117V179H114V180H112V181H113V182H114V181L116 182ZM203 180H204V179H203ZM239 180H241V179H239ZM16 181H17V180H16ZM31 181H32V180H31ZM40 181H41V180H40ZM42 181H43V180H42ZM75 181H76V180H75ZM77 181H78V180H77ZM81 181H82V179H81ZM89 181H90V180H89ZM200 181H202V179H200ZM209 181H211V179H210ZM213 181H214V180H213ZM233 181H232V182H233ZM248 181H250V180H248ZM252 181H253V175H252ZM256 181H257V180H256ZM261 181H262V180H260V183H261ZM20 182H21V180H20ZM33 182H35V180H34ZM37 182H38V181H37ZM47 182H48V183L50 182V184H51L52 181L49 180V181H47ZM47 182H46V184H47V186H48L49 184H48ZM67 182H68V181H67ZM67 182L65 181L64 183H66V184H69V183H70V182H68V183H67ZM73 182H74V181H73ZM79 182H80V181H79ZM94 182H95V181H94ZM96 182H97V181H96ZM104 182H105V181H104ZM118 182H119V181H117V184H119ZM121 182L123 183L124 181H121ZM121 182H120V183H121ZM125 182H126V181H125ZM206 182H207V180H206ZM221 182H222V180H221ZM243 182H244V181H242V183H243ZM23 183H25V182H23ZM74 183H75V182H74ZM91 183H92V181H91ZM98 183H101V184H102L101 181L98 182ZM108 183H109V182H108ZM161 183H162V182H161ZM214 183L217 184L218 186H220V185H219L220 182H218V181L215 182V181H214ZM223 183H224V182H223ZM234 183H235V182H234ZM239 183H241V181H240ZM262 183L264 184V180H263ZM262 183H261V184H262ZM36 184H37V183H36ZM46 184H44V186H45ZM66 184H65V185H66ZM75 184H78V183H75ZM94 184H95V183H94ZM104 184H105V183H104ZM110 184H112L111 181H110ZM124 184H126V183H124ZM205 184H206V183H205ZM205 184H204V185H205ZM212 184H213V183H212ZM245 184H246V183H244V185H245ZM250 184H251V183H250ZM254 184H255V185H258L259 183L257 182V184H256V182H254L252 186H254ZM263 184H262V185H263ZM52 185H53V184H52ZM65 185H64V188H66ZM71 185H72V184H71ZM87 185H88V184H87ZM95 185H97V184H95ZM98 185H99V184H98ZM102 185H103V184H102ZM107 185H109V184H107ZM113 185L116 186V184H114V183H113ZM126 185H127V187H128L129 184L127 183ZM158 185H160V186H159L160 188L158 187ZM163 185H165V186H163ZM207 185H208V183H207ZM36 186H37V185H36ZM44 186H43V187H44ZM68 186H69V185H68ZM82 186H83V185H82ZM120 186L122 187L121 184H119V188H121ZM131 186H132V185H131ZM136 186H135V187H136ZM209 186H210V185H209ZM211 186H213V187H210L211 189L214 188V185H211ZM238 186H240V185H238ZM247 186H248V185H247ZM24 187H25V186H23V184H20V183H15V182L11 183V182L9 181L8 178H0V264H37V263L34 262L35 257L32 259L33 262L30 261V262H31V263H30L29 260H28L29 258H27V259H26L27 261H25V260H24V257H23V259H22V255H21V254H22L21 252H22V249H23L22 246H21V244H20V242H22V241H21L22 236H21V239H20L19 236L23 233V232H22V230H23V226H22L23 224H22V223H23L24 220H26L25 222L27 223V226H28L29 222H27V221H28L27 219H24V220H23V218H22V217H23V216H22V213L25 214V213L22 212V211H25L26 209H25V210H21L20 208L23 209V207H21V205H20V207L17 205V204H19V203H16V201H18V202H22V201H21V200L19 201L18 199L16 200V196H17L16 193H17L18 191L23 190V192H25V194H26V192L28 191V189H26V187H25V188H24ZM48 187H50V186H48ZM48 187H47V188H43V189H48ZM57 187H55V184H54V187H53V188H57ZM72 187H73V186H72ZM83 187H84V186H83ZM89 187H90V184H89ZM89 187H88V188H89ZM93 187H94V186H93ZM99 187H100V185H99ZM127 187L124 188V189H126V191H127ZM222 187H226V185H225V186L222 185ZM233 187H235V186L233 185ZM242 187H243V186L241 185L240 188H242ZM248 187H249V186H248ZM257 187H258V186H257ZM260 187H261V186H260ZM23 188H24V189H23ZM30 188H31V187H30ZM35 188H37V187H35ZM35 188H34V189H35ZM51 188H52V187H50L49 190H51ZM61 188L63 189V186H62ZM73 188H74V187H73ZM75 188H76V187H75ZM75 188H74V190H75ZM77 188H78V187H77ZM88 188L86 187V189H88ZM106 188H107V187H106ZM240 188L238 187L239 190H242V189H240ZM252 188L254 189V187H251V189H252ZM261 188H262V187H261ZM261 188H260V189H261ZM263 188H264V186H263ZM37 189H38V188H37ZM79 189H80V188H79ZM79 189H76V190L79 191ZM81 189H82V188H81ZM83 189H85V188H83ZM96 189H97V188H96ZM100 189H101V188H100ZM102 189H103V187H102ZM102 189H101V190H102ZM109 189L111 190L112 187L110 188V186H109ZM109 189H108V191H107L106 194H108V192L110 191ZM228 189H229V187H228ZM232 189H233V188H232ZM248 189H249V188H248ZM253 189H252V190H253ZM39 190H40V189H39ZM54 190H55V189H53V191H54ZM59 190H61V189H59ZM59 190H58V191H59ZM65 190H66V189H65ZM76 190H75L74 192H76ZM92 190H93V189H92ZM97 190H98V189H97ZM101 190H100V191H101ZM117 190H118V189H117ZM117 190H116V191H117ZM119 190H120V189H119ZM119 190H118V191H119ZM129 190H130V189H129ZM131 190H134V189H131ZM131 190H130V191H131ZM215 190H216V188H215ZM225 190H226V188H225ZM230 190H231V189H230ZM230 190H229V191H230ZM239 190H238V191H239ZM246 190H247V187L245 188L244 191H246ZM249 190H250V189H249ZM262 190H263V189H262ZM32 191H33V190H32ZM35 191H36V190H35ZM58 191H57V192H58ZM71 191H73V190H71ZM78 191H77V192H78ZM82 191L85 192L84 190H82ZM88 191H89V189H88ZM104 191H106V190H103V191H101L100 193H103ZM114 191H115V190H114ZM114 191H112V192L114 193L113 195L116 196V197L118 198V200H120V199H119V196H117V195H119V192H120V191H119V192L117 191V192H118L117 195H115V194H116V193H115L116 191H115V192H114ZM126 191H124V192H126ZM208 191H210V190H208ZM222 191H224V190H222ZM233 191L238 192L237 189H236V190L233 189ZM255 191H257V190H255ZM258 191H259V190H258ZM21 192H22V191H21ZM23 192H22V194H23ZM29 192H30V191H29ZM39 192H40V191H39ZM39 192H38V193H39ZM50 192H51V191H50ZM60 192H61V191H60ZM62 192H63V190H62ZM68 192H69V188H68ZM79 192H80V191H79ZM79 192H78V195H79ZM124 192H123V193H124ZM131 192H132V191H131ZM235 192H234V193H235ZM247 192H248V191H247ZM249 192H251V191H249ZM262 192H263V191H262ZM31 193H32V192H31ZM33 193H34V192H33ZM46 193H47V192H46ZM48 193H49V192H48ZM55 193H56V192H54V194H55ZM81 193H82V192H81ZM91 193H92V192H91ZM104 193H105V192H104ZM104 193H103V194H104ZM123 193H122V188H121V193H120V194H122V197L124 196ZM134 193H135V192H134ZM136 193H135V195H136ZM139 193H138V195H139ZM239 193L241 194L240 191H239ZM242 193H243V192H242ZM256 193H257V192H256ZM259 193H260V191H259ZM259 193H257V194H259ZM25 194H24V196H26ZM44 194H45V193H44ZM52 194H53V193H52ZM54 194L51 195V196H54ZM56 194L58 195V193H56ZM66 194H67V193H66ZM69 194H71V193H68V195H69ZM85 194H86V193H85ZM109 194H110V193H109ZM175 194H176V195H175ZM244 194H245V192H244ZM251 194H252V196H253V191H252ZM262 194H263V193H262ZM262 194H261L262 199H264V195H262ZM46 195H47V194H46ZM49 195H50V193H49ZM49 195H48L47 197H50ZM75 195H76V194H75ZM80 195L82 196V194H80ZM83 195H84V194H83ZM96 195H97V194H96ZM129 195H130V193H129ZM217 195H218V194H216V196H217ZM227 195H228V194H226V197H227ZM230 195H232V193H231ZM241 195H242V194H241ZM247 195H249V194H247ZM24 196H23V197H24ZM32 196H33V194H32ZM34 196H35V195H34ZM41 196H44V195H41ZM73 196H74V195H73V193H72V196H71V197H73ZM89 196H90V195H89ZM97 196H98V195H97ZM97 196H96V198H97ZM101 196H102V195H101ZM132 196H133V195H132ZM216 196H214V197L217 198L218 196H217V197H216ZM232 196H233V195H232ZM232 196H231V197H232ZM250 196H251V195H250ZM255 196H256V195H254L253 197H255ZM29 197H30V196H29ZM29 197H28V198H29ZM44 197H45V196H44ZM54 197H56V196H54ZM54 197H51V198L56 199V198H54ZM62 197H63V196H62ZM107 197H108V196H107ZM107 197H106V199L110 198V197H108V198H107ZM122 197H120V198L122 199ZM226 197H225V198H226ZM234 197L236 198L237 195H235ZM240 197H241V196H240ZM243 197H244V196H243ZM253 197H251V200L253 199ZM17 198H18V196H17ZM19 198H20V197H19ZM38 198H39V196H38ZM57 198H59V196H58ZM74 198H76V197L74 196ZM87 198H89V197H87ZM124 198H125V197H123V199H124ZM130 198H132V197H130ZM215 198H214V199H215ZM235 198H232V199H234L233 201H235ZM258 198H261V197H258ZM258 198H257V199H258ZM22 199H23V198H22ZM29 199H30V198H29ZM45 199H46V198H45ZM59 199H60V198H59ZM59 199H58V200H59ZM76 199H78V196H77ZM82 199H85V198H82ZM97 199H98V198H97ZM100 199H101V198H100ZM102 199H104V198L102 197ZM102 199H101V200H102ZM112 199H113V196H112ZM115 199H116V198H115ZM123 199H122V200H123ZM125 199H127V196H126ZM135 199H136V197H135ZM139 199H141V198L139 197ZM237 199H239V198L237 197ZM240 199H241V198H240ZM244 199H245V198H244ZM244 199H243L242 201H244ZM25 200H26V199H25ZM33 200L35 201V198H34ZM36 200H37V198H36ZM49 200H50V199H49ZM95 200H96V199H95ZM95 200H93V202H88V205L93 206L95 203H97ZM116 200H117V199H116ZM127 200H128V199H127ZM133 200H134V199H133ZM144 200H142V202H141V200H140V202L142 203V205H143V203H144ZM190 200H191V206H192V207H193V206H196L197 208H199V207L201 208V211H200V212H201V215H202V216H201V221H202V223H200V224H202L203 228L205 229V231L202 232V233L197 232V231H196L197 229L195 230V228L198 227L197 225H196V226H193V227H195V228H192V227H191L192 225L190 226L189 223H187V222H185V221H183V220H182V221L179 220V218L182 217L181 214H179V216H180L179 218H178V216H177V214L180 213V211H182V208H183V207L181 208V204H180V203L183 204L184 202H186V201H190ZM227 200H228V199H227ZM246 200H247V196H246L245 201H246ZM248 200H249V199H248ZM254 200H255V199H254ZM23 201H24V200H23ZM28 201H29V200H27V202H28ZM40 201H41V200H40ZM40 201H39V202H40ZM42 201H43V200H42ZM45 201H46V200H45ZM53 201H54V200H53ZM53 201H51V202H53ZM55 201L57 202V199H56ZM59 201H61V200H59ZM74 201H75V200H74ZM94 201H95V202H94ZM99 201H100V200H99ZM104 201H105V199H104ZM104 201H103V204L105 205L106 203H105ZM109 201H110V200H109ZM111 201H112V200H111ZM216 201H217V200H216ZM238 201H240V200H237V202H238ZM252 201H253V200H252ZM51 202H50V203H51ZM83 202H84V201H83ZM83 202H82V203H83ZM112 202H114V201H112ZM117 202H118V201H117ZM117 202H116V203H117ZM120 202H121V201H120ZM130 202L132 203V200H131ZM212 202L214 203L213 200H212ZM240 202H241V201H240ZM256 202H257V201H256ZM263 202H264L263 200H262L261 203H260V201H259L260 204H263ZM28 203H30V202H28ZM34 203H35V202H34ZM74 203H75V202H74ZM79 203H80V202H79ZM82 203H81V205H80L79 207L82 206ZM107 203H108V202H107ZM125 203H126V202L124 201V204H125ZM127 203L129 204V201H128ZM127 203H126V205H127ZM131 203H130L129 205H130L131 207H134V205L132 206ZM136 203H137V202H136ZM138 203H139V202H138ZM210 203H211L212 205H211ZM231 203H232V202H231ZM238 203H239V202H238ZM252 203H253V202H252ZM259 203H258V205H259ZM21 204H22V203H21ZM25 204H27V203L25 202ZM37 204H38V203H37ZM40 204H41V203H40ZM42 204H43V203H42ZM48 204H49V203H48ZM55 204H56V203H55ZM60 204H61V202H60ZM67 204H68V203H67ZM71 204H72V203H71ZM85 204H86V203H85ZM99 204H100V203H99ZM108 204H109V206H106V207H110L111 204H110V203H108ZM113 204H115V203H113ZM119 204H120V203L118 202V206H119ZM132 204H133V203H132ZM215 204H216V202H215ZM215 204H214V205H215ZM217 204H218V203H217ZM233 204L235 205V203H233ZM239 204H240V203H239ZM248 204H249V203H248ZM254 204H255V203H254ZM256 204H257V203H256ZM256 204H255L254 206H256ZM31 205H32V204H31ZM43 205H44V204H43ZM46 205H47V204H46ZM62 205H63V204H62ZM75 205H76V203H75ZM83 205H84V203H83ZM86 205H87V204H86ZM95 205H97V204H95ZM106 205H107V204H106ZM121 205H122V204H121ZM138 205H139V204H138ZM149 205H148V206H149ZM240 205H241V204H240ZM242 205H243V204H242ZM263 205H264V204H263ZM263 205H262V206H263ZM27 206H28V205H27ZM37 206H38V205H37ZM40 206H41V205H40ZM52 206H53V204H52ZM55 206L57 207V205H54V207H55ZM58 206H59V205H58ZM64 206H65V204H64ZM64 206H63V207H64ZM77 206H78V205H77ZM84 206H85V205H84ZM116 206H117V205H116ZM136 206H137V205H136ZM140 206H141V205H140ZM140 206H139L140 209L138 208L139 210H141V209L144 208L143 206H142L143 208H141ZM148 206H145L144 209L147 210V207H148ZM252 206H253V205H252ZM254 206H253V207H254ZM260 206H261V205H260ZM33 207H34V206H33ZM33 207H32V209H33ZM41 207H42V206H41ZM54 207H53V208H54ZM72 207H73V206H72ZM99 207H100V206H99ZM99 207H98V208H99ZM111 207H112V206H111ZM114 207H115V206H114ZM137 207H138V206H137ZM151 207H152V206H151ZM184 207H185V206H184ZM231 207H232V206H231ZM235 207H236V206H235ZM237 207H238V206H237ZM27 208H28V207H27ZM49 208H50V207H49ZM53 208H52V209H53ZM58 208L62 209L61 206L58 207ZM68 208H69V207H68ZM85 208H87V207H85ZM120 208H121V207H120ZM120 208H119V209H120ZM124 208H125V209H122V208H121V211H122V210H126V206H125ZM127 208L129 209L130 207L127 206ZM214 208H215V207H214ZM240 208H241V206H240ZM240 208L238 209L239 211H241ZM242 208H243V207H242ZM248 208H249V207H248ZM258 208H259V207H258ZM263 208H264V206H263ZM32 209H31V210H32ZM34 209H36V208H34ZM47 209H48V208H47ZM63 209L65 210V208H63ZM90 209H91V208H90ZM106 209H107V208H106ZM115 209H117V208L115 207L114 209H111V210H114V212H112V211L110 210L112 214L115 213ZM133 209H134V208H132L131 210H133ZM138 209H136V211H137ZM144 209H143V210H144ZM180 209H181V210H180ZM233 209H234V208H233ZM254 209H255V208H254ZM256 209H257V208H256ZM260 209H261V208H260ZM31 210H30V211H31ZM48 210H49V209H48ZM50 210H51V209H50ZM67 210H68V209H67ZM73 210H74V209H73ZM107 210H108V209H107ZM107 210H105V213L108 212ZM143 210H141V211H142L141 213H142L143 216H144V213H143L144 211H143ZM150 210H151V209H150ZM173 210H175V211H173ZM176 210H177V212H176ZM179 210H180V211H179ZM219 210H220V209H219ZM238 210H237V208H236V211H237V212H238ZM243 210H246V213H249V212H247V210H248L247 208H246V209H243ZM27 211H28V210H27ZM30 211H28V212H30ZM57 211H58V210H57ZM68 211H69V210H68ZM68 211H66L67 214H68ZM76 211H77V209H76ZM76 211H75V212H74V211H70V212H74V213L76 214V213H77ZM79 211H80V210H79ZM86 211H87V210H86ZM152 211H153V210H152ZM155 211H156V210H155ZM184 211H186V210H183L182 212H184ZM194 211H195V209H194ZM236 211L234 212V215H232V216H235V217H236V215H235ZM249 211H250V209H249ZM252 211L254 212V210H252ZM255 211H256V210H255ZM28 212H26V213H28ZM34 212H35V210H34V211L32 210V213H34ZM64 212H65V211H64ZM89 212H90V211H89ZM91 212H92V211H91ZM124 212H125V211H124ZM132 212H133V211H132ZM134 212H135V210H134ZM137 212H138V211H137ZM147 212H148V211H147ZM147 212H145L146 216H147V214L149 213V212H148V213H147ZM182 212H181V213H182ZM256 212H258V211H256ZM256 212H255V213H256ZM259 212H260V210H259ZM259 212H258V214H260ZM78 213H79V212H78ZM78 213H77L76 218L78 217ZM85 213H87V212H85ZM85 213H84V214H85ZM98 213H99V212H98ZM126 213H127V212H126ZM150 213H151V211H150ZM240 213H241V212H240ZM255 213H254V214H255ZM29 214H30V213H29ZM35 214H36V212L34 213V215H35ZM62 214H63V212H62ZM64 214H65V213H64ZM79 214H80V213H79ZM81 214H82V212H81ZM81 214H80V215H81ZM88 214H89V213H88ZM91 214H92V213H91ZM108 214H110V213L108 212ZM127 214H128V213H127ZM127 214H126V215H127ZM129 214H131V213L129 212ZM133 214H134V213H133ZM137 214H138V216H139L140 213L138 212ZM142 214H141V215H142ZM153 214H155V213H153ZM153 214H152V215H153ZM158 214H159V212H158ZM182 214H183V213H182ZM184 214L187 215V212L184 213ZM191 214H193V213H191ZM219 214H220V213H219ZM222 214H223V213H222ZM236 214H238V213H236ZM249 214H250V213H249ZM254 214H253V215H254ZM34 215H32V216L34 217ZM37 215H38V213L36 214V216H37ZM57 215H58V214H57ZM80 215H79V216H80ZM92 215H93V214H92ZM121 215L123 216L124 214H121ZM150 215H151V214H150ZM150 215H149V216H150ZM152 215H151L150 217L148 216L149 218H151V220L153 219ZM186 215H185V216H186ZM220 215H221V214H220ZM38 216H39V215H38ZM69 216H70V215H69ZM69 216H68V217H69ZM81 216H82V215H81ZM129 216H130V215H129ZM134 216H135V214L133 215V218H134ZM143 216H142V217H143ZM146 216H145L144 218H146ZM154 216H155V215H154ZM158 216H160V215H158ZM158 216L154 217V218H156V219H155L156 221H158V218H157ZM199 216H200V214H199ZM244 216L246 217V215H244ZM250 216H251V215H250ZM254 216H257V213H256V215H254ZM261 216H264V215H262V212H261ZM27 217H28V216H27ZM30 217H31V216H30ZM39 217H40V216H39ZM39 217H38V218H39ZM58 217H60V216L58 215ZM63 217H65V216H63ZM63 217H62V218H63ZM73 217H74V215L72 216V218H73ZM90 217H91V216H90ZM103 217H104V215H103ZM111 217H112V216H111ZM125 217H126V216H125ZM131 217H132V215H131ZM135 217H136V216H135ZM245 217H244V218H245ZM248 217H249V216H248ZM257 217H258V216H257ZM25 218H26V217H25ZM70 218H71V217H70ZM118 218H119V217H118ZM126 218H127V217H126ZM129 218H130V217H129ZM138 218H139V217H138ZM186 218H187V217H186ZM194 218L198 220L199 217H197V216L195 217V216H194ZM244 218L241 217V220L244 219ZM259 218H260V217H259ZM259 218H258V219H259ZM31 219H32V221H34L33 218H31ZM40 219H41V218H40ZM40 219H38V222H40V221H39ZM51 219H52V218H51ZM55 219H56V218H55ZM60 219H61V217H60ZM65 219L67 220V219H69V218H66V217H65ZM93 219H94V218H93ZM97 219H98V217H97ZM112 219H113V218H112ZM123 219H125V218H123ZM123 219H122V220H123ZM139 219H141V218H139ZM159 219H160V218H159ZM181 219H182V218H181ZM223 219H224V220H223ZM245 219H246V218H245ZM245 219H244V221H246ZM262 219L264 220V217H262ZM58 220H59V219H58ZM73 220H74V219H73ZM82 220H84V219L82 218ZM88 220H90V219H88ZM91 220H92V218H91ZM103 220H104V219H103ZM132 220H133V219H132ZM142 220H143V218H142ZM145 220L147 221V219H145ZM160 220H161V219H160ZM160 220H159V221H160ZM167 220H168V219H167ZM167 220H166V221H167ZM184 220H186V219H184ZM188 220H189V218H188ZM188 220H187V221H188ZM190 220H192V219H190ZM248 220H250V217H249ZM253 220H254V217H253ZM255 220H256V219H255ZM263 220H262V221H263ZM32 221H31V223H33ZM41 221H42V219H41ZM59 221H60V220H59ZM63 221H64V220H63ZM77 221H78V220H77ZM93 221H94V220H93ZM93 221H92V222H93ZM137 221H138V220H137ZM137 221H135V222H137ZM156 221H155V222H156ZM159 221H158V223H160ZM163 221H164V219H163ZM166 221H164V222H165V224H164L165 226H166ZM256 221L259 222V220H256ZM256 221H255V222H256ZM260 221H261V220H260ZM262 221H261V222H262ZM38 222H37V226H34V225H33V226L37 228V227H38ZM42 222H43V221H42ZM52 222H54V221H52ZM67 222H68V223H71V222H72V223H75V222H73V221L70 222V221H68V220H67ZM82 222H83V221H82ZM92 222H90V224H91ZM97 222H98V224L100 223L98 220H97ZM97 222H96V224H97ZM135 222H134V223H135ZM143 222H145V221H143ZM143 222H142V223H143ZM147 222H150V221H147ZM153 222H154V221H153ZM195 222H196V221H195ZM253 222H254V221H253ZM258 222H256V223H258ZM31 223H30V224H31ZM35 223H36V222L34 221V224H35ZM61 223H62V222H61ZM72 223H71L70 225H72ZM76 223H77V222H76ZM101 223H102V222H101ZM108 223H109V222H108ZM138 223H139V222H138ZM168 223H169V222L167 221V224H168ZM193 223H194V222H193ZM242 223H243V222H242ZM248 223H249V222H248ZM63 224H64V223H63ZM78 224H80V223H78ZM87 224H88V222H87ZM87 224H86V225H87ZM92 224H93V223H92ZM92 224H91V225H92ZM98 224H97V225H98ZM139 224H140V223H139ZM146 224H147V223H146ZM150 224H151V223H150ZM150 224H149V227H150ZM156 224H157V223H156ZM156 224H155V225H156ZM170 224H171V223H169V225H170ZM191 224H192V223H191ZM243 224H244V223H243ZM260 224L262 225V223H260ZM260 224H259V225H260ZM35 225H36V224H35ZM41 225H43V223H41L39 227H41ZM44 225H45V224H44ZM61 225H62V224H61ZM84 225H85V224H84ZM97 225H96V226H97ZM136 225H137V224H135L134 226H136ZM142 225H143V224H142ZM160 225H162V224H160ZM169 225H168V226H169ZM193 225H194V224H193ZM250 225H251V224H250ZM27 226L24 225V227H27ZM88 226H89V225H88ZM88 226H87V228H88ZM94 226H95V225H94ZM94 226H93V227H94ZM105 226L108 227V226L106 225V221H105ZM105 226H104V227H105ZM112 226H113V225H112ZM151 226H152V225H151ZM171 226H172V225H171ZM241 226H242V225H241ZM244 226H245V225H244ZM252 226H254V225H252ZM31 227H32V226H31ZM43 227H44V226H43ZM46 227H48V226L46 225V226L44 227V228H45L44 230H46ZM61 227H62V226H61ZM61 227H60V228H61ZM67 227H69V225H67ZM75 227H76V225H75ZM79 227H80V226H79ZM85 227H86V226H84V228H85ZM90 227H91V226H90ZM99 227H100V226H99ZM99 227H98V228H99ZM101 227H102V226H101ZM106 227H105V229H106ZM110 227H111V226H110ZM113 227H114V226H113ZM113 227H112V228H113ZM138 227H139V226H138ZM138 227H137V229L141 231V228L139 229ZM140 227H142L141 224H140ZM144 227H145V226H144ZM155 227H156V226H155ZM158 227H159V226H158ZM174 227H173V229H174ZM247 227H248V225H246V230H247ZM260 227H261V226H260ZM27 228H28V230H29V227H27ZM63 228H64V225H63ZM108 228H109V227H108ZM166 228H167V227H166ZM244 228H245V227H244ZM249 228H252V227H249ZM257 228H258V225H257ZM257 228H255V229H257ZM263 228H264V227H263ZM24 229H25V228H24ZM39 229H43V228L41 227V228H39ZM61 229H62V228H61ZM65 229H66V228H65ZM67 229H68V228H67ZM72 229H73V227H72ZM72 229H71V230H72ZM75 229H76V228H75ZM94 229H96V228H94ZM102 229H103V227H102ZM149 229H150V228H149ZM164 229H165V228H164ZM242 229H243V228H242ZM25 230H26V229H25ZM25 230H24V231H25ZM34 230H35V229H34ZM36 230H37V231H35V232H38V231H39V233H41L40 230H38V228H37ZM63 230H64V229H63ZM87 230H88V229H87ZM87 230H86V232H88ZM89 230H90V229H89ZM103 230H104V229H103ZM103 230H102V232H103ZM111 230H115V228H113V229H111ZM111 230H110V232H111ZM116 230H117V229H116ZM135 230H136V227H135ZM143 230H144V229H142V231H143ZM147 230H148V229H147ZM155 230H156V229H155ZM161 230H162V229H161ZM161 230H159V231L161 232ZM174 230H175V229H174ZM174 230H173V231H174ZM240 230H241V229H240ZM244 230H245V229H244ZM244 230H243V231H244ZM252 230H253V228H252ZM29 231H31V230H29ZM29 231H26L27 234L29 233ZM42 231H43V230H42ZM67 231H68V230H67ZM92 231H93V228H92ZM95 231H97V230H95ZM106 231H107V229H106ZM106 231H105V232H106ZM140 231H139V232H140ZM145 231H146V229H145ZM145 231H144V232H145ZM149 231H150V230H149ZM151 231H152V230H151ZM151 231H150V233H152ZM257 231H258V230H257ZM26 232L23 233V236L26 235ZM35 232L32 231V232H30V233H35ZM69 232H71V231L69 230ZM73 232H75V230H73ZM89 232H90V231H89ZM105 232H104V233H105ZM110 232H108V233H110ZM117 232H119V231H117ZM139 232H138V233H139ZM147 232H148V231H147ZM249 232H250V230H249ZM253 232H254V231H253ZM43 233H44V232H43ZM48 233H49V232H48ZM77 233H78V231H77ZM91 233H92V234H91ZM91 233H88V235L90 234V235H93V236H94V232H91ZM96 233H98V232H96ZM145 233H146V232H145ZM157 233H158V231H157L155 234H157ZM174 233H173V234H174ZM246 233H248V232H246ZM254 233H255V232H254ZM256 233H259V232H256ZM262 233H263V231H262ZM24 234H25V235H24ZM35 234H36V233H35ZM58 234H59V233H58ZM60 234H61V233H60ZM72 234H73V233H72ZM86 234H87V233H86ZM98 234H99V233H98ZM98 234L95 235V238H96L97 236H98V237L100 236V234H99V235H98ZM114 234H115V237H116V235H117L118 233H115V232H114ZM120 234H122V233L120 232L119 235H118L117 237H121ZM124 234H125V233H124ZM139 234H142V233H139ZM146 234L149 235L148 233H146ZM162 234H163V233L161 232L160 235H162ZM250 234H251V233H250ZM259 234H260V233H259ZM30 235H31V234H29V236H30ZM32 235H33V234H32ZM36 235H39V234H36ZM43 235L47 237V234H43ZM43 235H41V236H43ZM70 235H71V234H70ZM88 235H87V236H88ZM104 235H105V234H104ZM107 235H108V234H107ZM107 235H106V236H107ZM110 235H111V234H110ZM143 235H145V234L143 233ZM158 235H159V233H158ZM246 235H247V234H246ZM256 235H257V234H256ZM263 235H264V234H263ZM263 235H262V237H260L259 239H262V238H263ZM26 236H27V235H26ZM44 236H43V237H44ZM48 236H49V235H48ZM57 236H58V235H57ZM59 236H60V235H59ZM84 236H85V235H84ZM112 236H113V235H112ZM112 236H110L111 238H109V240L111 239V241H112V238L114 237V236H113V237H112ZM122 236H123V234H122ZM125 236H127V235H125ZM125 236H124V237H125ZM141 236H142V235H140V238H141ZM150 236H151V235H150ZM150 236H149V237H150ZM237 236H238V235H237ZM239 236H240V235H239ZM241 236H243V235H241ZM251 236H254V235L251 234ZM259 236H261V235H259ZM27 237H28V236H27ZM31 237H32V236H31ZM34 237H35V236H34ZM34 237H33V238H34ZM37 237H38V236H37ZM61 237H63V235H62ZM61 237H60V238H61ZM65 237H66V236H65ZM76 237H77V236H76ZM91 237H92V236H91ZM98 237H97V238H98ZM124 237H123V238H124ZM149 237L147 236V238H149ZM151 237H152V236H151ZM158 237H159V236H158ZM161 237H162V238H161ZM161 237H159V239H160V240L162 239V240L164 241L163 236H161ZM35 238H36V237H35ZM38 238H39V237H38ZM40 238H41V237H40ZM44 238H45V237H44ZM47 238H49V237H47ZM52 238H54V237H52ZM60 238H59V239H60ZM71 238L74 240L75 237L71 236ZM71 238H70L69 241H71ZM89 238H90V237H89ZM100 238H102V237H100ZM107 238H108V237H106V239H107ZM128 238H129V236H128ZM241 238L243 239V237H241ZM253 238H254V237H253ZM19 239H20V240H19ZM23 239H24V238H23ZM49 239H51V238H49ZM75 239H76V238H75ZM80 239H81V238H80ZM93 239H94V238H93ZM113 239L116 240V238H113ZM120 239H122V238H120ZM120 239H119V240H120ZM151 239H152V238H151ZM157 239H158V238H157ZM257 239H258V238H257ZM36 240H37V238H36ZM38 240H40V239H38ZM45 240H46V238H45ZM47 240H48V239H47ZM53 240H54V239H53ZM53 240H52V241H53ZM61 240H62V239H61ZM61 240H60V241H61ZM63 240H65V239H63ZM96 240H97V239H96ZM101 240H102V239H101ZM115 240H114V241H115ZM135 240H136V239H135ZM140 240H141V239H140ZM152 240H153V239H152ZM221 240H223V239H221ZM240 240H241V239H240ZM240 240H238V241H240ZM25 241H26V240H25ZM43 241H44V240L41 239V243H42ZM48 241H49V240H48ZM52 241H50V242H52ZM54 241H56V240H54ZM66 241H67V240H66ZM69 241H68V245H69ZM90 241H91V240H88V242H90ZM92 241H93V240H92ZM97 241H98V240H97ZM104 241H105V240H104ZM107 241H108V240H107ZM111 241H110V242H111ZM132 241H133V239H132ZM144 241H145V240H144ZM144 241H142V242H144ZM149 241H150V240H149ZM163 241H162V242H163ZM170 241H171V240H170ZM234 241H235V240H234ZM247 241H248V240H247ZM254 241H255V240H254ZM254 241H252L253 244H254ZM37 242H38V241H37ZM45 242H46V241H45ZM61 242H63V241H61ZM75 242H76V240H75ZM75 242H73V243L75 244ZM94 242H96V241H94ZM112 242H113V241H112ZM116 242H117V241H116ZM120 242H122V240H121ZM123 242H124V240H123ZM126 242H127V241H126ZM126 242H125V245H126ZM128 242H129V241H128ZM135 242H136V241H134V243H135ZM147 242H148V241H147ZM158 242H159V241H158ZM219 242H220V241H219ZM227 242H228V240H227ZM227 242H226V244H227ZM235 242H236V241H235ZM245 242H246V241H245ZM248 242H249V241H248ZM252 242H251V243H252ZM47 243H48V242H47ZM47 243H44V244H47ZM56 243H57V242H56ZM65 243H66V242H64V244H65ZM99 243L101 244L102 242H99ZM108 243H109V242H108ZM114 243H115V242H114ZM114 243H111V244L113 245V247H114ZM118 243H119V242H118ZM118 243H117V244H118ZM129 243H130V242H129ZM136 243H137V242H136ZM136 243H135V244H136ZM150 243H153V242H150ZM228 243L230 244V242H228ZM231 243H233V241H232ZM241 243H242V242H241ZM243 243H244V242H243ZM255 243H258V242H255ZM259 243H262V240H260ZM36 244H37V243H36ZM38 244H39V243H38ZM48 244H49V243H48ZM58 244H59V242H58ZM64 244H63V245H64ZM70 244H71V243H70ZM76 244L78 245L77 242H76ZM79 244H82V243H79ZM97 244H98V243H97ZM97 244H95V245H97ZM111 244H110V245H111ZM115 244H116V243H115ZM119 244H120V243H119ZM119 244H118V245H119ZM121 244H123V243H121ZM121 244H120V247H121V246L124 247V246L121 245ZM131 244H132V243H131ZM137 244H138V243H137ZM144 244H145V242H144ZM153 244H154V243H153ZM156 244H157V243H156ZM167 244H166V246L169 247V245H167ZM237 244H239V243L237 242ZM244 244H245V243H244ZM246 244H247V242H246ZM32 245H33V243H32ZM54 245H55V244L52 245V246H53V249H54V247H55ZM86 245H88V244H86ZM90 245H91V243H90ZM106 245H108V244L106 243ZM106 245H105V246H106ZM142 245H143V244H142ZM146 245H147V243L145 244V246H146ZM154 245H155V244H154ZM220 245H221V244H220ZM233 245H235V244H233ZM249 245H251V244L249 243ZM23 246H24V245H23ZM28 246H29V245H28ZM28 246H27V248H28ZM30 246H31V244H30ZM36 246H37V245H36ZM44 246L47 247V245H44ZM44 246H43V247H44ZM52 246H51V247H52ZM58 246H59V248H60V245H58ZM97 246H98V245H97ZM116 246H117V245H115V247H116ZM140 246H141V245H140ZM145 246L143 245L142 247L147 248V247H145ZM148 246H150V245H148ZM151 246H152V245H151ZM159 246H160V245H159ZM229 246H230V245H229ZM235 246H236V245H235ZM235 246H234V247H235ZM242 246H243V244H242ZM245 246H246V245H245ZM247 246H248V245H247ZM256 246H257V244H256ZM260 246H262V245H260ZM31 247H32V246H31ZM45 247H44V248H45ZM68 247H69V246H68ZM77 247H78V246H77ZM85 247H86V246H85ZM85 247H84L83 249H80V250H78L77 252H75V255L72 257V259L70 260V263H69V264H151V263L148 261V258H147V257H149V256L144 255V254L142 253V251L145 250L144 248H143L144 250L142 249V251L140 250L139 253H137L138 256H137V254H136V256H134V257H131V256H130V257H129V256L126 257V255H125L126 253L124 254V253H122V252L120 251L122 247L119 248V246H117L120 250H106V253H107V254L104 255L103 257H101V256H99V252L96 250V248H85ZM100 247H101V246H100ZM102 247H104V246H102ZM117 247H116V248H117ZM126 247H127V248H126ZM126 247H125V249L127 250V249H128V246H126ZM129 247H130V244H129ZM131 247H134V246H131ZM168 247H166V250L170 249V247H169V248H168ZM236 247H238V245H237ZM236 247H235V248H236ZM263 247H264V245H263ZM263 247H262V248H263ZM27 248H26V249H27ZM37 248H41V249L43 250L42 247H37ZM37 248H36V249H37ZM49 248H50V247L48 246V249H49ZM55 248H57V247H55ZM61 248L63 249V247H61ZM65 248H66V245H65ZM65 248H64V249H65ZM74 248L76 249V246H75ZM79 248H80V247H79ZM97 248H98V247H97ZM104 248H107V247H104ZM135 248H136V247H134V249H135ZM139 248H140V247H139ZM149 248H150V247H149ZM152 248H154V247H152ZM155 248H156V247H155ZM167 248H168V249H167ZM245 248H247V247H245ZM258 248H259V250H260L261 247L258 246ZM258 248L256 247L257 250H258ZM262 248H261V249H262ZM26 249H25V250H26ZM46 249H47V248H46ZM57 249H58V248H57ZM68 249L70 250L71 248H68ZM68 249H67V250H68ZM77 249H78V248H77ZM93 249H95V250H93ZM122 249H123V248H122ZM125 249H123V252L125 251ZM134 249H133V251H134ZM156 249H158V248H156ZM156 249H155V250H156ZM230 249H231V246H230ZM237 249H238V248H237ZM247 249H248V248H247ZM25 250H23V251H25ZM38 250H39V249H38ZM67 250H66V251H67ZM100 250H101V249H100ZM104 250H105V249H104ZM128 250H130V249H128ZM135 250H137V248H136ZM147 250H148V249H147ZM150 250H151V249H150ZM150 250H149V251H150ZM152 250H154V249H152ZM243 250H244V249H243ZM251 250H252V249H251ZM251 250H250V252H251ZM46 251H47V250H46ZM46 251H45V252H46ZM48 251H49V250H48ZM58 251H59V250H58ZM63 251H64V250H63ZM247 251H249V249H248ZM253 251H254V250H252V252H253ZM255 251H256V250H255ZM261 251L263 252V250H261ZM38 252H39V251H38ZM45 252L43 251L42 253H45ZM50 252H51V251H50ZM52 252H54V250H53ZM52 252H51V253H52ZM55 252H56V251H55ZM60 252H61V251H60ZM67 252H68V251H67ZM67 252H66V253H67ZM69 252H70V251H69ZM100 252H101V251H100ZM102 252H103V250H102ZM130 252H131V251H130ZM136 252H137V251H136ZM155 252L157 253V251H155ZM158 252H160V251L158 250ZM166 252H167V251H166ZM239 252H240V251H239ZM245 252H246V251H245ZM250 252H249V253H250ZM252 252H251V253H252ZM48 253H49V252H48ZM66 253H65V254H66ZM146 253H147V252H146V250H145V254H146ZM168 253H169V252H168ZM171 253H172V252H170L169 255H170ZM247 253H248V252H247ZM36 254H37V253H36ZM56 254H57V253H56ZM65 254H64V255H65ZM160 254H163V255L165 256L164 251H163L162 253L160 252ZM240 254H241V253H240ZM255 254H257V253L255 252ZM261 254L263 255L264 253H261ZM40 255H41V253H40ZM52 255H53V254H52ZM54 255H55V254H54ZM61 255H63V254H61ZM67 255H68V254H67ZM128 255H129V254H128ZM133 255H134V254H133ZM133 255H132V256H133ZM148 255H150V254H148ZM243 255H244V254H243ZM252 255H253V254H252ZM257 255H258V254H257ZM47 256H48V255H46V257H47ZM49 256H51V255H49ZM124 256H125L126 258H125ZM146 256H147V257H146ZM154 256H155V255H154ZM166 256H167V258H168V255H167V254H166ZM166 256H165V257H166ZM245 256H246V255H245ZM253 256H254V255H253ZM253 256H252V257H253ZM258 256H260V255H258ZM30 257H31V256H30ZM40 257H41V256H40ZM43 257H44V256H43ZM60 257H61V256H60ZM62 257H63V256H62ZM68 257H69V256H68ZM160 257H161V256H160ZM263 257H264V256H263ZM248 258H250V256L247 257V259H248ZM253 258H255V257H253ZM46 259H48V257H47ZM51 259H52V258H51ZM56 259H57V258H56ZM60 259H62V258H60ZM68 259H70V257H69ZM150 259H151V258H150ZM154 259H155V258H154ZM156 259H157V257H156ZM245 259H246V258H245ZM23 260H24V261H23ZM43 260H45V259H43ZM161 260H162V259H161ZM164 260H165V259H164ZM37 261H38V260H37ZM41 261H42V260H41ZM41 261H40V262H41ZM67 261H68V260H67ZM151 261H152V260H151ZM154 261H155V260H154ZM154 261H153V262H154ZM254 261H255V259H254ZM263 261H264V260H262V263H263ZM49 262H50V261H49ZM51 262H52V260H51ZM51 262H50V263H51ZM57 262H58V261H57ZM163 262H165V261H163ZM256 262H257V261H256ZM65 263H66V262H65ZM156 263H157V262H156ZM38 264H47V263H45L44 261H42L41 263H38ZM51 264H52V263H51ZM59 264H63V263H59ZM66 264H68V263H66ZM154 264H155V263H154ZM157 264H158V263H157ZM163 264H164V263H163Z\"/></svg>", "mask_w": 264, "mask_h": 264}]
</instances>
